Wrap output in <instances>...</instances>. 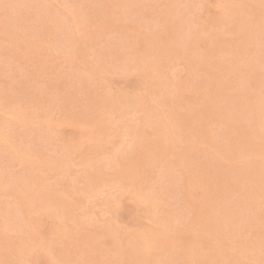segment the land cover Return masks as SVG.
<instances>
[{
    "label": "rangeland",
    "instance_id": "rangeland-1",
    "mask_svg": "<svg viewBox=\"0 0 264 264\" xmlns=\"http://www.w3.org/2000/svg\"><path fill=\"white\" fill-rule=\"evenodd\" d=\"M7 0H0V41H2V42H0V71H2L1 73H0V264H101V263H103V264H154V262H155V264H171V263H169V261L171 262V260H172V264L173 263H177V264H181V263H184V262H186L187 264H189V262L194 258V259H196V258H198V256H199V259L200 258H202V259H200V262L201 263H203V261H201V260H204L205 261V263H211L212 262V264L215 262V261H217V259H219V258H217L216 259V257L217 256H219L220 255V250L222 249V251H224L223 249H226V248H228L227 250H229V253L231 252V254H229V253H227V251L225 250L224 251V253H227L228 254V256L226 257V255L227 254H224L223 252V255H222V253H221V257H222V259H219L220 260V262L218 261V262H215L214 264H216V263H218V264H229V263H231V264H238V263H240V264H252V260H253V264H255V263H258V264H263L264 263V258L263 259H261V257H262V253H264V245H263V243H264V212H262V211H264V199H263V197H264V178H263V180H262V177H264V164H262L263 162H264V158L263 157H260L261 155H263L264 156V143L263 144H260V141H264L263 139V137H264V133H261V132H263L264 130H263V128L262 127H264V121H262V120H264V119H261V118H264V117H262V116H264V115H262V114H264L263 112L264 111H262V110H264V107H262L261 105L262 104H260L261 103V101H264V77L262 76V75H264L263 73H264V65H262L263 63L261 62L262 60H263V62H264V57H262L263 55H261L260 56V54H259V51L261 52V54H264L263 53V49H264V41H263V38H264V29L262 30V28H264V27H262L261 25H263L264 26V23H263V21H264V11L261 9V7L264 9V1H259V0H256V1H259L258 3L255 1V0H243V1H241V0H238L239 2H242V3H244V4H239V2H237L236 0H231V1H233L232 3H233V6H232V3H231V1L230 0H227V2H226V0H225V2L223 1V0H217L218 1V3L216 2V0H193L192 2H194V4H199L198 6L197 5H193V3H191V0H187L186 2H185V0H176V1H174V0H170L171 2H173V4L172 3H170L169 4V0H140V1H143L141 4H139V2H137L136 3V1H139V0H126L125 2H123V0H106V2H105V0H96V1H98V2H96V1H94V0H81V1H77L76 2V0H36L33 4H35L34 5V7H33V5L31 4L34 0H22V2H21V0H20V2H19V0L17 1V0H9V1H7V3H5ZM13 1H14V3H13ZM15 1H16V3H15ZM28 3H27V2ZM44 3H46V4H48V5H45V4H43L42 5V3L43 2ZM47 1V2H46ZM48 1H51V3L53 4V6H52V4L49 2L48 3ZM54 1H55V3H54ZM61 3H60V2ZM85 1V2H84ZM129 1V2H128ZM168 2V4H167V2ZM181 1V2H180ZM198 1H199V3H198ZM203 2L202 4H201V2ZM204 1H206V2H204ZM237 2V4L235 3V2ZM252 1H255V2H252ZM12 2V3H11ZM19 2V3H18ZM65 2V3H64ZM101 2H103V3H101ZM146 2V3H145ZM180 4H182V5H179V3ZM222 2V3H221ZM246 2H247V4H246ZM249 2V3H248ZM20 3H25L24 5L23 4H20ZM29 3H30V5H29ZM58 3V4H57ZM86 3V4H85ZM100 3V4H99ZM130 3V4H129ZM174 3L175 4H177V5H174ZM185 3H188V5L187 4H185ZM191 3V4H190ZM221 3V4H220ZM227 3L229 4V5H227ZM252 3H254V4H258L257 5V9L255 8V6H254V4H252ZM5 4H6V6H5ZM11 4V5H10ZM60 4V5H59ZM84 4V5H83ZM89 4V5H88ZM96 4V5H95ZM105 4H106V6H105ZM128 4H129V6H128ZM135 4H136V6H135ZM146 4V5H145ZM187 5L186 7H185V5ZM220 4V6H218ZM262 4V5H261ZM28 5V6H27ZM56 5H57V7H56ZM75 5V6H74ZM86 5L88 6V7H91L90 8V10H89V8H87L86 7ZM95 5V6H94ZM133 5V6H132ZM148 5V6H147ZM192 5V6H191ZM202 6V9H201V7H199V6ZM203 5L205 6V9H204V11H203ZM222 5V6H221ZM225 5V6H224ZM245 6V7H243V6ZM10 6V7H9ZM12 6H13V8H12ZM41 7V8H39V7ZM45 6H46V9H44L45 8ZM50 6H52V7H50ZM55 6V7H54ZM67 8H65V7ZM78 6V8H79V11H77L78 9L76 8ZM81 6H82V8H81ZM85 6V7H84ZM94 6V7H93ZM103 6V7H102ZM105 6V7H104ZM133 8H132V7ZM137 6H138V8H137ZM144 6V7H143ZM149 6H150V8H149ZM173 6L176 8V10H175V8H173ZM189 6V7H188ZM191 6V7H190ZM197 6L198 8H200V10L197 8V10H195L196 8L195 7ZM230 7V9H228L229 7ZM236 6H239V7H237L238 9H236L235 11H236V13L234 12V10L233 9H235L236 8ZM261 6V7H260ZM8 7V10L6 9ZM14 7H15V9H14ZM19 7V8H18ZM26 7V8H25ZM31 8L32 9V11H30L28 8ZM61 7V8H60ZM97 7H98V9H97ZM100 7V8H99ZM101 7H102V9H101ZM131 7V10L129 9ZM134 7H135V9H134ZM140 7V8H139ZM141 7H143V8H141ZM147 9H146V8ZM181 7V8H180ZM184 7H185V9L186 10H184L183 11V9H184ZM189 9H188V8ZM226 7H228V8H226ZM240 7H243L244 8V10H242ZM247 7H250V8H247ZM10 8V9H9ZM54 8V9H53ZM56 8V9H55ZM92 8L94 9V10H92ZM104 8V9H103ZM146 10H145V9ZM159 8V9H158ZM224 8V9H223ZM240 8V9H239ZM245 8H246V10H245ZM13 11H12V10ZM62 9V10H61ZM70 9V10H69ZM74 9V10H73ZM87 9V10H86ZM101 9V10H100ZM171 9H174L173 11H175V12H177L178 13V11L181 13H178V15H177V13H175V15H174V13H173V11L171 12ZM182 11H181V10ZM187 9H188V13H187ZM221 9V10H220ZM225 10V11H223V10ZM232 9V10H231ZM249 9H251V10H249ZM10 10H11V12H10ZM36 10V11H35ZM42 10V11H41ZM51 10H53L52 12L53 13H55L54 15L56 16V14H57V18L53 15V13L51 12ZM57 10H58V12H57ZM89 10V11H88ZM107 10H108V12H107ZM132 10H134V11H132ZM138 10V11H137ZM144 10V11H143ZM149 10V11H148ZM150 10H152V11H150ZM169 10V11H168ZM202 10V12H200ZM220 10V11H219ZM237 10H241L242 12H237ZM247 10H248V12H247ZM260 10V11H259ZM261 10H262V14H261ZM6 11H7V13H6ZM27 11V12H26ZM45 11V12H44ZM47 11H50L49 12V14H48V12ZM55 11V12H54ZM61 11V12H60ZM83 12V13H80L79 14V12ZM96 11H97V13H96ZM99 11L100 12H102L101 14H99ZM143 11V12H142ZM167 11V12H166ZM190 11V12H189ZM194 11H195V13H194ZM197 11V12H196ZM222 11V12H221ZM243 11H246L245 13H243ZM13 12V13H12ZM28 12H29V14H28ZM37 12V13H36ZM38 12H40V14H38ZM42 12H43V14H42ZM59 12H60V14H59ZM62 12H65V13H63L62 14ZM140 12V13H139ZM193 12V13H192ZM221 12V13H220ZM225 14H224V13ZM227 12L229 13V16H228V14H227ZM232 12V13H231ZM255 12V13H254ZM12 13V14H11ZM31 13V14H30ZM47 13V14H46ZM106 13V14H105ZM107 13H109V15L107 14ZM111 13V14H110ZM123 13H125V14H123ZM135 13V14H134ZM143 13V14H142ZM173 13V14H172ZM183 13V14H182ZM193 14V15H195V17L193 16V15H190V14ZM202 13V14H201ZM220 13V14H219ZM244 14V15H242V16H240L239 14ZM258 13V14H257ZM7 14V15H6ZM11 14V15H10ZM14 14V15H13ZM19 15V17H18V15ZM27 14H28V16H27ZM33 14H34V16H33ZM37 14V15H36ZM46 14V16H43V15H45ZM51 14V15H50ZM59 14V15H58ZM62 14V15H61ZM69 14V15H68ZM83 14H84V16H83ZM94 14V15H93ZM100 15L99 16V18L100 19H102L103 21H101L99 18H98V16H96V15ZM140 14V15H139ZM141 14H142V16H141ZM146 14H148L147 16H146ZM182 15V16H180V15ZM197 14H198V16H197ZM227 14V15H226ZM246 14H247V17H245L246 16ZM252 14H253V16H252ZM36 15V16H35ZM39 15V16H38ZM41 15V16H40ZM52 15H53V18H52ZM67 15H68V17H67ZM72 17H71V16ZM76 15V16H75ZM79 15V16H78ZM93 15V16H92ZM106 15V16H105ZM111 15V16H110ZM119 15H121V16H119ZM127 17H126V16ZM171 17H170V16ZM187 15H189L190 17H193L192 19L191 18H189ZM208 15H209V17H208ZM220 17H219V16ZM227 17H226V16ZM259 15H263V16H259ZM61 16V17H60ZM66 16V17H65ZM75 16V17H74ZM77 16L79 17V18H81V19H79V18H77ZM89 16V17H88ZM95 16H96V18H95ZM174 16V17H173ZM175 16H176V18H178V19H176L175 18ZM198 18H197V17ZM247 19H250V20H252V22H250V20L248 21V19H247V21H246V19L244 18V17ZM248 16H252V17H248ZM257 16V17H256ZM28 17V18H27ZM31 17V18H30ZM37 17V18H36ZM38 17H40L39 18V20H38ZM51 17V18H50ZM74 17V18H73ZM88 17V18H87ZM94 17V18H93ZM125 17H126V19H125ZM129 17L131 18V20L129 19ZM180 17H181V19H180ZM187 17V18H186ZM199 17H200V20H204V21H202V24L204 23V27L202 26V24H201V21L199 20L198 21V19H199ZM203 17H206V18H203ZM223 18V21H222V18ZM231 17V18H230ZM237 17V18H236ZM240 17V18H239ZM259 17V18H258ZM261 17H262V19H261ZM16 18V19H15ZM56 18V19H55ZM58 18H65L64 20L66 21H64V20H62L61 19V21L59 22V19ZM72 18V19H71ZM77 20H76V19ZM98 18V19H97ZM108 18V19H107ZM184 18H185V20H184ZM216 18H217V20H216ZM226 18V19H225ZM241 18H242V20H241ZM245 19V21H244V19ZM14 19V20H13ZM36 19V20H35ZM45 19H46V22H48L47 24H48V26H47V24H44V21H45ZM50 19V20H49ZM55 19V21H53V20ZM68 19V20H67ZM71 19V20H70ZM73 19H74V21H73ZM79 19V20H78ZM91 19H93V20H91ZM105 19H106V21H105ZM110 19V20H109ZM193 20V19H195V20H193L192 21V23H191V20ZM196 19H197V21H196ZM232 19V20H231ZM237 19V20H236ZM238 19H240L239 21H238ZM257 19H261V20H258V21H255V20H257ZM52 20V21H51ZM57 20V21H56ZM87 20V21H86ZM101 21V23H100V21ZM122 20V21H121ZM128 20V21H127ZM169 20H170V22H169ZM187 20V21H186ZM228 21V22H230V24L228 23V22H225V21ZM36 21H39V23L38 22H36ZM42 21V22H41ZM86 21V22H85ZM94 21V22H93ZM110 21V22H109ZM127 21V22H126ZM207 21H208V23H207ZM220 21H222V22H220ZM236 21L240 24V26H237V23H236ZM240 21H242L243 23H245V24H243L242 22V24L240 23ZM254 21H255V23H254ZM34 22V23H33ZM41 22V23H40ZM64 22H65V24H64ZM85 22V23H84ZM171 22H173V24H171ZM179 22L181 23V22H187V24H185V23H182V24H180L179 25ZM189 22V23H188ZM195 22H197V23H195ZM211 22H212V24H214V25H212L211 24ZM218 22V23H217ZM256 22L258 23H260L261 25L259 26V23L258 24H256ZM36 23V24H35ZM50 23H51V26H50ZM57 23L59 24L58 26H56L57 25ZM69 23V24H68ZM71 23H74V24H76L75 25V27H74V24L72 25ZM77 23H79V24H77ZM103 23V24H102ZM170 23V24H169ZM175 23H177V25L175 24ZM194 23V24H193ZM205 23H207L206 24V26H205ZM223 23H225V24H223ZM227 23V24H226ZM234 23V24H233ZM249 23H250V25H249ZM255 24V25H253V24ZM39 24H40V26H39ZM56 26H54V25ZM61 24H64V26L62 27L61 26ZM81 24H82V26H81ZM93 26H92V25ZM100 24H101V26H100ZM195 24H196V26H195ZM211 24V25H210ZM218 24H220L219 26H217ZM248 24V25H247ZM43 25H44V27H43ZM70 25V26H69ZM71 25L74 27V28H72L71 27ZM78 25H80V27L82 28H80ZM95 25H96V27H95ZM174 25H175V27L177 28L176 29V31H175V33H173L174 32V30H175V27H174ZM187 25H188V28H187ZM194 25V26H193ZM201 27H200V26ZM210 25V26H209ZM241 25H242V27H245L246 29H244V30H242V29H240V28H242L241 27ZM69 29H66V31H65V28L66 27ZM85 26V27H84ZM86 26H87V28H86ZM182 27V29H181V27ZM184 26L186 27V28H184ZM193 26V27H192ZM214 26V27H213ZM220 26H222V27H220ZM249 26H251L252 28H253V30L254 29H256V31L255 32H253L252 31V28L250 29V31H252V33H254V35L249 31ZM256 26V27H255ZM257 26L261 29V31H262V34H261V32H260V29L258 30V28H257ZM32 27V28H31ZM47 29H46V28ZM50 27V28H49ZM53 27V28H52ZM59 29H58V28ZM61 27H62V30H61ZM65 27V28H64ZM178 27H179V30H178ZM190 27H192V28H190ZM196 27V29H197V27H198V29H199V27H200V30H203V31H205V32H202V31H200V30H193L194 28ZM210 27H212V28H210ZM217 27V28H216ZM223 27L224 28H226V29H224V32H222L223 31ZM236 27L238 28L239 27V29H236ZM41 28V29H40ZM44 28V29H43ZM78 28H79V30H78ZM93 28V29H92ZM174 28V29H173ZM205 28V29H204ZM211 29V30H209V29ZM216 28V29H215ZM232 28V29H231ZM31 29V30H30ZM55 29H57L58 31L59 30H61V31H59V33L57 32V30L55 31ZM70 29L73 31H70ZM84 29V30H83ZM171 29V30H170ZM173 29V30H172ZM192 29V30H191ZM228 29V30H227ZM229 29H231V30H229ZM40 30H41V32H40ZM78 30V31H77ZM177 30L179 31V32H177ZM189 30H191V31H189ZM225 30H227V32H228V34H227V32L225 31ZM234 30H235V32H234ZM240 32H239V31ZM246 30V31H245ZM247 30H248V33H247ZM31 33H30V32ZM66 33H65V32ZM67 31H68V33H67ZM91 31L93 32V33H91ZM100 31H101V33H100ZM103 31V32H102ZM188 33H187V32ZM194 31H196L195 33H193ZM213 31H215V32H217L218 34H216L215 32H213ZM35 34H34V33ZM37 32V33H36ZM56 32V33H55ZM60 32H62V33H60ZM77 32V33H76ZM80 34H82V35H80ZM186 32V33H185ZM192 32V33H191ZM199 32H201V33H199ZM210 32H212L213 33V35H214V37H213V35L210 33ZM222 32V33H221ZM229 32H231L232 34H239V33H241V32H244V33H246V35H243V33H242V35L241 34H239L240 35V37L242 36L243 38H244V40L245 41H243V43H244V45H240V44H243L241 41L243 40H240L241 38L239 37V35L237 34V36L238 37H235L234 35H232L231 33H229ZM234 32V33H233ZM258 32H260V36L261 37H259V34H258ZM39 33H40V35H39ZM53 33H55V34H53ZM73 35H72V34ZM176 33H177V35H176ZM181 33H182V35H181ZM183 33H185L187 36H185V34H183ZM191 33V34H190ZM203 33H204V35L207 33V35H203ZM209 33V34H208ZM219 33H221L220 35H219ZM251 33V34H250ZM10 34V35H9ZM18 34V35H17ZM28 34V35H27ZM34 34V35H33ZM53 36H55V37H52V35ZM61 34V36H59V37H57L58 35H60ZM63 34H65L64 36H63ZM67 34L68 35H70V36H67ZM86 34V35H85ZM172 34V35H171ZM178 34H179V36H178ZM188 34H189V36H188ZM196 34L198 35V34H200L199 36H196ZM222 34L223 35H225L224 36V38L222 37ZM247 34H248V36H247ZM256 34H257V36H256ZM3 35H4V37H3ZM37 35V36H36ZM43 35H45V36H43ZM47 35H49V38H50V40H48L49 38H48V36ZM72 35V36H71ZM90 35H92L93 37L94 36H96V38L94 37H92V36H90ZM104 35H107V37L105 36V37H103ZM186 37V38H184V36ZM192 35H193V38H191L192 37ZM194 35H195V37H194ZM201 35H203V36H201ZM232 35V36H231ZM253 35V36H252ZM9 36H10V38H9ZM15 36H17V37H15ZM30 36V37H29ZM39 36V37H38ZM66 36V37H65ZM76 38H75V37ZM79 36L81 37V38H79ZM176 36H177V39H176ZM183 36V37H182ZM208 36V37H207ZM209 36H212L211 38H209ZM218 36H220V37H218ZM227 36V37H226ZM5 37L7 38L6 40H4V42H3V39H5ZM15 37V38H14ZM37 37V38H36ZM63 37V38H62ZM90 37H92L93 38V40H96L97 38H99V42H100V44H99V42L98 41H93L92 40V38H90ZM164 37V38H163ZM173 37H175V38H173ZM200 39V41H199V39ZM205 38V39H202V38ZM215 37H217L218 38V42H217V40L215 41V39H217V38H215ZM223 38V41H222V38ZM231 37H232V39H231ZM237 39V40H235V38ZM251 37V38H250ZM17 38H18V41L20 42V43H17L18 41H16L17 40ZM62 38V39H61ZM65 38V39H64ZM71 38H72V40H71ZM75 38V39H74ZM248 38V39H247ZM252 38H254V39H252ZM256 38V39H255ZM258 38V39H257ZM262 38V40H260ZM8 39H10V40H8ZM13 39H15V41H13ZM47 39V40H46ZM55 39V41H57L56 43H54L55 41H53ZM57 39V40H56ZM61 39V40H60ZM66 39L68 40V41H66ZM78 39H80L81 41V43L79 42L78 43ZM100 39H104V40H106V42H104V40L102 41V40H100ZM170 39H171V42H170ZM182 40V42L184 41V42H186V43H182L181 42V40ZM184 39V40H183ZM194 41V43H196V44H198V45H196V44H194V43H191L192 41ZM195 39H197L198 40V43L195 41ZM201 39H202V41H201ZM226 39H227V41H228V44L229 45H227L226 43H227V41H226ZM250 39V41H248ZM252 39V40H251ZM47 42H46V41ZM67 42H65V41ZM77 40V42H75L76 43V46H77V44H80V45H78L79 46V48H78V46L76 47L75 46V43H73L72 44V42H70V41H76ZM84 40V41H83ZM88 40H89V42H88ZM91 40H92V42H91ZM189 40H190V42H189ZM213 40V41H212ZM255 40V41H254ZM6 41H7V43H6ZM9 41H11V43H9ZM38 41V42H37ZM51 41H53V43H54V46H53V43H51ZM85 42V45L83 44V42ZM169 41V42H168ZM179 41V42H178ZM208 41H209V43H210V46H209V43H208ZM225 42L224 44L222 43V42ZM230 41V42H229ZM241 43H240V42ZM254 42V45H252L253 44V42ZM261 41V42H260ZM16 42V43H15ZM22 42V43H21ZM25 44H24V43ZM49 42V43H48ZM217 42V45L215 44ZM219 42H221V43H219ZM236 42L238 43V44H236ZM246 42V43H245ZM248 42V43H247ZM258 42V43H257ZM46 43H47V46H46ZM66 43V44H65ZM68 43H70V44H68ZM90 43H93L92 45H94V47L96 48V47H98V49H97V52H96V49L92 46V45H90ZM110 46H108L107 44ZM147 43H149L148 45H150V46H147ZM174 43V44H173ZM180 43H181V45H183L182 47H181V45H180ZM201 45H200V44ZM230 43L232 44V47L230 46ZM235 43V44H234ZM255 43H257V45L255 44ZM261 43V44H260ZM263 43V44H262ZM8 44V45H7ZM19 44V45H18ZM39 44V45H38ZM40 44H42V45H40ZM58 44H60V46L58 45ZM63 44H65V45H63ZM71 44H72V46H71ZM84 45V46H82V45ZM89 44V45H88ZM104 44L106 45V46H104ZM116 44V45H115ZM155 46H154V45ZM168 44H171V46L170 45H168ZM188 44V45H187ZM190 44H193V45H190ZM214 44H215V46H214ZM247 46H246V45ZM2 45V46H1ZM10 45H14L15 47H13V46H11V48H10ZM25 45H27V46H25ZM36 47H35V46ZM52 45V46H51ZM69 45V46H68ZM88 47H87V46ZM101 45H103V46H101ZM162 45V46H161ZM174 45H177V47H179V45H180V47H179V49H177V47L176 46H174ZM185 45V46H184ZM196 45V46H195ZM218 45L220 46V47H222V51H223V53H222V51H220V49H217L216 48V46L218 47ZM226 46V47H228V51H226L227 49H226V47H224V46ZM238 45H240V47L238 46ZM259 45V46H258ZM261 45H263V46H261ZM8 46V47H7ZM41 46V47H40ZM43 46V47H42ZM44 46L46 47V48H44ZM75 46V47H74ZM85 46H86V48H90L89 49V51H87V49L85 48ZM192 46H194L196 49H198V50H196L194 47H192ZM230 46V47H229ZM235 46L236 47H239L238 49L236 48L235 49ZM251 46H253L252 48H251ZM261 46V47H260ZM20 47H23V48H20ZM32 48V50H29V48ZM51 48V50L49 49V48ZM52 47H55V49L53 48L52 49ZM60 47H62V48H60ZM74 47V48H73ZM106 47V48H105ZM110 49H109V48ZM128 47H129V49H128ZM148 47H149V49L151 50V51H148L149 49H148ZM166 47V48H165ZM174 47V48H173ZM185 47H187V49L185 50ZM190 47V48H189ZM203 47V48H202ZM206 47V48H205ZM220 47H218V48H220ZM247 47V48H246ZM254 47H256V50H255V48ZM259 47V48H258ZM8 48H10V50L8 49ZM30 48V49H31ZM38 48V49H37ZM41 48V49H40ZM43 48V49H42ZM59 48V49H58ZM182 48V49H181ZM213 48V49H212ZM214 48H215V50H218L217 52L214 50ZM242 50H241V49ZM253 48H254V50H253ZM21 49V50H20ZM45 49V50H44ZM65 49H69V51L68 50H65ZM72 49H74L73 50V53H72ZM93 49V50H92ZM104 49H105V51H104ZM109 49V50H108ZM138 49V50H137ZM147 49V50H146ZM167 49H169V50H167ZM189 49H191L190 51H189ZM196 50V52H195V50ZM200 49V50H199ZM205 49V50H204ZM225 51H224V50ZM234 50V51H230V50ZM247 49V50H246ZM2 50H4V51H2ZM19 50V51H18ZM27 50V51H26ZM35 50V51H34ZM47 50H49L48 52H47ZM53 50V51H52ZM76 50H78V51H76ZM82 50V51H81ZM84 50H86V51H84ZM106 50H108V51H112V52H109L108 53V51L106 52ZM114 50V51H113ZM130 50V51H129ZM135 50V51H134ZM194 50V51H193ZM211 50V51H210ZM236 50H237V52H238V54L240 55V54H244V57H242L243 55H241V58H240V56L237 54V53H235L236 52ZM246 50V51H245ZM251 51V52H248V51ZM28 51L29 52H31L32 53V55H30V53H28ZM53 53H52V52ZM57 51V52H56ZM62 51V52H61ZM104 51V52H103ZM127 51V52H126ZM129 51V52H128ZM148 51V52H147ZM159 51V53H155V52H158ZM212 51H213V53H212ZM215 51V52H214ZM232 53H230V52ZM244 51V52H243ZM253 51V52H252ZM257 51V52H256ZM23 52H25V53H23ZM38 52V53H37ZM58 52H60V53H58ZM67 52V53H66ZM75 52V53H74ZM116 52L117 53H119L118 55H119V57H120V53L122 54L123 53V55L121 56V57H123V58H121V59H119V57H115L117 54H116ZM135 52V53H134ZM138 52H142V53H138ZM164 52H165V54H164ZM167 52H168V54H167ZM187 52V53H186ZM209 52V53H208ZM227 52V53H226ZM239 52H243V53H239ZM20 53V54H19ZM35 53V55H33ZM36 53H37V55H36ZM57 53V54H56ZM69 53V54H68ZM91 53V54H90ZM98 53V54H97ZM105 53H108V54H105ZM132 53V54H131ZM150 53V54H149ZM151 53H153V54H151ZM180 53V54H179ZM191 53H193V54H191ZM211 53H212V55H213V57H214V59H213V57H212V59H211ZM216 55H215V54ZM219 53V54H218ZM220 53H221V56H220ZM228 53H230L231 55H229ZM233 53H234V55H233ZM252 53H255V54H253L252 55ZM26 54V55H25ZM42 54V55H41ZM58 54H60L62 57H64L63 58V61H62V58H60V55H58ZM104 54H105V56L107 55H109L108 57H105L104 56ZM115 54V55H114ZM133 54H135V55H133ZM156 54V55H155ZM172 54V55H171ZM189 54V55H188ZM204 54H206L205 56H203ZM228 54L229 56L227 57L226 55ZM257 54L260 56H258L257 57ZM58 57H57V56ZM72 55V56H71ZM75 55V56H74ZM83 56V59H82V56ZM117 55V56H118ZM126 55H128V56H126ZM151 55V56H150ZM161 55V56H160ZM168 55V57L166 58V56ZM173 55H174V57H173ZM192 55V56H191ZM207 55H209V56H207ZM216 57H215V56ZM219 56V59H218V56ZM233 55V56H232ZM246 55V56H245ZM252 56V57H249V56ZM27 56V57H26ZM28 56H31V57H28ZM34 56V57H33ZM40 56H44V57H40ZM56 56V57H55ZM69 56V59L67 58ZM74 56V57H73ZM88 57V58H86V57ZM98 56V57H97ZM137 56H139V57H141V58H139V57H137ZM146 56V57H145ZM164 56V57H163ZM184 56V57H183ZM187 56H189V58H190V60L189 61H191V59L193 58L195 61H196V59H198V61H196V64H193V62H194V60L192 59V62L190 63H188V59L186 58ZM223 56V57H222ZM226 56V57H225ZM231 56V57H230ZM235 56V57H234ZM238 56V57H237ZM248 56V57H247ZM3 57V58H2ZM40 57V58H39ZM84 57H85V59H84ZM90 57V58H89ZM95 57V58H94ZM103 57V58H102ZM134 57H136L135 59H134ZM152 59H151V58ZM159 57H161V58H159ZM177 57V58H176ZM180 57V58H179ZM192 57V58H191ZM196 57H198V58H196ZM207 57L209 58V59H207ZM220 57H222L223 59H221L220 60ZM233 57H234V60L236 61H233V62H231L232 60H231V58L233 59ZM246 57V59H244ZM253 57H257L258 59H253ZM2 58V59H1ZM26 58H28V59H26ZM44 58V59H43ZM56 58H58V59H56ZM66 58V60H64ZM138 58V59H137ZM147 58V59H146ZM149 58V59H148ZM156 58V59H155ZM165 58V59H164ZM184 58H186V61L187 62H185V59ZM196 58V59H195ZM207 59V61H205V59ZM217 60H216V59ZM230 59V60H227V59ZM239 58V59H238ZM243 58V60H240V59H242ZM249 58H251V59H253V60H250ZM33 59V60H32ZM40 59V60H39ZM60 59V60H59ZM82 61H81V60ZM91 59V60H90ZM96 60V61H94V60ZM114 61H112V60ZM126 59V60H125ZM133 59V60H132ZM161 59H163V60H161ZM168 59H171V60H168ZM181 59H184V60H182V62H181ZM237 59V60H236ZM36 60V61H35ZM89 60H90V62H89ZM100 60V61H99ZM103 60H104V62H103ZM130 60H131V62H130ZM136 60V61H135ZM150 60V61H149ZM175 62H174V61ZM212 60V61H211ZM226 60V61H225ZM250 61V63H249V61ZM60 61V62H59ZM64 61H66L65 62V67H69V68H65L64 67ZM75 61V62H74ZM88 62V64H87V62ZM93 61V62H92ZM97 61H99V63L97 62ZM109 61V62H108ZM121 61V62H120ZM127 61V62H126ZM135 62V64L133 63V62ZM141 63H140V62ZM161 61V62H160ZM163 61V62H162ZM165 61V62H164ZM170 61H172V62H170ZM219 61L221 62L220 64V66H218V64H219ZM222 61H223V63H226L227 65H225V64H223L222 63ZM225 61V62H224ZM229 63H228V62ZM239 61H243V64L241 63V62H239ZM245 61V62H244ZM254 61V62H253ZM2 62H4L3 64H4V66H7V67H4L3 66V64H2ZM39 62V63H38ZM68 62V63H67ZM71 62V63H70ZM85 63L86 62V66H85V69H84V67H80V66H84V65H81V64H83V63ZM96 64H95V63ZM102 64H101V63ZM167 62H168V64H167ZM173 62L176 64H173ZM177 62V63H176ZM203 66H200V64ZM203 62V63H202ZM211 62L213 63L214 62V64L212 65L211 64ZM239 62V63H238ZM248 62V63H247ZM256 62V63H255ZM260 62V63H259ZM5 63H6V65H5ZM20 63L22 64V66L20 65ZM49 63V64H48ZM53 63V65L54 66H52V67H49V66H51V64ZM57 65H55V64ZM61 63V64H60ZM81 63V64H80ZM98 63V64H97ZM113 63H115V64H113ZM118 63V64H117ZM119 63H120V65H119ZM122 63V64H121ZM127 63V64H126ZM170 63V64H169ZM182 63H184V64H182ZM204 63L206 64V66H208L209 68H207L205 65H204ZM236 63H237V65H238V67L236 66ZM240 63L243 65H240ZM245 63H247V65L249 66V67H247L246 66V64ZM253 63H255V64H253ZM258 63V64H257ZM17 64H19L18 66H16ZM31 64H32V67H31ZM47 64V65H46ZM68 64V65H67ZM70 64H72V66L70 65ZM76 64H78V65H76ZM91 64V65H90ZM141 66H140V65ZM167 64V65H166ZM187 64H189V65H187ZM191 64H193V65H191ZM199 64V65H198ZM228 64H230V65H228ZM251 64V65H250ZM35 67H34V66ZM47 66V69L49 70H46V68H45V66ZM90 66L91 68L89 69V67H87V66ZM94 65H96V66H94ZM97 65H98V67H97ZM100 65V66H99ZM102 65V66H101ZM106 65H108L107 67H106ZM129 65V66H128ZM166 65V66H165ZM171 65V66H170ZM186 67H185V66ZM195 65V66H194ZM233 65V66H232ZM244 65H245V67H244ZM259 65V66H258ZM29 66V67H28ZM42 68H41V67ZM44 66V67H43ZM58 66H59V68H58ZM79 66V67H78ZM97 67V69L99 68V69H101V71L98 69V70H95L96 68H94V67ZM104 66V68H100V67H103ZM114 66H116L115 68H117V70H119V71H121V72H125V74H123V75H121V72H118V71H115L116 69L114 68ZM120 66H122V68H127L126 70L125 69H120L121 67ZM144 66V67H143ZM177 67V68H179L178 70H177V68H174V67ZM194 68H193V67ZM196 66H199V68L197 67L196 68ZM211 66V67H210ZM215 66H217V67H219V68H216ZM225 66L228 68V69H226L225 70ZM232 66V67H231ZM235 66V67H234ZM241 66H242V68H241ZM252 66H253V68H252ZM258 66V67H257ZM260 66H263L262 68L260 67ZM16 67V68H15ZM18 67H20V68H18ZM34 67V68H33ZM54 67V69L52 70V68ZM74 67H75V69H74ZM110 67H112V68H110ZM130 67H132V68H134L135 67V69H132V68H130ZM165 67H167V68H165ZM190 67V68H189ZM200 67H202V68H200ZM222 67V68H221ZM240 67V68H239ZM258 69H257V68ZM5 68H7V70L5 69ZM43 68H45V70H43ZM63 68V69H62ZM110 68V69H109ZM145 68V69H144ZM172 68H173V70H172ZM181 68V69H180ZM184 68V69H183ZM193 68V70H195V71H193V70H191ZM204 68V69H203ZM215 70H214V69ZM224 68V69H223ZM230 68H231V73H230ZM233 68H237V69H233ZM248 68V69H247ZM36 72V69H37V72H36V74H35V72L33 71V70ZM38 69H41V70H38ZM51 69V70H50ZM62 69V70H61ZM74 70V71H72V70ZM80 69H82L81 71H80ZM106 69V70H105ZM110 71H112V73L113 72H115L114 74H111V72H109V70ZM144 69V70H143ZM188 69H189V72H191V73H188ZM196 69H197V71H196ZM220 69V70H219ZM224 71H223V70ZM244 69V70H243ZM254 70V69H257V71H259L258 73H257V71H256V73L257 74H255L253 71H250V70ZM55 70V72L53 73V71ZM68 70H71L70 71V74H69V71ZM79 70V71H78ZM92 70V71H91ZM93 70H95L94 72H93ZM170 71V73L168 72V71ZM181 72H180V71ZM185 70V71H184ZM209 70V71H208ZM210 70H214V72H212L211 71V73H210ZM219 70V71H218ZM241 70H242V73H243V71H244V74H241L240 72H241ZM246 70H248V72H246ZM6 73H5V72ZM19 73H18V72ZM67 71H68V73H67ZM91 72V73H89V72ZM108 71V72H107ZM129 71V72H128ZM179 71V72H178ZM204 71L205 72H207L206 74L204 73ZM217 71H218V73H217ZM225 71H226V76H224V74L223 73H225ZM255 71V70H254ZM263 71V72H262ZM16 72V73H15ZM47 72H50V73H47ZM60 72V73H59ZM63 72V73H62ZM71 72H74V76H73V73L71 74ZM95 72H97V73H95ZM101 72V73H100ZM105 72V74L104 75H102L103 73ZM126 72H127V75H126ZM133 74V76H132V74ZM165 72V73H164ZM188 74H187V73ZM194 72L196 73L195 75H194ZM210 73V76L212 75H214L213 77H215V78H213L212 76L210 77L209 76V73ZM245 72H246V76H245ZM251 72H253V73H251ZM261 72V73H260ZM56 73V74H55ZM65 73V74H64ZM79 74L80 75V77H82L80 80L79 79H77V78H80V77H78V75L76 76V74ZM82 74V76H81V74ZM84 73V74H83ZM89 73V74H88ZM117 73H118V75H117ZM141 73H143V75L145 74V76H141ZM205 75H204V74ZM221 73V74H220ZM250 75H249V74ZM9 74V75H8ZM15 74V75H14ZM25 74H27V75H29V76H25ZM30 74H32L31 76H30ZM48 74V75H47ZM50 74H51V77H53V78H50ZM59 74V75H58ZM61 74H63V75H61ZM86 74V75H85ZM94 75V76H92V75ZM98 76H97V75ZM107 74H109L108 75V77H107ZM120 74V75H119ZM129 74V75H128ZM131 74V75H130ZM147 74V75H146ZM149 74H152V76L151 75H149ZM205 76L204 78H203V75ZM208 74V76L206 77V75ZM217 74V75H216ZM229 74H233V77H231V75L229 76ZM236 74H238V76H236ZM240 74V75H239ZM262 74V75H261ZM18 75V76H17ZM88 75H90V77L88 76ZM97 77H96V76ZM112 75V76H111ZM136 75V76H135ZM180 75H182V79H181V76ZM188 76L187 77V80H186V76ZM219 75V77H217ZM244 75V76H243ZM249 77H248V76ZM251 75H253L252 76V78H251ZM260 75V77H261V79L258 77ZM23 76L24 77H26V78H24V79H22L23 78ZM36 76H38V77H36ZM46 76H49V78H47ZM60 77L61 78V80H60V78H58V77ZM62 76H63V78H64V80H62L63 78H62ZM72 76V78H70ZM104 77V80H103V77ZM154 76H155V78H154ZM248 77V80H247V78H243L242 79V81H243V83H242V81H239L238 79H241V78H239V77ZM257 76V77H256ZM57 77V78H56ZM66 77V78H65ZM69 79H68V78ZM87 77V78H86ZM100 77V78H99ZM102 77V78H101ZM109 77H111V79L109 78ZM150 77H151V79H150ZM160 77V78H159ZM176 77V78H175ZM178 77V78H177ZM192 77V78H191ZM195 77V78H194ZM198 77V78H197ZM203 79H202V78ZM223 77V78H222ZM256 77V78H255ZM3 78V79H2ZM30 78H31V80H30ZM32 78H34V79H32ZM56 78V79H55ZM75 78V79H74ZM84 78H85V80H84ZM93 78V80H91ZM154 78V79H153ZM158 78V79H157ZM199 78H201V79H199ZM213 78V83H211L212 81H211V79ZM217 78V79H216ZM220 78V79H219ZM222 78V79H221ZM229 78H230V80H232L231 82L229 81ZM236 79V80H234V79ZM238 78V79H237ZM249 78H251L250 80V85H248L249 84ZM259 78V80H258V82H257V79ZM28 79H29V81H28ZM49 79V81H47ZM54 79H55V81L56 80H60V81H57V83H55V82H53L54 81ZM65 79H67V80H65ZM73 79L75 80V81H73ZM86 79H87V82H86ZM90 79V80H89ZM96 79H97V81H96ZM101 79V80H100ZM151 81H150V80ZM172 79V80H171ZM188 79H191V81L189 80L188 81ZM205 79V80H204ZM208 79H210V81H208ZM226 79V80H225ZM254 79H256V81L254 80ZM50 80H51V83H49L50 82ZM78 80V81H77ZM106 80V81H105ZM154 80V81H153ZM157 80V81H156ZM182 80V82L180 83V81ZM194 80H195V82H194ZM202 80H203V82H202ZM206 80H207V82H206ZM218 80V81H217ZM222 80V81H221ZM224 80H225V82H224ZM246 80V81H245ZM2 81V82H1ZM4 81V82H3ZM67 81H68V83H67ZM95 82L94 83V85H97V86H94L93 84H91V83H93V82ZM105 81V82H104ZM108 81H110V83L108 82ZM133 81V82H132ZM135 81V82H134ZM172 81V82H171ZM204 81H205V83H204ZM216 81V82H215ZM221 81V82H220ZM239 81V82H238ZM69 82H70V84H69ZM73 82V83H72ZM87 84H86V83ZM90 82V83H89ZM102 82H104V83H102ZM106 82H108V83H106ZM145 82H146V84L148 83V85H146L145 84ZM149 82H151V83H149ZM153 82H155V83H153ZM158 83V85H157V83ZM174 82V83H173ZM187 82V83H186ZM189 82V83H188ZM220 84H219V83ZM222 82H224V83H222ZM227 82V84L229 85V87H228V85L226 84L225 85V83ZM248 82V83H247ZM254 82V83H253ZM260 82H262V83H260ZM22 83V84H21ZM28 85H27V84ZM29 83H30V85H29ZM32 83V84H31ZM37 83V84H36ZM45 83V84H44ZM67 83V84H66ZM82 83V84H81ZM85 83V84H84ZM97 83V84H96ZM177 83V84H176ZM180 83V84H179ZM188 84L187 86L186 85H183L182 86V84ZM192 83V84H191ZM195 83H197V84H195ZM201 83H204V86H205V88H204V86H203V84H201ZM210 83V84H209ZM239 83V84H238ZM256 83H257V85H256ZM260 85H262V86H259V84ZM16 84V85H15ZM44 84V85H43ZM51 84V85H50ZM54 84V88H52L53 85ZM55 84H57V85H55ZM77 84V85H76ZM85 86H84V85ZM106 84H107V86H108V88H107V86H106ZM133 84V85H132ZM155 84V85H154ZM199 84V85H198ZM207 84V85H206ZM213 84H215V87L213 86ZM218 84V85H217ZM222 84V85H221ZM230 84H231V86H230ZM237 84V85H236ZM244 84V85H243ZM9 85V86H8ZM36 85L39 87H36ZM63 87H62V86ZM68 85V86H67ZM71 85H73V88H72V86ZM91 87H90V86ZM99 85V86H98ZM102 85H104V86H102ZM141 87H140V86ZM160 85V86H159ZM174 85H177V87L176 86H174ZM191 85V86H190ZM201 85V86H200ZM210 85V86H209ZM216 85H217V88L219 89H217L218 91H216L215 89H216ZM25 86V87H24ZM33 86H35V87H33ZM46 86V88H44ZM51 88H50V87ZM71 86V87H70ZM83 88H82V87ZM138 86V87H137ZM187 87L186 89H185V87ZM193 86L195 87V88H193ZM198 86H200V87H198ZM223 86H225V88L222 87ZM234 86V87H233ZM248 86V87H247ZM254 86H258L259 87V89H258V92H256V90L255 89H257L256 87H254ZM47 87L48 88H50V89H47ZM58 87V88H57ZM60 87V88H59ZM62 87V88H61ZM70 87V88H69ZM77 87H78V89H77ZM103 87H104V89H103ZM140 87V88H139ZM172 87L174 88V89H172ZM183 87V88H182ZM228 87V88H227ZM244 87V88H243ZM263 89H262V88ZM18 88V89H17ZM21 88V89H20ZM34 88H35V90H34ZM37 88L39 89V90H37ZM44 90H43V89ZM65 88V89H64ZM76 88V89H75ZM91 88H92V90L93 91H95V93L91 90ZM100 88V89H99ZM107 88V89H106ZM133 88V89H132ZM142 88V89H141ZM148 90H147V89ZM162 89V90H160V89ZM168 88H171V89H168ZM181 90H180V89ZM191 88V89H190ZM215 88V89H214ZM250 88H251V91L253 92V91H255L256 93H258V94H260L261 93V95H258V94H256L255 92V94L254 93H252V92H250V93H252V94H249V90H250ZM31 89H32V91H31ZM60 91L59 93H58V91ZM60 89V90H59ZM62 89H64V90H62ZM70 89H72V90H70V91H74L73 93H77V94H73L72 92H69V90ZM110 89H112V92H111V90ZM190 89V90H189ZM200 90V92L198 91V90ZM202 89V90H201ZM207 89V91L205 92V90ZM224 89V90H223ZM225 89H227V90H229V91H227V93H228V95H226L227 93H226V91H225ZM244 89H246L247 90V92L244 90ZM6 90V91H5ZM28 90H30V91H28ZM43 90V91H42ZM47 90H50V92L49 91H47ZM56 90V91H55ZM62 90V91H61ZM97 90H98V92L99 93H97ZM108 90V92H105V91H107ZM114 90V91H113ZM152 91V92H150V91ZM156 90L158 91V92H156ZM165 92H164V91ZM172 90H174V92L172 91ZM175 90L177 91V92H175ZM186 90H187V92H186ZM194 90V91H193ZM197 90V91H196ZM204 90V92H202ZM210 90H212V91H209ZM222 90H223V92H222ZM239 90V91H238ZM263 90V91H262ZM34 91H37V93H39V92H41V93H39V95L35 92L34 93ZM49 93L48 95L46 94L47 92ZM51 91H53V93H54V95H55V98H56V101L58 102H56L55 101V99L54 100H52L53 98H54V95L52 96V92ZM65 91V92H64ZM93 92V94L91 93V92ZM101 91H102V95H101ZM109 91H110V93H111V96L113 97H111L109 94ZM132 91H133V93H132ZM169 91V92H168ZM179 91H181V93L179 92ZM24 92V93H23ZM27 92H29V93H27ZM43 92V93H42ZM55 92H57V93H55ZM79 92V93H78ZM80 92H83L82 94H80ZM88 92H90V93H88ZM107 93L108 94V97H110V98H106L105 97V93ZM114 92V93H113ZM127 93V96H125V94ZM129 92V93H128ZM131 92V93H130ZM138 92V93H137ZM173 93V95H172V93ZM183 92H185L184 93V95H183ZM190 92V93H189ZM192 92H194V93H192ZM218 92H221V93H219L218 94ZM229 92H230V94H229ZM232 92V93H231ZM234 92V93H233ZM239 92H241V93H239ZM262 92H263V94H262ZM33 94V96H35V97H33L31 94ZM52 93V94H51ZM71 93V94H70ZM85 93V94H84ZM97 93V94H96ZM123 93V94H122ZM139 93L141 94V95H139ZM153 93V94H152ZM159 93V94H158ZM170 93V94H169ZM188 93V94H187ZM195 93H200V94H195ZM201 93H202V95H201ZM209 93H214V95H212V97L213 96H215V97H213L214 99H212L210 96L211 95H208L207 96V94H209ZM216 93H217V96H216ZM223 93H224V95H223ZM226 93V94H225ZM245 95H244V94ZM246 93H248L250 96H248ZM22 94L24 95V97L22 96ZM28 94V95H27ZM44 94V95H43ZM47 96H46V95ZM58 94V95H57ZM67 95V94H69V96H73L72 98L71 97H68L67 96V98H66V96H64V95ZM73 94V95H72ZM80 94V95H79ZM118 94H119V96H118ZM122 94V96L123 97H121L120 95ZM131 94V95H130ZM134 96H133V95ZM146 94V95H145ZM149 94V95H148ZM152 96H151V95ZM158 94V95H157ZM177 94V95H176ZM178 94H179V96H178ZM190 94H192V95H190ZM254 94V95H253ZM38 95V96H37ZM41 95H42V97H43V101H42V97H41ZM49 95H51V97H52V99H51V97H48ZM59 95H63V96H60V97H58ZM82 95V96H81ZM96 95H99V97L98 96H96ZM159 95H160V98H159ZM168 95H169V97H168ZM174 95H176L175 97H174ZM204 95V96H203ZM220 95H221V97H220ZM238 95H240V96H238ZM20 96H22V101H19L20 100ZM26 96L28 97V98H26ZM41 97V98H39V103H40V101H41V103L40 104H36V100L38 99V97ZM57 96V97H56ZM78 96V97H77ZM81 96V97H80ZM85 96V97H84ZM93 96H95V97H93ZM102 96V97H101ZM103 96L105 97L104 99H103ZM107 96V95H106ZM130 96V97H129ZM138 96V97H137ZM166 96V97H165ZM174 97V98H171V97ZM226 97V99L229 101H227L224 97ZM227 96H228V98H227ZM245 96V97H244ZM254 96H255V98H256V101L255 100H253V99H255L254 98ZM258 96V97H257ZM263 96V97H262ZM34 99H33V98ZM62 97H64L63 99H62ZM77 97V98H76ZM93 97V98H92ZM97 97V98H96ZM135 97V98H134ZM142 99H141V98ZM143 97H144V100L145 101H143ZM178 97V98H177ZM180 97V98H179ZM183 97H184V99H183ZM207 97V98H206ZM235 98L236 99V102H235V99H231V98ZM238 97H239V99H238ZM240 97H242L241 98V100H240ZM243 97H244V99L245 100H242L243 99ZM250 98V99H248V98ZM260 97H262V99L260 98ZM14 98V99H13ZM32 98V99H31ZM45 98V99H44ZM50 98V99H49ZM96 98V99H95ZM114 98H116V100L118 99V102L114 99ZM123 98H125V99H123ZM127 98V99H126ZM147 98V99H146ZM160 99V100H158V99ZM164 98H166V102L165 101H163V99ZM181 98H182V100H181ZM187 98V99H186ZM200 98H201V102H200ZM221 98V99H220ZM223 98H224V100H223ZM253 98V99H252ZM26 99H27V101H26ZM61 99V100H60ZM65 99V100H64ZM69 101H68V100ZM80 99V100H79ZM94 101H92V100ZM100 99V100H99ZM104 100V102L103 101H101V100ZM105 99H106V101H105ZM109 101H108V100ZM130 99H132V100H130ZM142 100L141 101V103H140V101H138V100ZM179 101V103H178V101ZM206 99V100H205ZM218 99H220V100H217ZM238 99V100H237ZM23 100H24V102L26 101V102H28V103H24L23 102ZM30 100V101H29ZM32 100V101H31ZM45 100H46V103H45ZM51 100V103L49 102ZM59 100H60V102H59ZM63 100L65 101V104H66V106L64 105V102H63ZM76 101V103H75V101ZM80 101V103H79V101ZM112 100V101H111ZM113 100H114V102H113ZM149 100V101H148ZM153 100V101H152ZM165 100V99H164ZM168 100V101H167ZM177 102H176V101ZM183 100H184V102L186 103H184L183 102ZM211 100V101H213L212 102V106L210 105L211 103V101L209 102V101ZM224 102H223V101ZM248 100L250 101V103H249V105H251V103H253V101H254V103L253 104H255V103H257V104H255L254 105V107H255V109L258 111H255V109H254V107H253V104L251 105V106H246L248 103ZM12 101V102H11ZM16 101V102H15ZM55 103H54V102ZM66 101L68 102V104L66 103ZM77 101H78V104H77ZM98 101H101V104H99V102ZM120 101H121V103H120ZM122 101L123 102H125V101H130V104L131 105H129V104H125V103H122ZM153 102L152 103V105H151V102ZM161 101L163 102V103H161ZM182 101V102H181ZM187 101V102H186ZM215 101H216V103H215ZM225 101H226V103H225ZM241 101H243L242 103H241ZM245 101H247V102H245ZM258 101H260V102H258ZM35 102V103H34ZM87 102H88V104H87ZM103 102V103H102ZM117 102V103H116ZM132 102V103H131ZM134 102H135V104L137 105H135L134 104ZM137 102V103H136ZM142 102H144V104H145V106H144V104L142 103ZM147 104H146V103ZM181 102V103H180ZM190 102H192V103H190ZM200 102V103H199ZM203 102V103H202ZM217 102H220V104H219V107H218V103ZM221 102H223V104L221 103ZM231 102H235V103H232L231 104ZM44 103V104H43ZM60 103H62V105L60 104ZM74 103V104H73ZM91 103V104H90ZM107 103H109V104H107ZM112 103V105H110ZM159 103H161V106L159 105ZM168 105V106H166V104ZM173 103V104H172ZM177 103V104H176ZM197 103H199V104H197ZM209 103V104H208ZM228 103H230V104H228ZM245 103V104H244ZM263 103V102H262ZM22 104V108H21V106H19V105H21ZM30 106H29V105ZM38 105V106H36V105ZM56 104V105H55ZM58 104H60V105H58ZM81 104V105H80ZM99 104V105H98ZM116 106H115V105ZM117 104H119V105H117ZM123 104H125L126 106L125 107H123ZM140 104H143V105H141L140 106ZM157 104V105H156ZM175 104L177 105V106H175ZM179 104V105H178ZM197 104V105H196ZM227 104L229 105V106H227ZM238 104V105H237ZM258 104H260V106L258 107L257 105ZM16 105V106H15ZM29 106V107H31V108H33V110L30 108V112L32 113V111H36L35 113H29V108L27 109V107H25V106ZM39 105L40 106H42V107H40V108H42V109H40V108H38L39 107ZM45 105V106H44ZM47 105V106H46ZM51 105H53V106H51ZM75 105V106H74ZM84 106V108L85 109H83V106ZM88 107H86V106ZM92 105L94 106V108L92 107ZM99 107H101L100 109H101V112H102V114L99 112V111H97V110H99L98 108V106ZM102 105H105V106H102ZM107 105V106H106ZM150 106L151 105V107H149L148 108V106ZM155 105V106H154ZM162 105H164V106H162ZM187 105V106H186ZM192 105V106H191ZM194 105H195V107H194ZM198 105H199V110H200V112L198 111V109H196V108H198ZM209 105V106H208ZM215 105H217L216 107H215ZM231 105V106H230ZM237 105V106H236ZM240 105V106H239ZM6 106V107H5ZM10 106V107H9ZM24 106V107H23ZM59 106V107H58ZM64 106L65 107H67V108H64ZM70 106V107H69ZM113 106V107H112ZM122 106V107H121ZM140 106V107H139ZM156 109H154L153 107ZM178 106H180V108L178 107ZM186 106V107H185ZM200 106H201V108H200ZM202 106H203V108H202ZM213 107V111H212V109H211V107ZM226 108H225V107ZM234 106V107H233ZM239 106V108H236V109H233V108H235V107H238ZM243 106V107H242ZM263 106H264V103H263ZM49 109H48V108ZM52 107V108H51ZM75 107V108H74ZM117 107H119V108H117ZM128 107V108H127ZM131 107V108H130ZM133 107V108H132ZM136 107V108H135ZM144 107V109H143V111H141L142 110V108ZM158 107H159V109H158ZM183 107H185L184 109H183ZM190 109L189 111H188V108ZM207 107V109L205 110V108ZM231 107V108H230ZM240 107H241V109H240ZM244 107H246V108H248V109H246V108H244ZM249 107H253L252 108V113H253V115L251 114V113H248V112H251V108H250V110H249ZM259 109H258V108ZM260 107H262V108H260ZM61 108V109H60ZM65 109V110H63V109ZM87 108V109H86ZM89 108H91V109H89ZM96 108V109H95ZM108 108V109H107ZM113 110H112V109ZM120 108H121V112H119L120 111ZM140 108H141V110H140ZM149 109V112H148V110L147 109ZM150 108H152V109H150ZM176 108V109H175ZM192 108V109H191ZM214 108H216L215 110L216 111H214ZM217 108H218V110H217ZM222 108L224 109L225 108V110H223L224 112H226V111H228V109H231V110H229V112H226V113H224L223 111H222ZM18 109V111H16ZM22 109H23V112L25 111L24 109H27L26 111H25V113H23L22 114ZM35 109V110H34ZM37 109L39 110L38 112L39 113H41V114H39V116L37 115ZM44 109V110H43ZM53 109V110H52ZM83 109V110H82ZM116 109V110H115ZM117 109H119L118 110V113L117 114H115L116 113V111H117ZM140 111H139V110ZM154 109V110H153ZM162 109V110H161ZM165 110V112H164V110ZM186 109V110H185ZM232 109L234 110L233 112H231L232 111ZM239 109L241 110V112L240 113H237V112H239ZM242 109H244L243 111H245V112H243L242 111ZM13 110H15V111H13ZM21 110V111H20ZM32 110V111H31ZM47 112H46V111ZM49 110V111H48ZM52 110V112H50ZM59 110V111H58ZM61 110V111H60ZM67 110V111H66ZM71 110V111H70ZM86 110V111H85ZM94 110V111H93ZM125 110L127 111V112H125ZM130 110V111H129ZM134 110V111H133ZM147 110V111H146ZM152 110V111H151ZM160 110V111H159ZM183 110V111H182ZM191 110H192V112H191ZM210 110V111H209ZM238 110V111H237ZM28 111V112H27ZM45 111V112H44ZM55 113H54V112ZM57 111V112H56ZM65 112V114H64V112ZM107 111V112H106ZM111 111V112H110ZM122 111H123V113H122ZM134 113H133V112ZM145 111V112H144ZM151 111V112H150ZM173 111V112H172ZM185 111H187V115L188 116H186V112ZM193 111H195V112H193ZM247 111V112H246ZM261 111H262V114H261ZM15 112V113H14ZM21 112V113H20ZM27 112V113H26ZM46 114V116H48L49 115V119H48V117H46L45 116V114ZM59 112H62L63 113V115H62V113H59ZM83 112V113H82ZM115 112V113H114ZM129 112H131V113H129ZM139 112V113H138ZM154 112V113H153ZM159 112V113H158ZM161 112H162V114H161ZM168 112H170V114H171V116H170V114L168 113ZM173 113V115H172V113ZM178 112H179V114H178ZM182 112V113H181ZM216 112V113H215ZM218 112V113H217ZM235 112V113H234ZM243 112V113H242ZM17 113V114H16ZM20 113V114H19ZM49 113V114H48ZM56 113H59V114H56ZM68 113V114H67ZM70 113V114H69ZM93 113V114H92ZM98 113V114H97ZM108 113V114H107ZM110 113V114H109ZM127 113V114H126ZM141 113V114H140ZM146 113V114H145ZM148 113H149V115H148ZM166 113H168L169 115H167ZM204 114V116L206 117H204L203 116V114ZM207 113H208V115H207ZM229 113H231V114H229ZM232 113H234V115L236 114V116H237V114H238V116H240V118L241 119H243V115L242 114H244V119L246 118L245 117V114H247L246 116H249V118L251 117L252 118V120L253 119H255V121L256 120H259V118H260V121H256V122H254V120L252 121V120H249V118H247V120L245 119L244 120V122H242V120L240 121V119H239V117L237 116V120H234V118H236V116H234ZM260 114V115H258V114ZM28 115V117L26 116V115ZM31 116H30V115ZM34 114V115H33ZM35 114H36V117H35ZM51 114H53V116L51 115ZM72 114V115H71ZM79 114H80V116L81 117H79ZM84 114H86L84 117L85 118H83L82 116ZM97 114V115H96ZM112 114V115H111ZM131 114V115H130ZM136 114H137V116H136ZM144 114V117L142 116ZM152 115V117L154 116V115H156L157 117L155 118V116L152 118L151 117V115ZM157 114H159V115H157ZM194 114H195V116L197 115V116H200V117H194ZM206 114V115H205ZM218 114H220V117H219V115ZM225 114H227V115H229V116H227L226 115V119H227V117H229V119L230 120H224L225 118V115L223 116V115ZM248 114H251V115H248ZM256 116H255V115ZM13 115H15V116H13ZM17 115V116H16ZM22 115H23V119H22ZM24 115H25V117H24ZM32 115H33V118H32ZM50 115H51V119H50ZM55 115V116H54ZM62 115V116H61ZM65 115V116H64ZM77 115V116H76ZM88 115H90V116H88ZM111 115V116H110ZM118 115V116H117ZM123 115V116H122ZM128 115H130V116H128ZM141 115V116H140ZM166 115V116H165ZM175 115V116H174ZM180 115V116H179ZM210 115V116H209ZM213 115H215L216 117H214ZM231 115V116H230ZM241 115H242V117H241ZM19 116H21V118L19 117ZM71 116V117H70ZM75 117V119H74V117ZM86 116H87V118H86ZM105 116V117H104ZM127 116V117H126ZM147 116V117H146ZM148 116H150V117H148ZM163 116H165V117H163ZM221 116H223V117H221ZM257 116H259V118L257 117ZM14 117V118H13ZM64 117V118H63ZM69 118V119H67V121H66V118ZM99 117H100V119H99ZM115 117V118H114ZM122 118L121 120L119 119V118ZM142 119V117H143V119L144 120H146L147 121V119H148V123H145L146 121H142L140 118ZM176 117V118H175ZM203 117V118H202ZM211 119H210V118ZM21 120H20V119ZM31 118V119H30ZM34 118L36 119V120H38V121H42L43 119V122H42V124H43V128H42V124H41V122H38V121H36V120H34ZM53 118V119H52ZM55 118H56V120H55ZM60 119L61 120V118L63 119V120H65V123L67 122V124H65L64 123V121L63 120H61V123H60V121H58V122H56L57 121V119ZM71 118L73 119L72 121H71ZM81 118L82 119H84V121L83 120H81ZM109 118H110V120H109ZM127 118V119H126ZM151 118V119H150ZM169 118V119H168ZM184 119V120H181V119ZM187 118V119H186ZM194 118H196L195 119V121H194ZM201 120H200V119ZM209 118V119H208ZM212 118L214 119V121L212 120ZM220 118V119H219ZM222 118H224L223 120H222ZM58 119V120H59ZM78 119V120H77ZM91 120V122H90V120ZM98 120L97 122L98 123H96V120ZM108 119V120H107ZM115 119V120H114ZM117 119V120H116ZM126 119V120H125ZM129 119V120H128ZM132 119V120H131ZM137 120V122H138V120H140L141 122H138L139 124H141V126L136 122V120ZM157 119H159L158 120V123H157ZM171 119V120H170ZM179 119V120H178ZM188 119H189V121H188ZM203 119H205V120H203ZM208 121H210V122H208ZM218 119V120H217ZM33 120V121H32ZM52 120H54V121H52ZM81 120V121H80ZM87 120H88V122H87ZM95 120V121H94ZM112 120H113V122H112ZM123 120H125V121H127V122H123ZM131 120V121H130ZM149 120H150V122H149ZM161 120H163V121H161ZM167 120V121H169V122H166V124L165 125H167L170 129V131L168 130V128H167V126H164L163 124H161V122L162 123H165V121ZM175 120H176V122H175ZM202 121V123L200 124L199 122H196V121ZM233 120V121H232ZM241 122H239V121ZM5 121V122H4ZM21 121H23L22 122V124H21ZM32 121V122H31ZM36 121V122H35ZM49 121H52V122H49ZM69 121V122H68ZM77 121V122H76ZM94 121V122H93ZM110 123H109V122ZM133 121H135L136 123L134 124V122ZM152 121H153V123H152ZM160 121V122H159ZM181 122V123H179V122ZM206 123H205V122ZM216 121V122H215ZM217 121L218 122H220V123H217ZM222 121H223V123H224V125L222 124ZM224 121H228V122H224ZM236 121H238V123H235ZM250 121V122H249ZM252 121V122H251ZM33 123L35 126H33V125H31L30 124V126H29V124H27V123ZM72 124H71V123ZM79 122H81V124L79 123ZM93 122V123H92ZM105 122H108V123H105ZM117 122V123H116ZM175 122V123H174ZM231 122V123H230ZM250 124H249V123ZM258 122H260V123H258ZM261 122H263V124L261 123ZM15 123V124H14ZM26 123V124H25ZM38 123V124H37ZM57 123V124H56ZM64 123V124H63ZM75 123H76V125H77V123H78V125L76 126L75 125ZM149 124V127H147V125H145V124ZM155 123V125L153 126V124ZM198 123V124H197ZM205 123V124H204ZM209 123V124H208ZM216 123L218 124V126L216 127ZM12 124V125H11ZM53 125V127H51L52 125ZM61 125V126H59V128H58V125ZM82 124H86V125H82ZM91 124H92V126H91ZM97 124V125H96ZM99 124L100 125H103V126H101V127H103V129L101 128V127H99ZM106 124H107V126H106ZM114 124H117V125H114ZM122 126H120V125ZM126 124H129V125H126ZM137 124V125H136ZM151 124V125H150ZM156 124H157V126H156ZM188 124H189V126H190V128H188L189 126H188ZM193 124V125H192ZM196 124V125H195ZM204 124V125H203ZM207 124V126H205ZM212 124V125H211ZM219 124H221L222 126H220L219 127ZM229 124V125H228ZM233 124V125H232ZM240 124V125H239ZM253 124V126H251ZM258 124H262L261 126H258ZM27 127H26V126ZM48 125V126H47ZM54 125L56 126L55 128H54ZM81 127H80V126ZM118 125L122 128V130H121V128L119 127L118 128ZM138 125H139V127H138ZM145 125V126H144ZM160 125L162 126V127H160ZM171 125H173V126H171ZM181 125L185 128V127H187V128H182L181 127ZM198 125H199V128H198ZM202 125V126H201ZM215 125V126H214ZM16 126V127H15ZM38 126V127H37ZM91 126V127H90ZM117 126V127H116ZM172 127V131H176V132H173V134H172V131H171V127ZM176 126V127H175ZM180 126V127H179ZM204 126H205V128H204ZM224 126V127H223ZM238 126V127H237ZM250 126V127H249ZM31 127H33V130H35V131H33L32 129H31ZM39 127L41 128V129H39ZM51 127V128H50ZM86 127H88V128H86ZM98 127V128H97ZM107 127H110V128H107ZM111 127L113 128V131H112V129H111ZM138 127V128H137ZM153 127H154V129H153ZM157 128V130H156V128ZM158 127H159V129H162V130H159L158 129ZM164 127H166V129L164 128ZM175 127V128H174ZM179 127V128H178ZM192 127L195 129H192ZM212 127V128H211ZM213 127H214V129H215V127H216V131L213 129ZM241 129H240V128ZM252 127H253V129H252ZM260 127L262 128V129H260ZM16 128V129H15ZM38 130H37V129ZM54 130H53V129ZM102 130V132L103 133H101L102 134V136L103 137H101V134H100V132H101V130ZM104 128H107V129H105L104 130ZM116 130H115V129ZM131 128V129H130ZM134 128V131H132V132H130L132 129ZM141 128V129H140ZM144 128V129H143ZM163 128L165 129V130H163ZM182 128V129H181ZM198 128V129H197ZM201 128H203L202 130H201ZM218 128V129H217ZM223 128V129H222ZM224 128L226 129V131L224 130ZM235 128V129H234ZM237 128V129H236ZM257 128V130H255ZM28 129V130H27ZM31 129V130H30ZM92 132V133H90L89 132V130ZM94 129V132L97 134V133H99L98 135H100V138L98 137V135H96L95 133L93 134V130ZM95 129H97V130H95ZM135 129H136V131H135ZM137 129H138V131H137ZM139 129L141 130V132L139 131ZM184 129V130H183ZM208 129V130H207ZM210 129H211V131H210ZM219 129H220V131H221V134H220V132H219ZM244 131H243V130ZM10 130H12V131H10ZM53 130V131H52ZM85 130H88V131H85ZM127 130V131H126ZM143 130V131H142ZM202 131V132H200V131ZM203 130H204V133H203ZM206 130V131H205ZM213 130V131H212ZM238 130V131H237ZM259 130H261V131H259ZM263 130V131H262ZM27 131H28V133H27ZM44 131V132H43ZM56 131V132H55ZM100 131V132H99ZM106 131H107V133H106ZM111 131V133H109ZM114 131H116V132H114ZM121 131V132H120ZM123 131V132H122ZM126 131V132H125ZM164 131V132H163ZM200 133V134H202L203 136H205V137H203L202 135H200V134H198V132ZM211 133H210V132ZM214 131H215V133L217 134V137H215V135H214ZM225 133H224V132ZM228 131H231V134H235V135H232L231 137H230V134H229V132ZM34 132V133H33ZM35 132H37V133H35ZM41 132H43V134L41 133ZM88 132V133H87ZM119 132V133H118ZM131 134H130V133ZM136 132H138V133H136ZM155 132L157 133V134H155ZM160 132V133H159ZM166 132H167V134H166ZM171 132V133H170ZM195 132V133H194ZM197 132V133H196ZM219 134H218V133ZM226 132H227V134H228V137L226 136L227 134H226ZM234 132V133H233ZM239 132V133H238ZM249 132L250 133H252L251 135L249 134ZM10 135H9V134ZM30 133H32L33 134V136H32V134H30ZM40 133V134H39ZM48 133H50V134H47ZM53 133V134H52ZM106 133V134H105ZM115 133V134H114ZM123 133V134H122ZM125 133H127L128 135H130V136H132V138H133V140L131 139V137L130 136H128L127 134H125ZM134 133V134H133ZM168 133H170V134H168ZM179 133V134H178ZM187 133V134H186ZM257 133V134H256ZM261 133V134H260ZM52 134V135H51ZM56 134V135H55ZM93 134V136L91 137V135ZM118 134H121V135H119L118 136ZM135 134H137V136L139 135V134H141V135H139L138 136V138H137V136L135 135ZM165 134V135H164ZM172 134V135H171ZM176 134V135H175ZM196 134V135H195ZM213 134V135H212ZM243 134V135H242ZM246 134H247V137L248 138H245L246 137ZM34 135H36L39 139H40V137L43 139V145L44 146H42V139L40 140L41 141V143H40V141H38L37 139L38 138H36ZM43 135H46V136H43ZM49 135H50V137H49ZM53 135L55 136V138L53 137ZM84 135H86V137L84 136ZM90 135V136H89ZM105 135H107V136H105ZM123 135H125V136H123ZM126 135L128 136V137H126ZM149 135V136H148ZM155 135H156V137H155ZM169 135H171V136H169ZM174 135V136H173ZM194 135V136H193ZM197 135H199L198 137L199 138H196L197 137ZM206 135H208V137H214L215 138V140H214V142H213V138L211 137V138H208V137H206ZM224 135V136H223ZM256 135V136H255ZM261 136L262 138H260V137H257V136ZM263 135V136H262ZM12 136V137H11ZM20 136H22V137H20ZM117 136V137H116ZM135 136V137H134ZM141 136H144V138L143 137H141ZM146 136V137H145ZM148 136V137H147ZM165 136V137H164ZM226 136V137H225ZM234 136H236V137H234ZM241 138H240V137ZM250 136V137H249ZM254 137V139L253 140H249V139H252L253 137ZM15 139H14V138ZM46 137V138H45ZM94 137H95V139H94ZM110 137V138H109ZM114 137V138H113ZM125 138V139H123V138ZM141 137V138H140ZM154 137H155V139H154ZM172 137V138H171ZM178 139H176V138ZM185 137V138H184ZM222 137H225V138H223L224 140H225V142H224V140H222ZM230 137V138H229ZM255 137H257L258 138V140H260L259 142H257V141H255L257 138H255ZM11 138V139H10ZM17 138H18V141H16L17 140ZM31 138H33L32 140H31ZM56 138H58V140L56 139ZM89 139V141H88V139ZM103 138V139H102ZM104 138H107L106 140H104ZM109 138V139H108ZM139 138H140V140L142 141H140V144H139V142H138V140H139ZM156 138H157V140H158V143H159V140L160 139H162V141H160V144H157V140H156ZM159 138V139H158ZM166 139V141H165V139ZM185 140H184V139ZM205 140H204V139ZM216 138H218V139H216ZM219 138L221 139V143L223 142V144L225 143H227V144H229V145H225L224 144V146L222 145V144H220V140H219ZM246 140H245V139ZM34 139H36V141L37 142H34L35 140ZM48 139V140H47ZM49 139H51V140H49ZM95 140V142L94 141H92V140ZM115 139V140H114ZM118 139H120V140H118ZM122 139V140H121ZM131 141H130V140ZM135 139H136V141L138 142V144L137 143H135L136 141H135ZM138 139V140H137ZM175 139H176V141H175ZM185 141H183V140ZM187 139V140H186ZM192 141H191V140ZM199 139H201V141L199 140ZM229 139H232V140H230V141H227V140H229ZM234 139V140H233ZM47 140V141H46ZM54 140V141H53ZM56 140V141H55ZM76 140V141H75ZM78 140H79V142H78ZM81 140V141H80ZM103 142H102V141ZM108 140V141H107ZM118 140V141H117ZM163 140H164V142H163ZM170 140V141H169ZM181 140V141H180ZM189 140V141H188ZM217 140H219V141H217ZM243 140V141H242ZM7 141V142H6ZM20 141V142H19ZM46 141V142H45ZM62 141V142H61ZM69 141H72L71 143L69 142ZM73 141H75V143L73 142ZM101 141V142H100ZM115 141H117V142H115ZM121 143H120V142ZM128 141H130V142H128ZM135 141V142H134ZM145 141H147L149 144H147V142H145ZM167 141H168V143H167ZM178 141H180L179 143H178ZM187 141V142H186ZM197 143H196V142ZM210 141V142H209ZM227 141V142H226ZM235 141V142H234ZM245 141H247V142H245ZM5 142V143H4ZM39 142V143H38ZM53 142H56V144L55 143H52ZM62 144H61V143ZM65 144H64V143ZM77 142H78V144H77ZM80 142H81V144H80ZM88 142V143H87ZM105 142H106V144H105ZM107 142H108V144H110V145H108L107 146ZM114 142V143H113ZM131 142L133 143V144H135V145H133V144H131ZM154 142V143H153ZM163 142V143H162ZM166 142V144H164ZM188 142H190L191 144H189V145H187L186 143H188ZM199 142H203V143H199ZM208 142V143H207ZM211 142H212V144L213 143H216V144H213V147L212 146H210V144H211ZM219 142V143H218ZM230 142V143H229ZM232 142V143H231ZM241 142H244V143H241ZM34 143V144H33ZM46 143H48L49 144V146H48V144L46 145ZM73 143V145H76V146H73V145H71ZM83 143V144H82ZM123 143V144H122ZM127 143V144H126ZM152 143V144H151ZM161 143L162 144H164V145H161ZM204 143H205V145H204ZM236 143L238 144L237 146H236ZM248 143V144H247ZM249 143H252L253 145H251V144H249ZM258 144V146H260L259 148H257L258 146H257V144ZM7 144V147L5 146ZM26 144V145H25ZM30 144V145H29ZM33 144V145H32ZM35 144H37V145H35ZM58 144V145H57ZM92 144H94V146L92 145ZM104 145V147H103V145ZM117 146H116V145ZM120 144V145H119ZM122 144V145H121ZM168 144V145H167ZM172 144H173V146H172ZM202 144V145H201ZM211 144V145H212ZM240 144H241V146H242V148L240 149L239 147H241L240 146ZM244 146H246V148L244 147V150L245 149H247V147H249V145L250 146H252V147H249V149H251L250 151H252L251 152V154H249L248 153V151H249V149H247V150H243V145ZM255 144H256V146L257 147H255ZM29 145V146H28ZM39 145H41V146H39ZM72 147H71V146ZM82 145V146H81ZM93 147H92V146ZM101 145V146H100ZM112 145V146H111ZM113 145H114V148H115V150H114V148H113ZM138 145V146H137ZM148 145V146H147ZM176 145V146H175ZM177 145H179V146H177ZM182 145H184V146H182ZM192 145V146H191ZM214 145H217V147H218V149H216L217 147L215 146L214 147ZM231 145V146H230ZM32 147V148H29V147ZM47 146H48V148H50V149H48L47 148ZM51 146V147H50ZM52 146H58V147H56V148H52ZM61 146H63V147H61ZM66 146V147H65ZM87 146V147H86ZM97 146V147H96ZM105 146H107V147H109V148H107V147H105ZM112 148H111V147ZM120 147V148H117V147ZM132 147V149L133 150H131L130 151V149L131 148H129V147ZM139 146H141V147H139ZM161 146H164V147H161ZM185 146H188V147H186L185 148ZM196 146V147H195ZM201 146V147H200ZM225 147V148H223V147ZM232 146H234V147H232ZM39 147H40V149H39ZM70 148L69 149V154H67V152H68V149L67 148ZM73 147H74V149H73ZM79 147V148H78ZM91 149H90V148ZM100 147V148H99ZM122 147V148H121ZM123 147H126V151H125V148H123ZM137 147V148H136ZM143 147H145V148H143ZM174 147V148H173ZM183 147H184V149H183ZM205 147V148H204ZM208 147H212L210 150H211V152H210V150L208 151ZM219 147H222V148H220L219 149ZM14 148V149H13ZM60 148H61V151H60ZM71 148H72V150H71ZM78 148V149H77ZM82 148V150H80ZM88 148V149H87ZM97 148V149H96ZM129 148V149H128ZM147 148V149H146ZM150 148H152V149H150ZM162 148H164V149H162ZM234 148V149H233ZM10 149V150H9ZM38 149V150H37ZM41 149H43L44 151H46L45 153H47V154H45V153H43V150H41ZM46 149V150H45ZM55 149V150H54ZM62 149H64V150H62ZM93 149H94V151H93ZM96 149V150H95ZM104 149H106V150H104ZM107 149H108V151H107ZM128 149V150H127ZM144 149V150H143ZM150 149V150H149ZM172 149H173V151H172ZM176 149V150H175ZM186 149V150H185ZM193 149V150H192ZM213 149H215V150H213ZM224 149H227V150H224ZM234 151H233V150ZM243 150V152H246V153H243V152H241V151H239L240 152V154H239V152L238 151H236V150ZM256 149V150H255ZM257 149H258V151H257ZM262 149V150H261ZM50 150H53V151H50ZM73 150H75V151H73ZM101 150H102V152H101ZM104 150V151H103ZM112 150H114L115 151V153H114V151H112ZM121 150V151H120ZM166 150V151H165ZM179 150V151H178ZM187 151V153L185 152V151ZM196 150V151H195ZM218 151V153H217V151ZM228 150H230V151H228ZM260 150V151H259ZM12 151V152H11ZM57 151V152H56ZM59 151V152H58ZM64 151V152H63ZM75 152V153H73V152ZM90 151V152H89ZM91 151H93V152H91ZM117 151H118V153H117ZM129 153H128V152ZM165 151V152H164ZM170 151H171V153H170ZM193 151H194V153H193ZM206 151H207V153H206ZM249 151V152H250ZM255 151V152H254ZM257 151V152H256ZM10 152V153H9ZM32 152H34V153H32ZM49 152V153H48ZM55 152V153H54ZM61 152V153H60ZM71 152V153H70ZM81 152H82V154H81ZM86 154H85V153ZM121 152V153H120ZM123 152V153H122ZM174 152H176V154L178 153L179 155H180V157H179V155H178V157H177V155H175V153ZM195 152H197V153H195ZM224 152V153H223ZM233 152H234V154H233ZM262 152V153H261ZM37 153V154H36ZM51 153V154H50ZM54 153V154H53ZM62 153H65L66 155H67V157H66V155L65 154H62ZM77 153V154H76ZM94 153V154H93ZM98 153V154H97ZM102 153V154H101ZM108 153V154H107ZM167 153H169V154H167ZM173 153V154H172ZM184 153V154H183ZM207 157H205L203 154ZM212 154V155H210V154ZM213 153H215V154H213ZM223 155H222V154ZM227 155H226V154ZM232 156V158H230L231 156L229 155V154ZM243 154V156H240V155H242ZM248 153V154H247ZM257 153V154H256ZM260 153V154H259ZM32 154V155H31ZM41 154V155H40ZM46 155V156H42V155ZM56 154V155H55ZM59 156H58V155ZM70 154H72L71 156H70ZM77 155V157H76V155ZM81 154V155H80ZM85 154V155H84ZM91 154V155H90ZM97 154V155H96ZM101 154V155H100ZM103 154H104V156H103ZM110 154H112L111 155V159H110ZM120 154V155H119ZM123 154H125V155H123ZM183 154V155H182ZM187 154V155H186ZM188 154H189V156H188ZM201 154V155H200ZM209 154V155H208ZM238 154V155H237ZM12 155V156H11ZM48 155V156H47ZM49 155H50V158H49ZM62 155V156H61ZM79 155V156H78ZM87 155H89V156H87ZM109 155V156H108ZM128 155V156H127ZM163 155H164V157H163ZM172 155V156H171ZM181 155H182V157L183 158H186V159H183L182 157H181ZM192 155V156H191ZM200 155V156H199ZM210 156V157H208V156ZM226 157H225V156ZM236 155H237V157H236ZM250 155H253V156H251L250 157ZM6 156V157H5ZM39 156H41V158L39 157ZM55 158L54 160H56L54 163H53V157ZM64 156V157H63ZM74 158H73V157ZM93 156H96L95 158L93 157ZM119 156V157H118ZM123 156V157H122ZM159 156H161V157H159ZM215 156V157H214ZM227 156L229 157V158H227ZM238 156L240 157V158H242L243 160L245 159V158H247V159H245L244 161L242 160V159H240V158H238ZM247 156V157H246ZM257 156H259L260 157V159H259V157H257ZM46 157H48V158H46ZM58 157V158H57ZM62 157V158H61ZM79 157V158H78ZM82 159H81V158ZM100 157H102L100 160H97V158L99 159ZM103 157H104V160H103ZM105 157H106V159H105ZM109 157V158H108ZM129 157H131V158H129ZM157 157L162 161H160L159 159V161L161 162H158V160H157ZM167 157V158H166ZM192 157V158H191ZM248 157H250V159L251 160H249V158ZM257 157V158H256ZM64 158H66V159H64ZM71 160H70V159ZM76 158H78V160L76 159ZM89 158V159H88ZM113 158H114V160H113ZM116 158V159H115ZM162 158H163V160H162ZM183 160H181V159ZM213 158H215V159H213ZM216 158H217V160H216ZM252 158H255V161L254 162H256V161H258V163H253L252 161L254 160V159H252ZM39 159V160H38ZM48 159H51V160H48ZM64 159V160H63ZM73 159H75L76 161H74ZM79 159H80V161L81 162H79ZM130 159V160H129ZM172 159V160H171ZM177 159V160H176ZM179 159V160H178ZM212 159V160H211ZM231 159V160H230ZM61 160H63V161H65L66 163H64L63 161H61ZM69 160H70V162H69ZM83 160H84V162H83ZM87 162H86V161ZM93 160H95V161H93ZM110 160V161H109ZM125 160H126V162L127 163H123V164H119L118 162L120 161V163L121 162H125ZM147 160V161H146ZM155 160V161H154ZM177 161V162H175V161ZM194 160V161H193ZM198 160H199V162H198ZM212 162H211V161ZM220 162H219V161ZM242 161V162H240V161ZM261 160V161H260ZM57 161L60 163L59 165H58V163H57ZM73 161V162H72ZM78 161V163H76ZM91 161V162H90ZM102 161H105L104 163L102 162ZM131 161V162H130ZM157 161V162H156ZM166 161V162H165ZM180 161H182V162H184V164H182V162H180ZM193 161V162H192ZM233 161V162H232ZM234 161H235V164H233L234 163ZM250 161H251V164H250ZM263 161V162H262ZM17 162V163H16ZM52 162V163H51ZM62 162V163H61ZM96 163V164H94V163ZM99 162V163H98ZM107 162V163H106ZM113 162H115V163H113ZM117 162V163H116ZM168 162V163H167ZM172 162V163H171ZM180 162V163H179ZM222 162L224 163V164H226L225 166L227 167V166H230L229 168H226L225 166H224V164L223 165H221L222 164ZM245 162H247V163H245ZM21 163V164H20ZM64 163V164H63ZM70 163V164H69ZM72 163V164H71ZM75 163H76V165H75ZM86 163L87 164V166H85L84 164ZM92 165H91V164ZM97 163H98V165H97ZM109 163H110V165H109ZM153 163H154V165H153ZM163 163V164H162ZM166 163V164H165ZM195 163V164H194ZM197 163H199L198 164V168H196L197 167ZM205 163V164H204ZM218 163H220V165H218ZM238 163L240 164L241 163V165H242V163H243V165L244 166H242V171H241V167H240V165H238ZM253 163V164H252ZM12 164L14 165V166H12ZM17 164H18V166H17ZM26 164V165H25ZM57 164V165H56ZM66 164V165H65ZM68 164V165H67ZM99 164H103V167H102V165H99ZM113 164V165H112ZM120 165L119 167H118V165ZM127 164V165H126ZM157 164V165H156ZM168 164V165H167ZM172 164V165H171ZM174 164V165H173ZM231 164V165H230ZM237 164V165H236ZM262 164V165H261ZM11 165V166H10ZM25 167H24V166ZM62 165V167H60ZM88 165H89V167H88ZM94 165H96L95 167H100L99 169L101 170V168L103 169L102 171H100L99 169H97V168H95L94 167ZM105 165V166H104ZM115 165H117V166H115ZM158 165H159V167H158ZM163 165H164V167H163ZM194 166V167H192V166ZM216 165V166H215ZM238 166V167H236V166ZM254 165V166H253ZM256 165H261V167L263 168H261L260 166H259V169L257 168V167H255ZM55 166V168L57 169L58 167L60 168L58 171L54 168V170H56V171H54L53 170V167ZM57 166V167H56ZM67 168H66V167ZM70 166V167H69ZM80 166H82V167H80ZM84 166V167H83ZM91 166V167H90ZM128 166V168H125V167H127ZM153 166V167H152ZM161 166V167H160ZM173 166V167H172ZM204 166H207V167H204ZM223 166V167H222ZM232 166V167H231ZM245 166H246V168H245ZM26 167H27V169H26ZM69 167V168H68ZM73 167H75V168H73ZM78 169H77V168ZM115 167H116V169H115ZM149 169H148V168ZM171 167V168H170ZM180 167V168H179ZM182 167V168H181ZM192 168V171H191V168ZM200 167H203V170H202V168H201V170H200ZM213 167H215V168H213ZM218 167H220L221 168V170H220V168H218ZM224 167L228 170V172H227V170L226 169H224ZM234 167V168H233ZM245 169H244V168ZM21 168V169H20ZM31 168V169H30ZM49 168H51L52 169V171L49 169ZM62 168V169H61ZM72 170H71V169ZM84 170H83V169ZM87 168H89V169H91V171L89 170V169H87ZM105 168V169H104ZM123 168H125V169H123V170H125V172H123V170L122 169ZM134 168V169H133ZM143 168V169H142ZM207 168V169H206ZM237 168H238V170H237ZM247 168L249 169V171L247 170ZM252 168H254L255 169V171L257 170L258 172H259V170L261 169V170H263V171H261V173H263L261 176H259L258 174H256L257 172H255V174H254V169H251ZM25 169V170H24ZM29 169H30V171H29ZM40 169V170H39ZM70 170V172L68 171V170ZM77 169V170H76ZM81 169V170H80ZM165 169H167V170H165ZM183 171H182V170ZM189 169V170H188ZM197 169V170H196ZM217 169H219V170H217ZM244 169V170H243ZM18 170V171H17ZM32 170V171H31ZM37 171L36 173H34L35 171ZM65 170H67V171H65ZM74 170H76L75 172H73ZM96 170V171H95ZM98 170V171H97ZM108 170H109V172H108ZM112 172H111V171ZM126 170H129V171H127L126 172ZM133 170V171H132ZM199 170V171H198ZM213 172H212V171ZM230 170H231V172H230ZM233 170V171H232ZM234 170H235V172H237V173H235V174H233L234 173ZM237 170V171H236ZM245 170L246 171H248V173H244L245 172ZM15 171H17V175L15 174ZM38 171H40V173L38 172ZM50 171V172H49ZM62 171V172H61ZM83 173H82V172ZM84 171H85V174H88L87 175V177H89L88 179H89V181L87 180V179H85V181H87V182H85L84 181V178H87L86 177V175L84 174ZM93 171V172H92ZM120 171H122V173L123 174H126V175H122V173L120 172ZM182 173H181V172ZM216 171V172H215ZM218 171L220 172V171H222V172H220L219 174H217L218 173ZM253 172V174L254 175H256V176H258L257 178H259V181H258V179L256 178V176H254L253 174H251V172ZM32 172H33V174H35L36 176H34L33 174H32ZM42 172H44V173H42ZM58 172L60 173V174H58ZM73 173V175H72V173ZM78 172V173H77ZM83 174V175H81V173ZM91 172V173H90ZM97 172V173H96ZM99 172V173H98ZM101 172V173H100ZM134 172H137V173H134ZM200 172V173H199ZM227 172V173H226ZM230 172V173H229ZM239 172H241V173H239ZM244 173V175L246 176V177H244V175H243V173ZM48 173V174H47ZM65 173V174H64ZM69 174V175H71V177L72 178H70V176L68 175L67 176V174ZM80 173V174H79ZM105 173V174H104ZM106 173H108V174H106ZM111 173H112V176L110 177H108V175H111ZM175 173V174H174ZM197 173V174H196ZM205 173V174H204ZM213 173V174H212ZM251 175H250V174ZM21 176H19V175ZM37 174H38V176H37ZM47 174V175H46ZM78 176H77V175ZM98 174V175H97ZM137 174V175H136ZM214 174H215V176H214ZM233 175V177H232V175ZM240 174V175H239ZM248 174V175H247ZM22 175H24L25 177H22ZM30 175H32V176H29ZM40 175L42 176V177H40ZM45 175V176H44ZM50 175V176H49ZM63 177H62V176ZM75 175H76V177H75ZM105 175V176H104ZM128 175L130 176V177H128ZM131 175H132V177H133V180H132V177H131ZM137 177H135V176ZM196 175H197V177H196ZM206 178H204L203 176ZM216 175H220V176H216ZM228 175V176H227ZM235 175V176H234ZM239 176V178H240V176H243V177H241V179H239L237 176ZM3 176V177H2ZM15 176H16V178H15ZM34 176V177H33ZM44 176V177H43ZM51 177L52 176V178H48V177ZM73 176L77 179H75V178H73ZM104 176V177H103ZM120 176V177H119ZM123 176V177H122ZM185 176V177H184ZM213 176H214V178H213ZM222 176L223 177H225L224 179H222ZM247 176H249V178L247 177ZM27 177L28 178H30V179H27ZM36 177V178H35ZM61 177V178H60ZM69 177V178H68ZM83 177V178H82ZM107 177L108 178H110V179H112V177H114L113 178V180H110V179H107ZM127 177V178H126ZM177 177V178H176ZM183 177H184V179H183ZM207 177H209V179H210V181H209V179H207ZM217 177H220V178H217ZM235 177H236V180H234L235 179ZM251 177V178H250ZM252 177H254L255 179H257V180H255V179H253ZM260 177H261V179H260ZM5 178H7V179H5ZM20 178H22V179H27L26 181L24 180V182H23V180H21ZM35 178V179H34ZM43 178V179H42ZM47 180H46V179ZM57 178V179H56ZM63 178V179H62ZM101 178H103V179H105V180H102ZM120 178V179H119ZM193 178L195 179V180H193ZM233 178V179H232ZM243 178V179H242ZM245 178H248V179H245ZM20 179V180H19ZM39 179V180H38ZM42 179V180H41ZM44 179H45V182H47L48 180L50 181L51 180V182H47V186H48V184H49V186L47 187L46 185H43V184H45V182H44ZM54 181H53V180ZM62 179V180H61ZM66 179V180H65ZM72 179H75L78 183H77V185H75L74 184V182H76L75 180L73 181ZM115 179V180H114ZM207 180V181H205V180ZM216 179H218V180H216L217 181V183L218 184H216V182H214ZM220 179V180H219ZM229 180V182H228V180ZM237 179H238V181H237ZM249 179H252L253 181L252 182H250V180ZM13 182H12V181ZM30 180V181H29ZM38 180V181H37ZM57 180H60V181H57ZM65 180V181H64ZM70 180V182H71V184H70V182L68 183V181ZM83 180V181H82ZM100 180H102V181H100ZM107 180V181H106ZM130 182H129V181ZM133 182H132V181ZM146 180V181H145ZM189 180V181H188ZM197 180V181H196ZM226 180H227V182H226ZM241 180H242V182H241ZM245 180V181H244ZM247 180V181H246ZM248 180H249V182H248ZM36 181V182H35ZM91 181V182H90ZM93 181V182H92ZM123 181H127V182H123ZM188 181V182H187ZM194 181V182H193ZM196 181V182H195ZM199 181V182H198ZM205 181V182H204ZM208 181H209V183H210V185H209V183H208ZM222 181H225V183L224 182H222ZM232 181V182H231ZM256 181V183L258 182L259 183V185H258V183L256 184V183H253V182H255ZM260 181L261 182H263V183H260ZM25 182H26V184H25ZM29 182H30V185H29ZM37 183L38 182V184H35V183ZM39 182H41V183H39ZM66 182V183H65ZM87 183V185H88V187H86V186H84V185H86L85 183ZM98 182H99V184H98ZM142 182V183H141ZM144 182L146 183V184H144ZM187 183V185H186V183ZM190 182V183H189ZM193 182V183H192ZM206 182H207V184H206ZM231 182V183H230ZM239 182V183H238ZM24 183V184H23ZM67 183L69 184V185H71V186H68L67 187ZM82 183V184H81ZM89 183V184H88ZM90 183H91V185H93V186H90ZM100 183H101V185H100ZM119 183V184H118ZM134 183V184H133ZM199 183V184H198ZM213 183H214V185H213ZM220 183H221V187H220ZM228 183V184H227ZM231 185H230V184ZM237 183V184H236ZM250 184V186H249V184ZM21 184H23V187H24V190H23V187L21 188L20 186H21ZM35 184V185H37V186H40V188H37V186H35V188H37V189H34V187H33V185ZM52 184V185H51ZM58 184V185H57ZM59 184H60V186H59ZM64 185L65 187V189L63 188V186L62 185ZM190 184H191V186H190ZM193 184V185H192ZM242 184V187L243 188H247L248 186L250 187H248V189L246 190V188H245V190L246 191H248L249 193H245V190H241L242 188H239V187H241V186H239L238 187V185H241ZM252 184H254L253 186L254 187H252ZM53 187V188H55L56 186L58 187H60V190H63L62 192L61 191H59V187L57 188V189H54V190H52L53 188H51V186ZM112 185H114V186H112ZM120 185V186H119ZM123 185H125V186H123ZM132 185H133V187L134 188H132ZM141 187H140V186ZM183 185V186H182ZM189 185V186H188ZM199 187H198V186ZM203 185V186H202ZM217 185H219V186H217ZM234 185H237V187L236 186H234ZM243 185H245V186H243ZM247 185V186H246ZM256 185H258L257 187H256ZM263 185V187H261ZM4 186V187H3ZM14 186V187H13ZM16 186V187H15ZM28 186V187H27ZM32 186V189L30 188ZM46 186V188H44ZM75 186H77V188L75 187ZM82 186H83V188H82ZM90 186V187H89ZM95 186V187H94ZM99 186V187H98ZM111 186V187H110ZM116 186V188H114ZM123 186V187H122ZM127 186V187H126ZM154 186V187H153ZM185 186V187H184ZM204 186H206V187H204ZM208 186H209V191H207L208 190ZM214 186V187H213ZM217 186V187H216ZM226 186V188H227V190H226V188H224ZM13 187V188H12ZM42 187H43V189L44 190H42ZM79 187V188H78ZM84 187H86V188H84ZM92 187H93V189H92ZM139 187H140V190H139ZM147 187V188H146ZM192 187H194V189H193V191L191 190L192 189ZM197 187V189H195ZM200 187H201V189H200ZM231 187H233V188H231ZM257 189H256V188ZM259 187V188H258ZM14 188H16V189H14ZM50 189V190H48V189ZM70 188L71 190H72V192H73V194H75V195H77L76 197H75V195H73V194H71L70 193V191L71 190H68V189ZM74 188H76L75 190H74ZM89 188V191H86L85 189H88ZM99 189V193H98V191H95L96 189ZM100 188H102V190L100 189ZM119 188H121V189H119ZM128 188V189H127ZM149 188V189H148ZM224 188V189H223ZM231 188V189H230ZM235 188V189H234ZM239 188V189H238ZM256 189V190H254V189ZM19 191H18V190ZM25 189H27V190H25ZM39 189H40V192H39ZM79 189H81V190H79ZM91 189V190H90ZM97 189V190H98ZM109 189V190H108ZM132 191H131V190ZM148 189V190H147ZM155 189V190H154ZM203 189H205V192H204V190ZM219 189V190H218ZM251 189V190H250ZM262 189V190H261ZM14 192H16V193H14ZM16 190V191H15ZM21 190V191H20ZM23 190V191H22ZM47 192H46V191ZM53 192H52V191ZM67 190V191H66ZM109 192H108V191ZM113 190H114V192H113ZM116 190V191H115ZM121 190H123V191H121ZM138 190V191H137ZM188 190V191H187ZM190 190L192 191L191 193H190ZM201 190V191H200ZM203 190V191H202ZM214 190V191H213ZM218 192H217V191ZM234 190V191H233ZM239 190H241L240 192H238L239 194V196L238 195H234V194H237V191H239ZM254 191V193H253V191ZM259 190H261V192L259 191ZM12 191V192H11ZM26 191H27V193H28V191L30 192L28 195H29V197H27L28 195H27V193H26ZM33 191L35 192V193H33ZM41 191H43L42 193H41ZM51 191V192H50ZM55 191H57V193H58V195L56 194V192ZM59 191V192H58ZM76 191H78V192H76ZM103 191L105 192L103 195H102V193H103ZM145 191H146V194H145ZM166 191V192H165ZM170 191V192H169ZM194 191H195V193H194ZM213 191V192H212ZM228 191V192H227ZM230 191H233V192H231L230 193ZM256 191H258V192H256ZM9 192H11V193H9ZM18 192H21V193H18ZM31 192H32V194L34 195H32L31 197H30V194H31ZM50 192V193H49ZM55 192V193H54ZM67 192H69L68 194H70V195H72V197L70 196V195H68L67 194ZM84 192H86V193H84ZM91 192V193H90ZM101 192V193H100ZM122 192H123V194H122ZM142 192V193H141ZM153 192V193H152ZM167 192H168V194H167ZM184 192V193H183ZM188 192V193H187ZM210 194H209V193ZM235 192V193H234ZM250 192H252L251 194H250ZM26 193V194H25ZM45 195H44V194ZM49 193V194H48ZM59 193L61 194V197H60V195H59ZM81 193V195H79ZM98 193V194H97ZM117 193H120V194H117ZM144 193V194H143ZM164 193V194H163ZM200 193V194H199ZM209 194V195H207V194ZM212 193V194H211ZM215 193V194H214ZM220 193H221V195H220ZM224 193V194H223ZM229 193V194H228ZM234 193V194H233ZM258 194V195H256V194ZM261 193V194H260ZM22 196H21V195ZM41 196H40V195ZM43 194V195H42ZM55 194V195H54ZM63 194V195H62ZM64 194H66V196L64 195ZM92 194H94V195H96L95 197L96 198H93L94 196L92 195ZM100 194V195H99ZM105 194H107V195H105ZM122 194V195H121ZM130 194H132V195H130ZM151 194V195H150ZM188 194H190L191 196H189ZM198 194H199V197H198ZM218 194V195H217ZM226 194L228 195V197L226 196ZM241 194H243V195H241ZM256 195L255 197H254V195ZM26 195V196H25ZM48 195V197H46ZM53 195V196H52ZM70 196L69 198H68V196ZM85 196V198H83L84 196ZM109 195V196H108ZM117 195V196H116ZM123 195H125V198H123ZM127 195V196H126ZM142 195V196H141ZM149 195H150V197H149ZM154 195V196H153ZM160 195V196H159ZM162 195H164V196H162ZM169 195V196H168ZM195 195V196H194ZM219 195L222 197H220V199H222V200H219ZM232 197H231V196ZM241 195V196H240ZM248 195V196H247ZM262 195H263V197H262ZM35 196H37V198L35 197ZM38 196H39V198H38ZM44 196V197H43ZM58 196V197H57ZM63 196V197H62ZM65 196V197H64ZM113 196H114V198H113ZM121 196V197H120ZM131 196V197H130ZM136 196H138V197H136ZM145 196V197H144ZM146 196H148L149 198H151V200L150 199H148V197H147V199H145L144 200V198H146ZM174 197V199H173V197ZM197 196V197H196ZM202 197V199H201V197ZM205 196V197H204ZM209 196V197H208ZM218 197V198H216V197ZM223 196H225V197H223ZM234 196V197H233ZM237 196H238V199H236L237 198ZM50 197V198H49ZM75 197V198H74ZM78 197V198H77ZM87 197V198H86ZM100 197V198H99ZM106 197V198H105ZM108 197V198H107ZM109 197L111 198V199H109ZM116 197V198H115ZM159 197V198H158ZM167 197H168V199H167ZM176 197V198H175ZM194 197V198H193ZM236 197V198H235ZM241 197H243V198H241ZM259 197V198H258ZM58 198V199H57ZM63 198H65V199H62ZM68 200H67V199ZM88 198H90V199H88ZM140 198V199H139ZM143 198V199H142ZM165 198V199H164ZM186 198V199H185ZM195 198H196V200H195ZM199 198V199H198ZM204 198H205V200H204ZM224 198L226 199L225 201H223L224 200ZM230 198H232L231 199V201H230V203H229V201H227V200H229ZM248 199L249 201L248 202H250V200H251V198L252 199H254L253 201L251 200V204L250 203H247V201L245 200V204L246 205H244L243 203H244V201H242V200H244V199ZM46 199V200H45ZM70 199H72V200H70ZM101 199V200H100ZM103 199H107L106 201L104 200L103 201ZM114 199V200H113ZM132 199V200H131ZM162 199V200H161ZM169 201H167V200ZM194 201H193V200ZM210 199H212V201L210 200ZM234 199H235V201H234ZM258 199V200H257ZM260 199L262 200L263 199V201H260ZM40 200V201H39ZM45 200V201H44ZM58 200V201H57ZM64 201V203L62 202V201ZM66 200V201H65ZM91 202H90V201ZM94 200V201H93ZM148 200V201H147ZM150 200V201H149ZM158 202H157V201ZM165 200V201H164ZM189 202H188V201ZM193 202L192 204H190L191 203V201ZM208 200H210V202H208ZM216 200H217V202L219 203H221L222 201V203L219 205V204H217V202H216ZM219 200V201H218ZM238 200H240V201H238ZM46 201H47V203H46ZM85 201V202H84ZM101 201V202H100ZM115 201V202H114ZM136 201H138V203L136 202ZM140 201H142V202H140ZM145 201V202H144ZM162 201H163V203H162ZM183 201V202H182ZM196 201H197V203H196ZM200 201H202V202H200ZM203 201H206V203H204ZM241 201L243 202V203H241ZM260 202V204H261V206L259 207V206H257V205H259V204H255V202ZM39 202H41V203H39ZM42 202H44V204L42 203ZM52 202V203H51ZM72 202H74V203H72ZM88 202V203H87ZM95 204H94V203ZM107 202L109 203V204H107ZM113 202V203H112ZM132 202V203H131ZM136 202V203H135ZM147 202H149V203H147ZM152 202V203H151ZM160 205H158L157 203ZM179 202V203H178ZM208 202V203H207ZM214 202H215V205H213V206H211L212 204H214ZM254 202V203H253ZM258 202V203H259ZM261 202H263V203H261ZM60 203H61V205H60ZM68 203V204H67ZM70 203V204H69ZM80 203H82V204H80ZM85 203V204H84ZM93 203V204H92ZM102 205H101V204ZM112 203V204H111ZM144 203H145V205H144ZM147 203V204H146ZM165 203V204H164ZM178 203V204H177ZM200 203V205L198 206L197 204H199ZM226 203H228L229 204V207H225V204ZM234 204V205H232V204ZM238 203V204H237ZM40 206H39V205ZM49 204V205H48ZM72 204H77V205H75L76 207H79V208H76L74 205H72ZM79 204V205H78ZM89 204V205H88ZM96 204H97V206H96ZM99 204V205H98ZM137 204H138V206H137ZM150 204V205H149ZM168 204V205H167ZM177 204V205H176ZM188 204H190V205H188ZM201 204H202V206H201ZM209 204V207H206V205H208ZM222 204H224L223 206L226 208V210H228L229 212H227L226 211V213L224 212V211H222V210H225V208L224 207H222ZM228 204H226V206H228ZM236 204H237V208L236 207H234V206H236ZM241 204V205H240ZM248 204L250 205V206H248ZM256 205V207H255V205ZM263 204V205H262ZM31 205H33V207L31 206ZM66 205V206H65ZM71 205H72V208L74 209H72L71 208ZM85 205V206H84ZM88 205V206H87ZM114 205V206H113ZM149 205V206H148ZM170 205V206H169ZM172 205V206H171ZM196 205H197V208H196ZM203 205H205V207L203 206ZM240 205V206H239ZM41 206H42V208H41ZM44 206V207H43ZM58 206H60V208L58 207ZM70 206V207H69ZM80 206L82 207V208H84V209H81L80 208ZM94 206V207H93ZM99 206V207H98ZM100 206H104V207H101L100 208ZM111 208H110V207ZM118 208H117V207ZM152 206H153V208H152ZM166 206V207H165ZM193 206V207H192ZM218 206H219V209H217L218 208ZM231 206V207H230ZM242 206H244V207H246V208H244V207H242ZM249 208H248V207ZM252 206V207H251ZM47 207V208H46ZM59 209H58V208ZM68 207H69V210H68ZM87 207V208H86ZM89 207V208H88ZM140 207V208H139ZM190 207V208H189ZM199 207V208H198ZM202 207H204V208H201ZM244 208L243 210H242V208ZM39 208V209H38ZM52 208V209H51ZM57 208V209H56ZM91 208V209H90ZM94 208H95V210H94ZM103 209V210H101L100 211V209ZM164 208V209H163ZM182 208V209H181ZM186 208H189V209H186ZM191 208H193V209H191ZM209 208H210V210H209ZM213 208H215V209H213ZM222 208V209H221ZM232 208V209H231ZM241 209V211H240V209ZM251 208H252V210H251ZM260 208H261V211H260ZM36 209V210H35ZM66 209V210H65ZM81 209V210H80ZM105 209V210H104ZM107 209V210H106ZM120 209V210H119ZM135 209H137V211L135 210ZM143 209H145V210H143ZM158 209V210H157ZM167 211H166V210ZM191 209V210H190ZM195 209H197V210H195ZM199 209H200V211H199ZM203 209L205 210L204 212H203ZM215 210V211H213V210ZM217 209V210H216ZM230 209V210H229ZM233 209H234V211H233ZM247 209V210H246ZM248 209H250V210H248ZM254 209V210H253ZM256 209H258L261 213H259L260 215H262V216H260V215H258L257 214V210ZM42 210V211H41ZM61 210V211H60ZM78 212H77V211ZM93 210V211H92ZM146 210H148V211H146ZM156 212H155V211ZM164 210V211H163ZM171 210V211H170ZM208 210V211H207ZM219 210V211H218ZM232 210V211H231ZM245 210V211H244ZM41 211V212H40ZM53 211H55L56 212V214H55V217H56V219H55V217H54V213H53ZM68 211L70 212V213H68ZM71 211H73V212H71ZM109 211V212H108ZM142 211V212H141ZM160 211H161V213H160ZM183 211V212H182ZM191 211V212H190ZM193 211H194V213H193ZM197 211V212H196ZM207 211V212H206ZM215 212V214L213 213V212ZM223 213H222V212ZM236 211H238L237 213H236ZM249 211V212H248ZM258 211V212H259ZM76 212V213H75ZM85 212V214H83ZM101 212H103V213H101ZM136 212H140L139 214H136ZM156 214H155V213ZM165 212H167V213H165ZM187 212V213H186ZM190 214H189V213ZM210 212V213H209ZM235 214H234V213ZM239 212H241V213H239ZM254 212V213H253ZM72 213H74V215H71ZM78 213V214H77ZM80 213V214H79ZM98 213H100V214H98ZM106 213V214H105ZM110 213V214H109ZM119 213V214H118ZM144 213V214H143ZM146 213V214H145ZM162 213H164V214H162ZM181 215H179V214ZM204 213V214H203ZM208 213V214H207ZM211 213H213L212 215H209V214H211ZM217 213V214H216ZM228 213H231V214H229V216H227L226 214H228ZM251 215V213H253L254 215H255V217L253 216V214L250 216L249 214ZM53 214V215H52ZM60 215V217H59V215ZM159 214H161V215H159ZM169 214V215H168ZM194 214V215H193ZM201 214H203V215H206L205 217L204 216H202ZM219 214H220V216H219ZM242 214H245L244 215V217H242L243 215ZM67 215V216H66ZM75 215H77V216H80V218L82 217L83 219H81V220H79L78 218H77V216H75ZM106 215V216H105ZM118 215H120V216H118ZM149 215H151V216H149ZM176 215H177V217H176ZM185 215V216H184ZM198 217H197V216ZM209 215V216H208ZM216 215H218V218H217V216ZM222 215V216H221ZM224 215H226L227 217H229L228 219H227V217L225 216V218H224ZM69 216H72V217H74L73 219H71L72 217H69ZM103 216V217H102ZM109 216V217H108ZM186 216H187V219H185L186 218ZM210 216H211V219H209L208 220V218H210ZM213 216H215V220L213 219L214 217ZM233 216V218H231L230 219V217H232ZM234 216H235V218L236 219H234ZM246 216V217H245ZM247 216H249V217H247ZM253 216V217H252ZM262 218V220L260 219V217ZM65 217H67V218H65ZM106 217H108V218H106ZM181 217V218H180ZM197 217V218H196ZM200 217V218H199ZM242 217V218H241ZM257 217V218H256ZM259 217V218H258ZM78 220H77V219ZM112 218H114V219H112ZM172 218H174V219H176V224H175V221L172 219ZM179 218V219H178ZM244 218V219H243ZM248 218H250L251 220H253L252 222H251V220L250 219H248ZM256 218V219H255ZM60 219V220H59ZM86 219V220H85ZM112 219V220H111ZM117 221H116V220ZM168 219V220H167ZM185 219V220H184ZM191 219H192V221H191ZM233 219V220H232ZM238 219H240V220H238ZM241 219H242V221H241ZM245 219H247L249 222H246L245 221ZM108 220V221H107ZM114 220V221H113ZM179 220V221H178ZM196 222H195V221ZM202 220V221H201ZM214 220V221H213ZM219 220H220V222H221V224H220V222H219ZM222 220H224L225 222H223ZM226 220L228 221L229 220V222H226ZM230 220L231 221H233V222H230ZM237 222H236V221ZM67 221V222H66ZM70 221V222H69ZM74 221V222H73ZM82 221H86V222H82ZM133 221V222H132ZM190 221V222H189ZM204 221H207V222H209L210 223V225H208L209 223H207L206 224V222L204 223ZM211 221H213L212 222V224H211ZM245 221V222H244ZM255 221V223H253ZM263 222V225H262V222ZM56 222L58 223H61L62 224V227H61V225L58 223V224H56ZM77 222H79V225H78V223ZM81 222V223H80ZM91 223V224H89V223ZM100 222V223H99ZM108 222H109V224H110V226H109V224H108ZM119 222V223H118ZM141 222V223H140ZM178 222H182V224H180V223H178ZM187 222H188V224H187ZM191 222H193V223H191ZM199 224H198V223ZM215 222H216V224L217 225H215ZM239 222V223H238ZM243 222V224H246V227H245V225H243L242 226V223ZM258 222V223H257ZM260 222V223H259ZM66 223H67V225H66ZM71 223H73V224H71ZM85 223H87V224H85ZM95 223H96V225H95ZM102 223H104V224H102ZM113 223H115V224H113ZM134 223V225H132ZM156 225H155V224ZM225 223H227L228 224V227H225V226H227V224H225ZM231 223V224H230ZM236 223V225H239L240 227H238V226H236V225H233V224H235ZM238 223V224H237ZM249 223V224H248ZM251 223V224H250ZM253 223V224H252ZM70 224V225H69ZM94 224V225H93ZM158 224V225H157ZM178 224H180V226H182V228H180V226L178 225ZM218 224H219V226L220 225H222V226H220V227H218ZM225 224V225H224ZM241 224V225H240ZM258 226H257V225ZM60 225V226H59ZM82 225H83V227H84V225L86 226V227H82ZM90 227H89V226ZM111 225H113V227L111 226ZM142 226L141 228H140V226ZM145 225H147V226H145ZM206 227H205V226ZM235 226V227H233V226ZM247 225H249V226H247ZM57 226H59V227H57ZM67 226H71V227H67ZM77 226V228H75ZM89 228H88V227ZM95 226H96V229H95ZM100 227V229L101 230H98V227ZM203 226V227H202ZM210 226V227H209ZM213 226V227H212ZM241 226H242V228H241ZM255 226H257V227H255ZM73 227V228H72ZM80 227V228H79ZM92 227V228H91ZM102 227H104V229L102 228ZM108 227H109V230L111 229V230H113V229H115V230H113V233H112V231L110 230H108ZM112 227V228H111ZM119 227V228H118ZM162 227H164V228H162ZM168 227V228H167ZM183 227H184V229H183ZM205 227V228H204ZM211 227H212V229H211ZM221 228V229H219L218 231L216 230V229H218V228ZM250 228V229H248V228ZM254 227V229L252 230V228ZM260 227V228H259ZM263 227V228H262ZM59 228V229H58ZM62 228V229H61ZM65 228V229H64ZM69 228V229H68ZM85 228H88V229H85ZM105 228H107V229H105ZM139 229V231H140V233H138L139 231L137 230V229ZM177 228V229H176ZM209 228V229H208ZM241 228V230H239ZM256 228V229H255ZM59 231H58V230ZM61 229V230H60ZM67 229L69 230V232L67 231ZM77 229V231L79 230H81L80 232L78 231H75ZM122 229V230H121ZM130 229V230H129ZM134 229V230H133ZM144 229H145V231H144ZM146 229H147V231H146ZM151 229V230H150ZM168 229V230H167ZM174 229H176V230H174ZM180 229H181V231H180ZM186 232H184L183 230ZM213 230L214 229V232L213 231H209V230ZM224 229H227V230H225L224 231ZM234 229H236V234H238L237 236H239V237H237L236 236V234H235V231H234ZM73 230V231H72ZM85 230H86V232L88 231H90L91 233H92V231H93V234L94 235H92V236H95V237H90L91 235H89L90 234V232L88 233V235L89 236H87V235H85ZM98 232H96V231ZM121 230V231H120ZM126 230H128V231H126ZM132 230H133V232H132ZM200 232H198V231ZM229 230V232H227ZM239 230V231H238ZM60 232V233H58V232ZM67 231V232H66ZM100 231H102V233H99ZM104 231H105V233L106 234H108V236L104 233ZM106 231H109V232H106ZM131 231V232H130ZM172 231V232H171ZM175 231V232H174ZM203 231H204V233H203ZM217 231V232H216ZM241 231V232H240ZM249 231V232H248ZM254 233H252V232ZM62 232H64V234L62 235ZM121 232V233H120ZM171 233V234H169V233ZM223 234H222V233ZM224 232H226V233H224ZM244 232V233H243ZM258 232V234L256 235L255 233H257ZM259 232H260V234H259ZM70 233V234H69ZM75 233V234H74ZM77 233V234H76ZM96 233V234H95ZM133 233V234H132ZM135 233H138V235H136L135 237L133 236V235H135ZM174 233H175V235H174ZM179 233V234H178ZM184 233V234H183ZM189 233V234H188ZM195 233V234H194ZM211 233V234H210ZM231 234V237H229L230 235L229 234ZM232 233L233 234H235V235H232ZM242 235H241V234ZM246 233H249V234H246ZM61 234V235H60ZM67 234H69L70 235V237L73 239V240H70L69 241V239L70 238H67V236H69V235H66ZM72 234V235H71ZM82 234H84L83 236H87L86 238L85 237H83L82 236ZM100 234H102V235H100ZM110 234H112V236L114 235V237H116V238H114V237H112ZM115 234H117V235H115ZM157 234V235H156ZM160 234V235H159ZM190 234H192V235H190ZM195 236H194V235ZM199 234H201V236L199 235ZM206 234H208V236L210 237H207V235ZM213 234V235H212ZM221 235V236H218V235ZM73 235H75V236H73ZM121 235V236H120ZM164 235H165V237L167 236V239L164 237ZM169 235H171V236H169ZM185 235V236H184ZM197 235H199V236H197ZM216 235V236H215ZM243 237V238H241V236ZM246 237H245V236ZM252 235H254V236H252L253 237V239H251L252 240V242H254V243H252L251 242V240H249L250 238H252L251 236ZM261 235V236H260ZM263 235V236H262ZM62 237L61 239H60V237ZM63 236H65V238L63 237ZM111 236V237H110ZM130 236H132V237H130ZM139 238H138V237ZM160 236H161V238H160ZM181 236H183V237H181ZM187 236H188V238H187ZM190 236H191V241H190ZM193 236V237H192ZM200 238V240L197 238ZM213 236H215V238L217 237V239H214V237ZM256 236V237H255ZM258 236V237H257ZM259 236L262 238H259ZM79 237H81V240H79L78 241V238ZM89 237V238H88ZM99 237H101V238H99ZM140 237L142 238H144V239H146V241L142 238V240L144 241H142L141 239H140ZM154 237V238H153ZM157 237H158V239H157ZM175 237V238H174ZM205 237V238H204ZM206 237H207V239H206ZM213 237V238H212ZM219 237V238H218ZM222 237H225V239L224 238H222ZM235 237V240L237 241V242H239L238 244H237V242L236 241H233L234 238ZM237 237V238H236ZM245 237V238H244ZM250 237V238H249ZM17 238H18V242L16 241L17 240ZM93 238L95 239V238H98V239H95V240H93ZM127 238V239H126ZM131 238V239H130ZM133 238V239H132ZM134 238H137V241L135 242L134 241ZM154 239V241H152L153 239ZM160 238V239H159ZM168 238H170V239H168ZM184 238H186V239H188V241H186ZM209 238V239H208ZM220 238H221V240H223L224 239V241H222L221 242V240H220ZM230 238V239H229ZM254 238H255V240H257V241H255L254 240ZM80 239V238H79ZM90 239H92L91 241H90ZM101 239V240H100ZM115 239H116V241H115ZM164 239V240H163ZM181 239V240H180ZM194 239L195 240H197V241H195V242H193L194 241ZM214 240L213 242L215 243L216 242V240H220L219 241V243H223L224 242V244H217V243H213L212 241H210V240ZM231 239H233V240H231ZM242 239V240H241ZM263 240V241H258V240ZM69 241V242H67V241ZM86 240H88V241H86ZM156 240V241H155ZM160 240H162V241H160ZM167 240V241H166ZM168 240H170V243L172 244H170L169 243V241ZM175 240H176V242H175ZM185 240V242H182V241H184ZM203 240V241H202ZM229 240L231 241V242H229ZM244 240H245V242H244ZM254 240V241H253ZM81 241V242H80ZM95 242V243H93V242ZM99 243H98V242ZM123 241H125V243L126 244H123ZM134 241V242H133ZM142 242V243H140V242ZM160 242V245L158 244L159 242ZM172 241V242H171ZM199 241V242H198ZM201 241V242H200ZM226 241V242H225ZM248 241H249V246L247 247V245H248ZM137 242H139L142 246H143V248H141L142 246H140V244L139 243H137ZM146 242V243H145ZM156 242H158V243H156ZM164 242V243H163ZM167 244H166V243ZM180 242V243H179ZM191 242H193V243H191ZM198 242V243H197ZM207 242H209V243H213L214 245H216L215 247H216V249H215V247H214V245L212 246V244H209V243H207ZM232 242L235 244L236 243V246L235 245H232ZM258 242V243H257ZM82 243V244H81ZM98 243V245H96ZM111 243H114V244H111ZM130 243V244H129ZM135 243V244H134ZM144 243V244H143ZM155 244V247H154V244ZM173 243H174V245H173ZM182 243H184V244H182ZM186 243V244H185ZM191 243L192 245H189V244ZM194 243H196V244H194ZM200 243V245H198ZM226 243V244H225ZM229 243V244H228ZM230 243H231V245H232V247H228L229 245H230ZM243 243V244H242ZM252 244V246H254L253 248H251L252 246H251V244ZM258 245H257V244ZM261 243V244H260ZM98 246V248L99 249H102L101 250V252H100V254H99V252H98V256L99 257H103L106 261H104V260H102V262H101V259H103V258H99L98 256H97V251H100V250H97L96 251V246ZM146 244V245H145ZM161 244H163V245H161ZM178 244V245H177ZM202 244V245H201ZM206 244V245H205ZM242 244V245H241ZM256 244V245H255ZM260 244V245H259ZM139 245V246H138ZM145 245V246H144ZM157 245V246H156ZM177 245V246H176ZM180 245V247L179 248H181V249H179V248H177L178 246ZM183 245V246H182ZM185 245H186V247H185ZM187 245L188 246H190V247H187ZM196 245V246H195ZM210 245V246H209ZM219 245H221V246H223V245H225V248H224V246H223V248L221 247V249H219L218 251H215V250H217L218 249V246ZM228 245V246H227ZM230 245V246H231ZM113 246V247H112ZM117 246V247H116ZM166 246V247H165ZM171 246L173 247V248H171ZM204 246H206L205 248H204ZM237 246H241V247H238L237 248ZM259 246V247H258ZM109 247V248H108ZM147 247H148V249H147ZM152 247H154V249H152ZM185 247V248H184ZM195 247V249H193ZM199 247H203V248H201L202 249V251H201V249H199ZM242 247H244V248H242ZM261 247V248H260ZM97 248V249H98ZM136 248V249H135ZM141 248V249H140ZM146 248V249H145ZM166 248V249H165ZM186 248H189L190 250H188V249H186ZM210 248H211V250L213 251V253H212V251H210ZM219 248H220V246H219ZM237 248V249H236ZM239 248H240V251H238L239 252V254H238V252H236V250H239ZM256 248H258V249H256ZM111 249H113V250H111ZM137 249H139V250H137ZM145 249V250H144ZM178 249H179V251H181V252H179L178 251ZM197 249L198 250H200L201 252H203V254H206L207 253V256L205 255H202V253H200V251H198V253H200V254H197L196 253V251H197ZM206 249V250H205ZM241 249H242V251L244 252V253H246L245 254V256L243 255L244 253L241 251ZM254 249H256L257 251V253L259 252V254L257 255V253H255V252H253V254H249V252H252V251H254ZM259 249H260V251H259ZM106 252H105V251ZM107 250L109 251L108 253H109V255L107 254ZM141 250V251H140ZM146 251V252H144L143 253V251ZM158 252H157V251ZM165 252H163V251ZM177 251V252H175V251ZM187 250V251H186ZM205 250V251H204ZM230 250H232V251H235L236 252V254L234 253V252H232V251H230ZM247 250H248V252H247ZM80 251V252H79ZM102 251H103V254H104V252H105V254L103 255H101V253H102ZM111 251V252H110ZM114 251V252H113ZM117 251V252H116ZM119 251V252H118ZM164 253H162V252ZM170 251V252H169ZM186 252V254H185V252ZM195 252V255L193 254L194 252ZM207 251V252H206ZM134 252V253H133ZM153 252H155V253H153ZM157 252V253H156ZM161 252V253H160ZM173 252H174V254H173ZM206 252V253H205ZM209 252H211L210 254L212 255V256H214L213 254H214V252H215V255L217 254V256H214V257H212L210 254H209ZM216 252H218V253H216ZM47 253V254H46ZM65 253V254H64ZM68 253V255L66 256V254ZM114 253V254H113ZM116 253V254H115ZM118 253H120L119 255H118ZM147 253V254H146ZM149 253V254H148ZM152 253V254H151ZM176 253V254H175ZM180 253V254H179ZM182 253H183V257H182ZM232 253H233V255H232ZM240 253H243V254H240ZM250 255H248V254ZM256 255H255V254ZM132 254V255H131ZM153 254H154V256H156V257H154L153 256ZM162 254V255H161ZM169 254V256H167ZM175 257L174 259L173 258H171V256L172 255ZM192 254V255H191ZM261 254V255H260ZM48 255V256H47ZM65 255V256H64ZM69 255H71V256H69ZM101 255V256H100ZM110 255H112L113 256V258H111L110 257ZM151 255V256H150ZM177 255V256H176ZM179 255L181 256L179 259H178V257H179ZM200 255L202 256V257H200ZM230 255V256H229ZM237 255L239 256V255H242V258L239 256L238 258H237ZM248 255V256H247ZM254 256V258H251V256ZM105 256V257H104ZM106 256H107V259H106ZM118 256H120V258L118 257ZM134 256V257H133ZM159 256V257H158ZM192 256H193V258H192ZM197 256V257H196ZM209 256V258L211 259V261H210V259L209 258H207ZM212 258H211V257ZM219 256V257H220ZM232 256H236V258H233ZM259 256V257H258ZM261 256V257H260ZM109 257V258H108ZM118 258V261H117V259H115V258ZM159 258V260H158V258ZM160 257H161V259H160ZM168 257V258H167ZM189 257V258H188ZM204 257V258H203ZM223 257H224V259H225V261H227V262H225V261H223V262H221V260H224L223 259ZM229 257H232V259L231 258H229ZM248 257H250V258H248ZM263 257H264V254H263ZM98 258V259H97ZM134 258V259H133ZM151 258H152V260H151ZM183 258L185 259V261L183 260ZM186 258H187V260H188V262H187V260H186ZM227 258V259H226ZM239 258H240V262L238 261L239 260ZM256 258V259H255ZM259 258H260V260H263V262L262 261H260L259 260ZM78 259H80V261L78 260ZM99 259H100V261H99ZM113 259V260H112ZM157 259V260H156ZM177 261H176V260ZM194 259H193V261L192 262H194ZM198 259V260H199ZM209 259V260H208ZM212 259H214L213 261H212ZM233 259H235V260H233ZM243 259V260H242ZM244 259H245V262H244ZM246 259H248L247 261H246ZM258 259V260H257ZM109 260H111V261H109ZM116 260V261H115ZM155 260V261H154ZM161 260V261H160ZM166 260H168V261H166ZM175 260V261H174ZM181 262H180V261ZM184 262H183V261ZM190 260V261H189ZM197 259L195 260V262L194 263H197V264H200L199 263V261H198ZM229 260V261H228ZM251 260V261H250ZM104 261V262H103ZM108 261H109V263H108ZM115 261V262H114ZM144 261V262H143ZM157 261H159V262H157ZM162 261H164L165 263H163ZM174 261V262H173ZM210 261V262H209ZM250 261V262H249ZM260 261V262H259ZM79 262V263H78ZM99 262V263H98ZM114 262V263H113ZM225 262V263H224ZM232 262H234V263H232ZM248 262V263H247ZM255 262V263H254ZM262 262V263H261ZM186 263H184V264H186ZM194 263H190V264H194ZM205 263H203V264H205Z\"/></svg>",
    "mask_w": 264,
    "mask_h": 264
},
{
    "label": "bare ground",
    "instance_id": "bare-ground-1",
    "mask_svg": "<svg viewBox=\"0 0 264 264\" xmlns=\"http://www.w3.org/2000/svg\"><path fill=\"white\" fill-rule=\"evenodd\" d=\"M4 1H5V0H4ZM7 1H9V0H7ZM7 1H6L5 3H7ZM17 1H18V0H17ZM30 1H31V0H30ZM35 1H36V0H34V1L31 3V4L33 5V7H34V5H35V4H33ZM37 1H38V0H37ZM77 1L79 2V1H81V0H76V2H77ZM87 1H88V0H87ZM90 1H91V0H90ZM94 1H96V0H94ZM98 1H99V0H98ZM98 1H96V2H98ZM101 1H102V0H101ZM125 1H126V0H123V2H125ZM169 1H170V0H169ZM169 1H168V2H169ZM174 1H176V0H174ZM181 1H182V0H181ZM181 1H180V2H181ZM186 1H187V0H185V2H186ZM192 1H193V0H191V3H193V5H197V6L199 5V4H194L195 1H194V2H192ZM218 1H219V0H218ZM218 1L216 0L217 3H218ZM223 1L225 2V0H223ZM230 1H231V0H230ZM236 1L239 2L238 0H236ZM241 1H243V0H241ZM245 1H246V0H245ZM247 1H248V0H247ZM255 1H256V0H255ZM255 1H252V2H255ZM259 1H260V0H259ZM259 1H256V2L258 3ZM261 1H264V0H261ZM19 2H20V0H19ZM19 2H18V3H19ZM21 2H22V0H21ZM26 2H27V1H26ZM42 2H43V1H42ZM46 2H47V1H46ZM49 2L51 3V1H48V3H49ZM59 2H60V1H59ZM84 2H85V1H84ZM105 2H106V0H105ZM126 2H127V1H126ZM128 2H129V1H128ZM137 2H139V4H141L143 1H140V0H139V1H136V3H137ZM140 2H141V3H140ZM166 2H167V1H166ZM168 2H167V4H168ZM182 2H183V1H182ZM187 2H188V1H187ZM200 2H201V1H200ZM204 2H206V1H204ZM226 2H227V0H226ZM226 2H225V3H226ZM232 2H233V1H231V3H232ZM234 2H235V1H234ZM237 2H235V3L237 4ZM11 3H12V2H11ZM13 3H14V1H13ZM15 3H16V1H15ZM27 3H28V2H27ZM54 3H55V1H54ZM60 3H61V2H60ZM64 3H65V2H64ZM79 3H80V2H79ZM101 3H103V2H101ZM145 3H146V2H145ZM170 3L173 4V2H171V1L169 2V4H170ZM178 3H179V2H178ZM191 3H190V4H191ZM195 3H196V2H195ZM198 3H199V1H198ZM202 3H203V2H201V4H202ZM221 3H222V2H221ZM221 3H220V4H221ZM240 3H241V4H244V3H242V2H239V4H240ZM248 3H249V2H248ZM257 3H256V4L252 3V4H254V6L256 5L255 8H256L257 5L259 4V3H258V4H257ZM20 4H23V5H24L25 3H20ZM43 4L48 5V4L44 3V2L42 3V5H43ZM51 4H52V3H51ZM57 4H58V3H57ZM80 4H81V3H80ZM85 4H86V3H85ZM99 4H100V3H99ZM129 4H130V3H129ZM129 4H128V6H129ZM185 4L188 5V3H185ZM185 4H184V5H185ZM220 4H219L218 6H220ZM229 4H230V3H229ZM229 4L227 3V5H229ZM246 4H247V2H246ZM10 5H11V4H10ZM29 5H30V3H29ZM59 5H60V4H59ZM83 5H84V4H83ZM88 5H89V4H88ZM95 5H96V4H95ZM95 5H94V6H95ZM145 5H146V4H145ZM170 5H171V4H170ZM174 5H177V4L174 3ZM179 5H182V4L179 3ZM187 5H185V7H186ZM247 5H248V4H247ZM261 5H262V4H261ZM5 6H6V4H5ZM27 6H28V5H27ZM30 6H31V5H30ZM52 6H53V4H52ZM52 6H50V7H52ZM74 6H75V5H74ZM94 6H93V7H94ZM105 6H106V4H105ZM105 6H104V7H105ZM132 6H133V5H132ZM132 6H131V7H132ZM135 6H136V4H135ZM147 6H148V5H147ZM177 6H178V5H177ZM182 6H183V5H182ZM191 6H192V5H191ZM191 6H190V7H191ZM197 6H196V7H197ZM221 6H222V5H221ZM224 6H225V5H224ZM232 6H233V3H232ZM242 6H243V5H242ZM258 6H259V5H258ZM263 6H264V5H263ZM9 7H10V6H9ZM38 7H39V6H38ZM54 7H55V6H54ZM56 7H57V5H56ZM64 7H65V6H64ZM84 7H85V6H84ZM86 7L89 8V10H90V8H91V7H88L87 5H86ZM102 7H103V6H102ZM102 7H101V9H102ZM106 7H107V6H106ZM131 7L129 8L130 10H131ZM143 7H144V6H143ZM143 7H141V8H143ZM185 7H184L183 11L186 10ZM188 7H189V6H188ZM188 7H187V8H188ZM194 7H195V6H194ZM196 7H195V8H196ZM199 7H201V9H202V6H201V5H200ZM203 7H204V8H203V11H204L205 6L203 5ZM228 7H229V6H228ZM228 7H226V8H228ZM233 7H234V6H233ZM237 7H239V6H236V8L233 9L235 13H236L235 10L238 9ZM243 7H245V6H243ZM243 7H240V8L242 9ZM260 7H261V6H260ZM12 8H13V6H12ZM18 8H19V7H18ZM25 8H26V7H25ZM39 8H41V7H39ZM60 8H61V7H60ZM65 8H66V7H65ZM76 8L78 9L77 11H79L78 6H77ZM81 8H82V6H81ZM99 8H100V7H99ZM132 8H133V7H132ZM137 8H138V6H137ZM139 8H140V7H139ZM145 8H146V7H145ZM145 8H144V9H145ZM149 8H150V6H149ZM173 8H175V7L173 6ZM180 8H181V7H180ZM197 8H198V7H197ZM197 8H196L195 10H197ZM240 8H239V9H240ZM247 8H250V7H247ZM6 9L8 10V7H7ZM9 9H10V8H9ZM14 9H15V7H14ZM14 9H13V10H14ZM28 9L30 10L31 8L29 7ZM44 9H46V6H45ZM53 9H54V8H53ZM55 9H56V8H55ZM66 9H67V8H66ZM82 9H83V8H82ZM97 9H98V7H97ZM101 9H100V10H101ZM103 9H104V8H103ZM134 9H135V7H134ZM146 9H147V8H146ZM146 9H145V10H146ZM158 9H159V8H158ZM188 9H189V8H188ZM188 9H187V13H188ZM198 9L200 10V8H198ZM223 9H224V8H223ZM223 9H222V10H223ZM228 9H230V7H229ZM256 9H257V8H256ZM261 9L264 11V9H263L262 7H261ZM11 10H12V9H11ZM11 10H10V12H11ZM13 10H12V11H13ZM61 10H62V9H61ZM69 10H70V9H69ZM73 10H74V9H73ZM86 10H87V9H86ZM89 10H88V11H89ZM92 10H94V9L92 8ZM98 10H99V9H98ZM173 10H174V9H171V12H172ZM175 10H176V8H175ZM180 10H181V9H180ZM220 10H221V9H220ZM220 10H219V11H220ZM231 10H232V9H231ZM242 10H244V8H243ZM245 10H246V8H245ZM249 10H251V9H249ZM262 10H261V14H262ZM30 11H32V9H31ZM35 11H36V10H35ZM41 11H42V10H41ZM52 11H53V10H51V12H52ZM132 11H134V10H132ZM137 11H138V10H137ZM143 11H144V10H143ZM143 11H142V12H143ZM148 11H149V10H148ZM150 11H152V10H150ZM168 11H169V10H168ZM176 11H177V10H176ZM181 11H182V10H181ZM197 11H198V10H197ZM197 11H196V12H197ZM223 11H225V10H223ZM238 11H239V10H237V12H238ZM251 11H252V10H251ZM259 11H260V10H259ZM26 12H27V11H26ZM44 12H45V11H44ZM47 12H48V14H49L50 11H47ZM54 12H55V11H54ZM57 12H58V10H57ZM60 12H61V11H60ZM60 12H59V14H60ZM107 12H108V10H107ZM134 12H135V11H134ZM166 12H167V11H166ZM189 12H190V11H189ZM200 12H202V10H201ZM221 12H222V11H221ZM221 12H220V13H221ZM239 12H242V11L240 10ZM245 12H246V11H243V13H245ZM247 12H248V10H247ZM247 12H246V13H247ZM6 13H7V11H6ZM12 13H13V12H12ZM12 13H11V14H12ZM36 13H37V12H36ZM52 13H53V12H52ZM63 13H65V12H62V14H63ZM80 13H83V12L80 11L79 14H80ZM96 13H97V11H96ZM101 13H102V12L99 11V14H101ZM139 13H140V12H139ZM173 13H174V15H175V13H177V12L173 11ZM173 13H172V14H173ZM178 13H180V12L178 11ZM178 13H177V15H178ZM192 13H193V12H192ZM192 13H191L190 15H193ZM194 13H195V11H194ZM202 13H203V12H202ZM202 13H201V14H202ZM220 13H219V14H220ZM223 13H224V12H223ZM231 13H232V12H231ZM254 13H255V12H254ZM263 13H264V12H263ZM11 14H10V15H11ZM28 14H29V12H28ZM28 14H27V16H28ZM30 14H31V13H30ZM38 14H40V12H38ZM42 14H43V12H42ZM46 14H47V13H46ZM46 14L43 15V16H46ZM54 14H55V13H53V15H54ZM59 14H58V15H59ZM62 14H61V15H62ZM105 14H106V13H105ZM107 14L109 15V13H107ZM110 14H111V13H110ZM123 14H125V13H123ZM134 14H135V13H134ZM142 14H143V13H142ZM142 14H141V16H142ZM180 14H181V13H180ZM180 14H179V15H180ZM182 14H183V13H182ZM188 14H189V13H188ZM224 14H225V13H224ZM227 14H228V16H229V13H228V12H227ZM227 14H226V15H227ZM238 14H239V13H238ZM257 14H258V13H257ZM6 15H7V14H6ZM13 15H14V14H13ZM17 15H18V14H17ZM36 15H37V14H36ZM36 15H35V16H36ZM50 15H51V14H50ZM53 15H52V18H53ZM68 15H69V14H68ZM68 15H67V17H68ZM93 15H94V14H93ZM93 15H92V16H93ZM101 15H102V14H101ZM139 15H140V14H139ZM147 15H148V14H146V16H147ZM226 15H225V16H226ZM239 15L242 16V15H244V14H239ZM33 16H34V14H33ZM38 16H39V15H38ZM40 16H41V15H40ZM54 16H55V15H54ZM56 16H57V14H56ZM56 16H55V17H56ZM70 16H71V15H70ZM75 16H76V15H75ZM75 16H74V17H75ZM78 16H79V15H78ZM78 16H77V18H79ZM83 16H84V14H83ZM96 16H98V18H99L100 15L97 14ZM96 16H95V18H96ZM105 16H106V15H105ZM110 16H111V15H110ZM119 16H121V15H119ZM125 16H126V15H125ZM169 16H170V15H169ZM180 16H182V15H180ZM187 16H188L189 18H191V19L193 18V17H190L189 15H187ZM193 16L195 17V15H193ZM197 16H198V14H197ZM197 16H196V17H197ZM218 16H219V15H218ZM252 16H253V14H252ZM252 16H248V17L250 18V17H252ZM259 16H263V15H259ZM18 17H19V15H18ZM28 17H29V16H28ZM28 17H27V18H28ZM57 17H58V16H57ZM57 17H56V18H57ZM60 17H61V16H60ZM65 17H66V16H65ZM71 17H72V16H71ZM74 17H73V18H74ZM88 17H89V16H88ZM88 17H87V18H88ZM126 17H127V16H126ZM126 17H125V19H126ZM170 17H171V16H170ZM173 17H174V16H173ZM208 17H209V15H208ZM219 17H220V16H219ZM226 17H227V16H226ZM243 17H244V16H243ZM245 17H247V14H246ZM245 17H244V18H245ZM256 17H257V16H256ZM30 18H31V17H30ZM36 18H37V17H36ZM39 18H40V17H38V20H39ZM50 18H51V17H50ZM56 18H55V19H56ZM93 18H94V17H93ZM98 18H97V19H98ZM175 18H176V16H175ZM186 18H187V17H186ZM197 18H198V17H197ZM203 18H206V17H203ZM221 18H222V17H221ZM230 18H231V17H230ZM236 18H237V17H236ZM239 18H240V17H239ZM244 18H243V19H244ZM252 18H253V17H252ZM258 18H259V17H258ZM15 19H16V18H15ZM40 19H41V18H40ZM55 19H54V20L52 19V20L55 21ZM58 19H59V22H60L61 19L64 20L65 18H61V19L58 18ZM71 19H72V18H71ZM71 19H70V20H71ZM75 19H76V18H75ZM79 19H81V18H79ZM79 19H78V20H79ZM99 19H100V18H99ZM107 19H108V18H107ZM129 19L131 20L130 17H129ZM176 19H178V18H176ZM180 19H181V17H180ZM191 19H190V20H191ZM225 19H226V18H225ZM245 19H246V18H245ZM245 19H244V21H245ZM247 19H248V18H247ZM247 19H246V21H247ZM250 19H251V18H250ZM250 19H248V21H249ZM261 19H262V17H261ZM261 19H257V20H255V21H258V20H261ZM13 20H14V19H13ZM35 20H36V19H35ZM49 20H50V19H49ZM52 20H51V21H52ZM67 20H68V19H67ZM76 20H77V19H76ZM91 20H93V19H91ZM100 20L103 21L102 19H100ZM100 20H99V21H100ZM109 20H110V19H109ZM181 20H182V19H181ZM184 20H185V18H184ZM193 20H195V19H193ZM193 20H191V23H192ZM199 20H200V17H199L198 21H199ZM216 20H217V18H216ZM231 20H232V19H231ZM236 20H237V19H236ZM239 20H240V19H238V21H239ZM241 20H242V18H241ZM39 21H40V20H39ZM39 21H36V22L39 23ZM56 21H57V20H56ZM64 21H65V20H64ZM73 21H74V19H73ZM86 21H87V20H86ZM86 21H85V22H86ZM101 21H100V23H101ZM105 21H106V19H105ZM107 21H108V20H107ZM107 21H106V22H107ZM121 21H122V20H121ZM127 21H128V20H127ZM127 21H126V22H127ZM186 21H187V20H186ZM196 21H197V19H196ZM200 21H201V24H202V21H204V20H200ZM222 21H223V18H222ZM222 21H220V22H222ZM224 21H225V20H224ZM255 21H254V23H255ZM261 21H262V20H261ZM41 22H42V21H41ZM41 22H40V23H41ZM65 22H66V21H65ZM65 22H64V24H65ZM85 22H84V23H85ZM93 22H94V21H93ZM103 22H104V21H103ZM109 22H110V21H109ZM169 22H170V20H169ZM225 22H228V21H225ZM241 22H242V21H240V23H241ZM250 22H252V20H250ZM33 23H34V22H33ZM47 23H48V22H46V19H45L44 24H47ZM182 23L187 24V22H181V23L179 22V25L182 24ZM188 23H189V22H188ZM195 23H197V22H195ZM207 23H208V21H207ZM207 23H205V26H206ZM217 23H218V22H217ZM228 23L230 24V22H228ZM236 23H237V26H240V24H239L237 21H236ZM242 23H243V22H242ZM242 23H241V24H242ZM245 23H246V22H245ZM245 23H243V24H245ZM258 23H259V22H258ZM258 23L256 22V24H258ZM260 23H261V22H260ZM260 23H259V26L261 25ZM263 23H264V21H263ZM35 24H36V23H35ZM64 24H61V26L63 27ZM68 24H69V23H68ZM71 24L73 25L74 23H71ZM77 24H79V23H77ZM102 24H103V23H102ZM169 24H170V23H169ZM171 24H173V22H171ZM175 24L177 25V23H175ZM193 24H194V23H193ZM211 24H212V22H211ZM211 24H210V25H211ZM214 24H215V23H214ZM214 24H212V25H214ZM223 24H225V23H223ZM226 24H227V23H226ZM233 24H234V23H233ZM252 24H253V23H252ZM53 25H54V24H53ZM58 25H59V24L57 23L56 26H58ZM72 25H71V27L74 28L76 24H74V27H73ZM91 25H92V24H91ZM203 25H204V23L202 24V26H203ZM210 25H209V26H210ZM219 25H220V24H218L217 26H219ZM247 25H248V24H247ZM249 25H250V23H249ZM253 25H255V24H253ZM39 26H40V24H39ZM47 26H48V24H47ZM50 26H51V23H50ZM54 26H55V25H54ZM56 26H55V27H56ZM69 26H70V25H69ZM78 26L80 27V25H78ZM81 26H82V24H81ZM92 26H93V25H92ZM100 26H101V24H100ZM177 26H178V25H177ZM193 26H194V25H193ZM193 26H192V27H193ZM195 26H196V24H195ZM199 26H200V25H199ZM261 26L264 27L263 25H261ZM43 27H44V25H43ZM62 27H61V30H62ZM65 27H66V26H65ZM65 27H64V28H65ZM84 27H85V26H84ZM95 27H96V25H95ZM174 27H175V25H174ZM180 27H181V26H180ZM192 27H190V28H192ZM200 27H201V26H200ZM200 27H199V29H198V27H197V29H196V27H195L193 30H195V29H196V30H200ZM203 27H204V26H203ZM213 27H214V26H213ZM220 27H222V26H220ZM241 27H242V25H241ZM245 27H246V26H245ZM245 27H242V28H240V29L244 30V29L247 28V27H246V28H245ZM255 27H256V26H255ZM31 28H32V27H31ZM45 28H46V27H45ZM49 28H50V27H49ZM52 28H53V27H52ZM57 28H58V27H57ZM80 28H81V27H80ZM86 28H87V26H86ZM184 28H186V27L184 26ZM187 28H188V25H187ZM210 28H212V27H210ZM216 28H217V27H216ZM216 28H215V29H216ZM243 28H244V29H243ZM251 28H252V27L249 26V31H250ZM257 28H258V30H259L261 27L259 28V27L257 26ZM40 29H41V28H40ZM43 29H44V28H43ZM46 29H47V28H46ZM58 29H59V28H58ZM66 29H68V28L66 27V28H65V31H66ZM81 29H82V28H81ZM87 29H88V28H87ZM92 29H93V28H92ZM173 29H174V28H173ZM173 29H172V30H173ZM176 29H177V28L175 27V30H174L173 33H175ZM181 29H182V27H181ZM204 29H205V28H204ZM208 29H209V28H208ZM224 29H226V28L223 27V31H222V32H224ZM231 29H232V28H231ZM231 29H229V30H231ZM236 29H239V27H238V28L236 27ZM263 29H264V28H262V30H263ZM30 30H31V29H30ZM56 30H57V29H55V31H56ZM61 30H59V31H61ZM68 30H69V29H68ZM78 30H79V28H78ZM78 30H77V31H78ZM83 30H84V29H83ZM170 30H171V29H170ZM178 30H179V27H178ZM178 30H177V32H179ZM182 30H183V29H182ZM191 30H192V29H191ZM191 30H189V31H191ZM209 30H211V29H209ZM227 30H228V29H227ZM227 30H225V31L227 32ZM59 31L57 30L58 33H59ZM65 31H64V32H65ZM70 31H72V30L70 29ZM73 31H74V30H73ZM73 31H72V32H73ZM200 31L205 32V31H203V30H200ZM211 31H212V30H211ZM231 31H232V30H231ZM238 31H239V30H238ZM245 31H246V30H245ZM252 31L255 32L256 29L253 30V28H252ZM252 31H250V32L252 33ZM29 32H30V31H29ZM40 32H41V30H40ZM102 32H103V31H102ZM186 32H187V31H186ZM186 32H185V33H186ZM195 32H196V31H194L193 33H195ZM213 32H215V31H213ZM222 32H221V33H222ZM234 32H235V30H234ZM234 32H233V33H234ZM239 32H240V31H239ZM260 32H261V34H262L261 29H260ZM260 32H258L259 37H261V36H260ZM30 33H31V32H30ZM33 33H34V32H33ZM36 33H37V32H36ZM55 33H56V32H55ZM55 33H53V34H55ZM60 33H62V32H60ZM65 33H66V32H65ZM67 33H68V31H67ZM76 33H77V32H76ZM78 33H79V32H78ZM91 33H93V32L91 31ZM100 33H101V31H100ZM185 33H183V34H185ZM187 33H188V32H187ZM191 33H192V32H191ZM191 33H190V34H191ZM196 33H197V32H196ZM199 33H201V32H199ZM210 33L213 35L212 32H210ZM215 33L218 34L217 32H215ZM221 33H219V35H220ZM229 33H231V32H229ZM242 33H243V35H246V33H244V32H241V33H239V34L242 35ZM247 33H248V30H247ZM251 33H250V34H251ZM263 33H264V32H263ZM34 34H35V33H34ZM34 34H33V35H34ZM71 34H72V33H71ZM79 34H80V33H79ZM208 34H209V33H208ZM227 34H228V32H227ZM231 34H232V33H231ZM237 34H238V33H237ZM237 34H236V35H235V34H232V35H234L235 37H238ZM239 34H238V35H239ZM252 34L254 35V33H252ZM1 35H2V34H1ZM1 35H0V36H1ZM9 35H10V34H9ZM17 35H18V34H17ZM27 35H28V34H27ZM39 35H40V33H39ZM51 35H52V34H51ZM64 35H65V34H63V36H64ZM72 35H73V34H72ZM72 35H71V36H72ZM80 35H82V34H80ZM85 35H86V34H85ZM171 35H172V34H171ZM176 35H177V33H176ZM181 35H182V33H181ZM199 35H200V34H198V35L196 34V36H199ZM203 35H204V33H203ZM203 35H201V36H203ZM205 35H207V33H206ZM205 35H204V36H205ZM228 35H229V34H228ZM232 35H231V36H232ZM253 35H252V36H253ZM36 36H37V35H36ZM43 36H45V35H43ZM47 36H48V38H49V35H47ZM59 36H61V34L58 35L57 37H59ZM67 36H70V35L67 34ZM90 36H92V35H90ZM105 36L107 37V35H104L103 37H105ZM178 36H179V34H178ZM183 36H184V35H183ZM183 36H182V37H183ZM185 36H187V35L185 34ZM185 36H184V38H186ZM188 36H189V34H188ZM224 36H225V35L222 34V37H223V38H224ZM247 36H248V34H247ZM256 36H257V34H256ZM3 37H4V35H3ZM15 37H17V36H15ZM15 37H14V38H15ZM29 37H30V36H29ZM38 37H39V36H38ZM52 37H55V36L52 35ZM65 37H66V36H65ZM74 37H75V36H74ZM92 37H93V36H92ZM92 37H90V38H92ZM94 37L96 38V36H94ZM94 37H93V38H94ZM179 37H180V36H179ZM189 37H190V36H189ZM194 37H195V35H194ZM207 37H208V36H207ZM211 37H212V36H209V38H211ZM213 37H214V35H213ZM218 37H220V36H218ZM222 37H221V38H222ZM226 37H227V36H226ZM235 37H234V38H235ZM239 37H240V35H239ZM241 37H242V36H241ZM241 37H240V38H241ZM9 38H10V36H9ZM36 38H37V37H36ZM55 38H56V37H55ZM62 38H63V37H62ZM62 38H61V39H62ZM75 38H76V37H75ZM75 38H74V39H75ZM79 38H81V37L79 36ZM93 38H92V40H93ZM163 38H164V37H163ZM173 38H175V37H173ZM191 38H193V35H192ZM197 38H198V37H197ZM201 38H202V37H201ZM215 38H217V37H215ZM223 38H222V41H223ZM250 38H251V37H250ZM6 39H7V38L5 37V39H3V42H4V40H6ZM61 39H60V40H61ZM64 39H65V38H64ZM97 39L99 40V38H97ZM97 39H96V40H93V41H98ZM176 39H177V36H176ZM198 39H199V38H198ZM202 39H205V38H202ZM202 39H201V41H202ZM224 39H225V38H224ZM231 39H232V37H231ZM237 39H238V38H237ZM237 39L235 38V40H237ZM242 39H243V40H242ZM247 39H248V38H247ZM252 39H254V38H252ZM252 39H251V40H252ZM255 39H256V38H255ZM257 39H258V38H257ZM8 40H10V39H8ZM46 40H47V39H46ZM46 40H45V41H46ZM48 40H50V38H49ZM56 40H57V39H56ZM71 40H72V38H71ZM78 40H79V41H78V43H79L81 40H80V39H78ZM92 40H91V42H92ZM100 40H102V39H100ZM103 40H104V39H103ZM103 40H102V41H103ZM180 40H181V39H180ZM183 40H184V39H183ZM190 40H191V39H190ZM190 40H189V42H190ZM196 40H197V39H195V41H196ZM216 40H217V42H218V38L215 39V41H216ZM240 40H242V41H241L242 43H243V41H245L243 37H242ZM260 40H262V38H261ZM13 41H15V39H13ZM16 41H18V38H17ZM19 41H20V40H19ZM19 41H18L17 43H20ZM53 41H55V39H54ZM53 41H51V43H53ZM64 41H65V40H64ZM66 41H68V40L66 39ZM66 41H65V42H66ZM83 41H84V40H83ZM83 41H82V42H83ZM184 41H185V40H184ZM184 41L182 42V40H181L182 43H186V42H184ZM191 41H192V40H191ZM199 41H200V39H199ZM212 41H213V40H212ZM222 41H221V42H222ZM226 41H227V39H226ZM248 41H250V39H249ZM254 41H255V40H254ZM263 41H264V38H263ZM0 42H2V41H0ZM37 42H38V41H37ZM46 42H47V41H46ZM56 42H57V41H55L54 43H56ZM70 42H72V44H73V43L77 42V40L74 41V42H73V41H70ZM88 42H89V40H88ZM98 42H99V41H98ZM104 42H106V40H104ZM168 42H169V41H168ZM170 42H171V39H170ZM178 42H179V41H178ZM196 42L198 43V40H197ZM217 42L215 43L216 45H217ZM221 42H219V43H221ZM229 42H230V41H229ZM239 42H240V41H239ZM241 42H240V43H241ZM252 42H253V41H252ZM260 42H261V41H260ZM6 43H7V41H6ZM9 43H11V41H9ZM15 43H16V42H15ZM21 43H22V42H21ZM23 43H24V42H23ZM25 43H26V42H25ZM25 43H24V44H25ZM48 43H49V42H48ZM54 43H53V46H54ZM66 43H67V42H66ZM66 43H65V44H66ZM80 43H81V42H80ZM191 43H194V41H192ZM208 43H209V41H208ZM222 43L224 44L225 42H222ZM245 43H246V42H245ZM247 43H248V42H247ZM257 43H258V42H257ZM257 43H255V44L257 45ZM65 44H63V45H65ZM68 44H70V43H68ZM72 44H71V46H72ZM83 44L85 45V42H83ZM92 44H93V43H90V45H92ZM99 44H100V42H99ZM106 44H107V43H106ZM148 44H149V43H147V46H150V45H148ZM173 44H174V43H173ZM194 44H196V43H194ZM199 44H200V43H199ZM215 44H214V46H215ZM226 44L229 45V44H228V41H227ZM234 44H235V43H234ZM236 44H238V43L236 42ZM260 44H261V43H260ZM262 44H263V43H262ZM7 45H8V44H7ZM18 45H19V44H18ZM38 45H39V44H38ZM40 45H42V44H40ZM58 45L60 46V44H58ZM73 45H74V44H73ZM78 45H80V44H77V46H78ZM81 45H82V44H81ZM84 45H82V46H84ZM88 45H89V44H88ZM107 45H108V44H107ZM115 45H116V44H115ZM153 45H154V44H153ZM168 45L171 46V44H168ZM180 45H181V43H180ZM180 45H179V47H180ZM187 45H188V44H187ZM190 45H193V44H190ZM196 45H198V44H196ZM196 45H195V46H196ZM200 45H201V44H200ZM227 45H226V46H227ZM240 45L242 46V45H244V43H243V44H240ZM240 45H238V46L240 47ZM245 45H246V44H245ZM247 45H248V44H247ZM247 45H246V46H247ZM252 45H254V42H253ZM1 46H2V45H1ZM11 46L15 47L14 45H10V48H11ZM25 46H27V45H25ZM34 46H35V45H34ZM46 46H47V43H46ZM51 46H52V45H51ZM68 46H69V45H68ZM75 46H76V43H75ZM75 46H74V47H75ZM77 46H76V47H77ZM86 46H87V45H86ZM86 46H85V48H86ZM92 46L94 47V45H92ZM101 46H103V45H101ZM104 46H106V45L104 44ZM108 46H109V45H108ZM110 46H111V45H110ZM110 46H109V47H110ZM154 46H155V45H154ZM161 46H162V45H161ZM174 46L177 47V45H174ZM182 46H183V45H181V47H182ZM184 46H185V45H184ZM209 46H210V43H209ZM220 46H221V45H220ZM220 46L218 45V47H220ZM223 46H224V45H223ZM226 46H224V47H226ZM230 46L232 47V44H231V43H230ZM230 46H229V47H230ZM258 46H259V45H258ZM261 46H263V45H261ZM261 46H260V47H261ZM7 47H8V46H7ZM35 47H36V46H35ZM40 47H41V46H40ZM42 47H43V46H42ZM74 47H73V48H74ZM87 47H88V46H87ZM109 47H108V48H109ZM111 47H112V46H111ZM171 47H172V46H171ZM179 47H177V49H179ZM192 47H194V46H192ZM210 47H211V46H210ZM218 47L216 46L217 49H220V51H222V47H220V48H218ZM239 47H236V46H235V49H236V48L238 49ZM252 47H253V46H251V48H252ZM10 48H8V49L10 50ZM20 48H23V47H20ZM30 48H31V47H30ZM30 48H29V50H32V48H31V49H30ZM44 48H46V47L44 46ZM48 48H49V47H48ZM53 48L55 49V47H52V49H53ZM60 48H62V47H60ZM78 48H79V46H78ZM94 48H95V47H94ZM96 48L98 49V47H96ZM96 48H95V49H96ZM105 48H106V47H105ZM165 48H166V47H165ZM173 48H174V47H173ZM182 48H183V47H182ZM182 48H181V49H182ZM189 48H190V47H189ZM194 48H195V47H194ZM202 48H203V47H202ZM205 48H206V47H205ZM246 48H247V47H246ZM254 48H255V50H256V47H254ZM254 48H253V50H254ZM258 48H259V47H258ZM23 49H24V48H23ZM37 49H38V48H37ZM40 49H41V48H40ZM42 49H43V48H42ZM49 49L51 50V48H49ZM58 49H59V48H58ZM86 49H87V51H89L90 48H89V49L86 48ZM97 49H96V52H97ZM109 49H110V48H109ZM109 49H108V50H109ZM128 49H129V47H128ZM148 49H149V47H148ZM186 49H187V47H185V50H186ZM195 49H196V48H195ZM195 49H194V50H195ZM212 49H213V48H212ZM226 49H227V50H226ZM226 49H225V50L228 51V47H226ZM240 49H241V48H240ZM20 50H21V49H20ZM44 50H45V49H44ZM65 50H68V51H69V49H65ZM73 50H74V49H72V53H73ZM92 50H93V49H92ZM108 50H106V52H107ZM137 50H138V49H137ZM146 50H147V49H146ZM167 50H169V49H167ZM190 50H191V49H189V51H190ZM194 50H193V51H194ZM196 50H198V49H196ZM196 50H195V52H196ZM199 50H200V49H199ZM204 50H205V49H204ZM214 50H215V48H214ZM223 50H224V49H223ZM225 50H224V51H225ZM241 50H242V49H241ZM246 50H247V49H246ZM246 50H245V51H246ZM263 50H264V49H263ZM2 51H4V50H2ZM18 51H19V50H18ZM26 51H27V50H26ZM34 51H35V50H34ZM48 51H49V50H47V52H48ZM52 51H53V50H52ZM52 51H51V52H52ZM74 51H75V50H74ZM76 51H78V50H76ZM81 51H82V50H81ZM84 51H86V50H84ZM104 51H105V49H104ZM104 51H103V52H104ZM113 51H114V50H113ZM129 51H130V50H129ZM129 51H128V52H129ZM134 51H135V50H134ZM148 51H151V50L149 49ZM148 51H147V52H148ZM210 51H211V50H210ZM215 51L217 52L218 50H215ZM215 51H214V52H215ZM230 51H234V50L231 49ZM230 51H229V52H230ZM0 52H1V51H0ZM56 52H57V51H56ZM61 52H62V51H61ZM109 52H112V51H108V53H109ZM126 52H127V51H126ZM243 52H244V51H243ZM243 52H239V53H243ZM248 52H251V51L249 50ZM252 52H253V51H252ZM256 52H257V51H256ZM23 53H25V52H23ZM28 53H30V55H32L31 52L28 51ZM37 53H38V52H37ZM37 53H36V55H37ZM52 53H53V52H52ZM58 53H60V52H58ZM66 53H67V52H66ZM74 53H75V52H74ZM108 53H105V54H108ZM112 53H113V52H112ZM134 53H135V52H134ZM138 53H142V52H138ZM155 53H159V51H158V52H155ZM186 53H187V52H186ZM208 53H209V52H208ZM212 53H213V51H212ZM212 53H211V56H210L211 59H212V57H213ZM222 53H223V51H222ZM226 53H227V52H226ZM230 53H231V52H230ZM230 53H228V54L231 55L232 53H231V54H230ZM235 53L238 54L237 50H236ZM263 53H264V51H263ZM19 54H20V53H19ZM56 54H57V53H56ZM68 54H69V53H68ZM90 54H91V53H90ZM97 54H98V53H97ZM105 54H104V56H105ZM116 54L118 55L119 53L116 52ZM131 54H132V53H131ZM149 54H150V53H149ZM151 54H153V53H151ZM164 54H165V52H164ZM167 54H168V52H167ZM179 54H180V53H179ZM191 54H193V53H191ZM214 54H215V53H214ZM218 54H219V53H218ZM228 54H227V55L225 54V55L228 57V56H229ZM253 54H255V53H252V55H253ZM259 54H260V56L263 55L262 57H264V54H261L260 51H259ZM25 55H26V54H25ZM33 55H35V53H34ZM41 55H42V54H41ZM58 55H60V54H58ZM114 55H115V54H114ZM117 55H116L115 57H119V55H118V56H117ZM122 55H123V53H122V54L120 53V57H119V59L123 58V57H121ZM133 55H135V54H133ZM155 55H156V54H155ZM171 55H172V54H171ZM188 55H189V54H188ZM205 55H206V54H204L203 56H205ZM215 55H216V54H215ZM215 55H214V56H215ZM233 55H234V53H233ZM233 55H232V56H233ZM238 55H239V54H238ZM241 55H243L242 57H244V54H240V55H239L240 58H241ZM56 56H57V55H56ZM56 56H55V57H56ZM71 56H72V55H71ZM74 56H75V55H74ZM74 56H73V57H74ZM81 56H82V55H81ZM108 56H109V55H108ZM108 56L106 55L105 57H108ZM126 56H128V55H126ZM150 56H151V55H150ZM160 56H161V55H160ZM191 56H192V55H191ZM207 56H209V55H207ZM217 56H218V55H217ZM220 56H221V53H220ZM226 56H225V57H226ZM245 56H246V55H245ZM258 56H259V55L257 54V57H258ZM260 56H259V57H260ZM26 57H27V56H26ZM28 57H31V56H28ZM33 57H34V56H33ZM40 57H44V56H40ZM40 57H39V58H40ZM57 57H58V56H57ZM85 57H86V56H85ZM85 57H84V59H85ZM97 57H98V56H97ZM137 57H139V56H137ZM141 57H142V56H141ZM141 57H139V58H141ZM145 57H146V56H145ZM163 57H164V56H163ZM167 57H168V55L166 56V58H167ZM173 57H174V55H173ZM183 57H184V56H183ZM185 57H186V56H185ZM187 57L189 58V56H187ZM187 57H186V58H187ZM215 57H216V56H215ZM222 57H223V56H222ZM222 57H220V60L223 59ZM230 57H231V56H230ZM234 57H235V56H234ZM234 57H233V59L231 58L232 61H231L230 59H227V58H226V59H227V60H230L231 62H233V61H235V60H234ZM237 57H238V56H237ZM247 57H248V56H247ZM249 57H252V56L250 55ZM257 57H256V58L253 57V59H254V58H255V59H258L259 57H258V58H257ZM2 58H3V57H2ZM2 58H1V59H2ZM60 58H62V61H63V58H64V57H62V56L60 55ZM67 58L69 59V56H68ZM86 58H88V57H86ZM89 58H90V57H89ZM94 58H95V57H94ZM102 58H103V57H102ZM135 58H136V57H134V59H135ZM150 58H151V57H150ZM159 58H161V57H159ZM176 58H177V57H176ZM179 58H180V57H179ZM186 58H184V59H185V62H187V61H188V63H189V62H190V63L192 62V59H193L192 57H191V58H192L191 61H189L190 58H189V59L187 58L188 60L186 61ZM196 58H198V57H196ZM196 58H195V59H196ZM26 59H28V58H26ZM43 59H44V58H43ZM56 59H58V58H56ZM82 59H83V56H82ZM137 59H138V58H137ZM146 59H147V58H146ZM148 59H149V58H148ZM151 59H152V58H151ZM155 59H156V58H155ZM164 59H165V58H164ZM184 59H181V62H182V60H184ZM204 59H205V58H204ZM207 59H209V58L207 57ZM207 59H205V61H207ZM213 59H214V57H213ZM215 59H216V58H215ZM218 59H219V56H218ZM238 59H239V58H238ZM244 59H246V57H245ZM249 59H250V60H253V59H251V58H249ZM255 59H254V60H255ZM259 59H260V58H259ZM32 60H33V59H32ZM39 60H40V59H39ZM59 60H60V59H59ZM64 60H66V58H65ZM80 60H81V59H80ZM90 60H91V59H90ZM90 60H89V62H90ZM93 60H94V59H93ZM111 60H112V59H111ZM125 60H126V59H125ZM132 60H133V59H132ZM161 60H163V59H161ZM168 60H171V59H168ZM193 60H194V59H193ZM216 60H217V59H216ZM236 60H237V59H236ZM240 60H243V58L240 59ZM35 61H36V60H35ZM81 61H82V60H81ZM94 61H96V60H94ZM99 61H100V60H99ZM99 61H97V62L99 63ZM112 61H113V60H112ZM135 61H136V60H135ZM149 61H150V60H149ZM173 61H174V60H173ZM196 61H198V59H196ZM196 61L194 60L193 64H196ZM211 61H212V60H211ZM225 61H226V60H225ZM225 61H224V62H225ZM230 61H229V62H230ZM248 61H249V60H248ZM59 62H60V61H59ZM65 62H66V61H64V67H65ZM74 62H75V61H74ZM86 62H87V61H86ZM86 62H85V63L82 62L83 64L80 63L81 65H84V66H80V67H84V69H85V66H86L85 64H86ZM92 62H93V61H92ZM103 62H104V60H103ZM108 62H109V61H108ZM113 62H114V61H113ZM120 62H121V61H120ZM126 62H127V61H126ZM130 62H131V60H130ZM132 62H133V61H132ZM139 62H140V61H139ZM160 62H161V61H160ZM162 62H163V61H162ZM164 62H165V61H164ZM170 62H172V61H170ZM174 62H175V61H174ZM174 62H173V64H175ZM207 62H208V61H207ZM227 62H228V61H227ZM229 62H228V63H229ZM235 62H236V61H235ZM239 62H241V61H239ZM239 62H238V63H239ZM244 62H245V61H244ZM253 62H254V61H253ZM261 62L263 63L262 65H264L263 60H262ZM3 63H4V62H2V64H3ZM38 63H39V62H38ZM67 63H68V62H67ZM70 63H71V62H70ZM90 63H91V62H90ZM94 63H95V62H94ZM98 63H97V64H98ZM100 63H101V62H100ZM133 63L135 64V62H133ZM140 63H141V62H140ZM176 63H177V62H176ZM198 63H199V62H198ZM202 63H203V62H202ZM220 63H221V62L219 61L218 66L221 65ZM222 63H223V61H222ZM241 63L243 64V61H242ZM241 63H240V65H242ZM247 63H248V62H247ZM247 63H245V64H246L247 67H249V66L247 65ZM249 63H250V61H249ZM255 63H256V62H255ZM255 63H253V64H255ZM259 63H260V62H259ZM48 64H49V63H48ZM54 64H55V63H54ZM60 64H61V63H60ZM87 64H88V62H87ZM95 64H96V63H95ZM101 64H102V63H101ZM113 64H115V63H113ZM117 64H118V63H117ZM121 64H122V63H121ZM126 64H127V63H126ZM167 64H168V62H167ZM167 64H166V65H167ZM169 64H170V63H169ZM182 64H184V63H182ZM193 64H191V65H193ZM199 64H200V63H199ZM199 64H198V65H199ZM206 64H207V63H206ZM206 64L204 63L205 66H206ZM211 64L213 65L214 62H213V63L211 62ZM223 64L227 65L226 63H223ZM257 64H258V63H257ZM5 65H6V63H5ZM18 65H19V64H17L16 66H18ZM20 65L22 66L21 63H20ZM46 65H47V64H46ZM55 65H56V64H55ZM57 65H58V64H57ZM57 65H56V66H57ZM67 65H68V64H67ZM70 65L72 66V64H70ZM76 65H78V64H76ZM90 65H91V64H90ZM119 65H120V63H119ZM139 65H140V64H139ZM166 65H165V66H166ZM175 65H176V64H175ZM187 65H189V64H187ZM214 65H215V64H214ZM228 65H230V64H228ZM250 65H251V64H250ZM255 65H256V64H255ZM3 66H4V64H3ZM7 66H8V65H7ZM7 66H4V67H7ZM33 66H34V65H33ZM44 66H45V65H44ZM44 66H43V67H44ZM52 66H54L53 63H52L51 66H49V67H52ZM94 66H96V65H94ZM94 66H93V67H94ZM99 66H100V65H99ZM101 66H102V65H101ZM107 66H108V65H106V67H107ZM128 66H129V65H128ZM140 66H141V65H140ZM170 66H171V65H170ZM184 66H185V65H184ZM194 66H195V65H194ZM200 66H202V65L200 64ZM232 66H233V65H232ZM232 66H231V67H232ZM236 66L238 67L237 63H236ZM242 66H243V65H242ZM242 66H241V68H242ZM258 66H259V65H258ZM258 66H257V67H258ZM28 67H29V66H28ZM31 67H32V64H31ZM34 67H35V66H34ZM34 67H33V68H34ZM40 67H41V66H40ZM78 67H79V66H78ZM87 67H89V69L91 68L89 65H88ZM97 67H98V65H97ZM97 67H94V68H96L95 70H98V69H99V68L97 69ZM115 67H116V66H114V68H115ZM120 67H121L120 69H125V68H122V66H120ZM143 67H144V66H143ZM185 67H186V66H185ZM192 67H193V66H192ZM197 67L199 68V66H196V68H197ZM202 67H203V66H202ZM202 67H200V68H202ZM206 67L209 68L208 66H206ZM210 67H211V66H210ZM215 67H216V68H219V67H217V66H215ZM234 67H235V66H234ZM244 67H245V65H244ZM257 67H256V68H257ZM260 67L262 68L263 66H260ZM7 68H8V67H7ZM7 68H5V69L7 70ZM15 68H16V67H15ZM18 68H20V67H18ZM41 68H42V67H41ZM45 68H46V70H48V69H47V66H45ZM45 68H43V70H45ZM58 68H59V66H58ZM65 68H69V67H65ZM100 68H104V66H103V67H100ZM107 68H108V67H107ZM110 68H112V67H110ZM110 68H109V69H110ZM130 68H132V67H130ZM165 68H167V67H165ZM174 68H177V67L175 66ZM189 68H190V67H189ZM193 68H194V67H193ZM193 68H192L191 70H193ZM221 68H222V67H221ZM239 68H240V67H239ZM245 68H246V67H245ZM252 68H253V66H252ZM53 69H54V67L52 68V70H53ZM62 69H63V68H62ZM62 69H61V70H62ZM74 69H75V67H74ZM86 69H87V68H86ZM86 69H85V70H86ZM91 69H92V68H91ZM109 69H108V70H109ZM115 69H116L115 71L121 72V71L117 70V68H115ZM126 69H127V68H126ZM126 69H125V70H126ZM132 69H135V67L132 68ZM144 69H145V68H144ZM144 69H143V70H144ZM178 69H179V68H177V70H178ZM180 69H181V68H180ZM183 69H184V68H183ZM203 69H204V68H203ZM213 69H214V68H213ZM223 69H224V68H223ZM223 69H222V70H223ZM226 69H228V68L225 66V70H226ZM233 69H237V68H233ZM247 69H248V68H247ZM257 69H258V68H257ZM257 69H254L255 71L251 69L250 71H253L255 74H257V73L259 72V71H257ZM262 69H263V68H262ZM8 70H9V69H8ZM8 70H7V71H8ZM32 70H33V69H32ZM38 70H41V69H38ZM50 70H51V69H50ZM71 70H72V69H71ZM71 70H68V71H69V74H70V71H71ZM75 70H76V69H75ZM81 70H82V69H80V71H81ZM87 70H88V69H87ZM95 70H93V72H94ZM99 70L101 71V69H99ZM105 70H106V69H105ZM172 70H173V68H172ZM214 70H215V69H214ZM214 70H210V73H211V71L214 72ZM219 70H220V69H219ZM219 70H218V71H219ZM243 70H244V69H243ZM7 71H6V72H7ZM33 71H34V70H33ZM48 71H49V70H48ZM68 71H67V73H68ZM72 71H74V70H72ZM78 71H79V70H78ZM91 71H92V70H91ZM112 71H113V70H112ZM112 71L109 70V72H111V74H114L115 72L112 73ZM167 71H168V70H167ZM179 71H180V70H179ZM179 71H178V72H179ZM184 71H185V70H184ZM193 71H195V70H193ZM196 71H197V69H196ZM208 71H209V70H208ZM218 71H217V73H218ZM223 71H224V70H223ZM256 71H257V73H256ZM1 72H2V71H0V73H1ZM4 72H5V71H4ZM6 72H5V73H6ZM17 72H18V71H17ZM34 72H35V71H34ZM36 72H37V69H36ZM36 72H35V74H36ZM54 72H55V70L53 71V73H54ZM81 72H82V71H81ZM88 72H89V71H88ZM107 72H108V71H107ZM128 72H129V71H128ZM168 72L170 73V71H168ZM180 72H181V71H180ZM191 72H192V71H191ZM191 72H189V69H188V73H191ZM197 72H198V71H197ZM246 72H248V70H246ZM246 72H245V76H246ZM253 72H251V73H253ZM262 72H263V71H262ZM15 73H16V72H15ZM18 73H19V72H18ZM47 73H50V72H47ZM59 73H60V72H59ZM62 73H63V72H62ZM72 73H73V76H74V72H71V74H72ZM89 73H91V72H89ZM89 73H88V74H89ZM95 73H97V72H95ZM100 73H101V72H100ZM102 73H103V72H102ZM122 73L125 74V72H121V75H123ZM130 73H131V72H130ZM164 73H165V72H164ZM186 73H187V72H186ZM188 73H187V74H188ZM204 73L206 74L207 72L204 71ZM204 73H203V74H204ZM208 73H209V72H208ZM210 73H209V76H210ZM230 73H231V68H230ZM240 73H241V74H244V71H243V73H242V70H241ZM251 73H250V74H251ZM254 73H253V74H254ZM260 73H261V72H260ZM55 74H56V73H55ZM64 74H65V73H64ZM80 74H81V73H80ZM83 74H84V73H83ZM104 74H105V72H104L102 75H104ZM131 74H132V73H131ZM131 74H130V75H131ZM170 74H171V73H170ZM195 74H196V73L194 72V75H195ZM203 74H202V75H203ZM205 74H204V75H205ZM220 74H221V73H220ZM223 74H224V76H226V75H225V74H226V71H225V73H223ZM248 74H249V73H248ZM250 74H249V75H250ZM263 74H264V73H263ZM1 75H2V74H1ZM1 75H0V76H1ZM8 75H9V74H8ZM14 75H15V74H14ZM26 75H27V74H25V76H26ZM31 75H32V74H30V76H31ZM36 75H37V74H36ZM47 75H48V74H47ZM58 75H59V74H58ZM61 75H63V74H61ZM77 75H78V77H80V75H79L78 73L76 74V76H77ZM85 75H86V74H85ZM91 75H92V74H91ZM96 75H97V74H96ZM96 75H95V76H96ZM108 75H109V74H107V77H108ZM117 75H118V73H117ZM119 75H120V74H119ZM126 75H127V72H126ZM128 75H129V74H128ZM142 75H143V73H141V76H142ZM146 75H147V74H146ZM149 75L152 76V74H149ZM204 75H203V78L205 77ZM216 75H217V74H216ZM230 75H231V77H233V74H229V76H230ZM239 75H240V74H239ZM261 75H262V74H261ZM17 76H18V75H17ZM27 76H29V75H27ZM27 76H26V77H27ZM81 76H82V74H81ZM88 76L90 77V75H88ZM92 76H94V75H92ZM97 76H98V75H97ZM97 76H96V77H97ZM109 76H110V75H109ZM111 76H112V75H111ZM132 76H133V74H132ZM135 76H136V75H135ZM143 76H145V74H144ZM180 76H181V79H182V75H180ZM185 76H186V75H185ZM207 76H208V74L206 75V77H207ZM211 76H212V75H211ZM211 76H210V77H211ZM213 76H214V75H213ZM213 76H212V77H213ZM236 76H238V74H236ZM243 76H244V75H243ZM247 76H248V75H247ZM252 76H253V75H251V78H252ZM262 76L264 77V75H262ZM26 77L23 76L22 79H24V78H26ZM36 77H38V76H36ZM46 77L49 78V76H46ZM57 77H58V76H57ZM57 77H56V78H57ZM82 77H83V76H82ZM82 77L77 78V79L80 80ZM102 77H103V76H102ZM102 77H101V78H102ZM187 77H188V76L185 77L186 80H187ZM217 77H219V75H218ZM248 77H249V76H248ZM248 77H243V78H244V79L247 78V80H248ZM256 77H257V76H256ZM256 77H255V78H256ZM258 77L261 79L260 75H259ZM50 78H53V77H51V74H50ZM56 78H55V79H56ZM58 78H60V77H58ZM62 78H63V76H62ZM65 78H66V77H65ZM67 78H68V77H67ZM70 78H72V76H71ZM86 78H87V77H86ZM99 78H100V77H99ZM109 78L111 79V77H109ZM154 78H155V76H154ZM154 78H153V79H154ZM159 78H160V77H159ZM175 78H176V77H175ZM177 78H178V77H177ZM191 78H192V77H191ZM194 78H195V77H194ZM197 78H198V77H197ZM201 78H202V77H201ZM201 78H199V79H201ZM203 78H202V79H203ZM213 78H215V77H213ZM213 78L211 79V81H212L211 83L214 82V81H213ZM222 78H223V77H222ZM222 78H221V79H222ZM239 78H241V79H238V78H237V79H238L239 81H242L243 78H242L241 76H240ZM251 78H249V84H248V85H250V81H251L250 79H251ZM259 78L257 79V82H258ZM2 79H3V78H2ZM32 79H34V78H32ZM55 79H54V81H53V82H55V83H57V81H60V80H61V78H60V80H56V81H55ZM68 79H69V78H68ZM74 79H75V78H74ZM74 79H73V81H75ZM150 79H151V77H150ZM150 79H149V80H150ZM157 79H158V78H157ZM216 79H217V78H216ZM219 79H220V78H219ZM233 79H234V78H233ZM244 79H243V80H244ZM30 80H31V78H30ZM62 80H64V78H63ZM65 80H67V79H65ZM84 80H85V78H84ZM89 80H90V79H89ZM91 80H93V78H92ZM100 80H101V79H100ZM103 80H104V77H103ZM171 80H172V79H171ZM189 80L191 81V79H188V81H189ZM204 80H205V79H204ZM225 80H226V79H225ZM225 80H224V82H225ZM234 80H236V79H234ZM254 80L256 81V79H254ZM28 81H29V79H28ZM47 81H49V79H48ZM77 81H78V80H77ZM93 81H94V80H93ZM93 81H92V82H93ZM96 81H97V79H96ZM105 81H106V80H105ZM105 81H104V82H105ZM150 81H151V80H150ZM153 81H154V80H153ZM156 81H157V80H156ZM208 81H210V79H208ZM217 81H218V80H217ZM221 81H222V80H221ZM221 81H220V82H221ZM229 81L231 82L232 80H230V78H229ZM236 81H237V80H236ZM239 81H238V82H239ZM245 81H246V80H245ZM263 81H264V80H263ZM1 82H2V81H1ZM3 82H4V81H3ZM86 82H87V79H86ZM86 82H85V83H86ZM104 82H102V83H104ZM108 82L110 83V81H108ZM108 82H106V83H108ZM132 82H133V81H132ZM134 82H135V81H134ZM171 82H172V81H171ZM181 82H182V80L180 81V83H181ZM194 82H195V80H194ZM202 82H203V80H202ZM206 82H207V80H206ZM215 82H216V81H215ZM224 82H222V83H224ZM49 83H51V80H50ZM67 83H68V81H67ZM67 83H66V84H67ZM72 83H73V82H72ZM85 83H84V84H85ZM89 83H90V82H89ZM94 83H95V82H93V83H91V84L94 85ZM149 83H151V82H149ZM153 83H155V82H153ZM156 83H157V82H156ZM158 83H159V82H158ZM158 83H157V85H158ZM173 83H174V82H173ZM180 83H179V84H180ZM186 83H187V82H186ZM186 83H185V84H182V86H183V85H186V86H187L188 84H186ZM188 83H189V82H188ZM204 83H205V81H204ZM204 83H201V84H203V86H204ZM207 83H208V82H207ZM218 83H219V82H218ZM242 83H243V81H242ZM247 83H248V82H247ZM253 83H254V82H253ZM260 83H262V82H260ZM263 83H264V82H263ZM21 84H22V83H21ZM26 84H27V83H26ZM31 84H32V83H31ZM36 84H37V83H36ZM44 84H45V83H44ZM44 84H43V85H44ZM51 84H52V83H51ZM51 84H50V85H51ZM69 84H70V82H69ZM81 84H82V83H81ZM84 84H83V85H84ZM86 84H87V83H86ZM96 84H97V83H96ZM104 84H105V83H104ZM145 84H146V82H145ZM176 84H177V83H176ZM191 84H192V83H191ZM195 84H197V83H195ZM209 84H210V83H209ZM219 84H220V83H219ZM226 84H227V82L225 83V85H226ZM238 84H239V83H238ZM258 84H259V83H258ZM15 85H16V84H15ZM27 85H28V84H27ZM29 85H30V83H29ZM55 85H57V84H55ZM76 85H77V84H76ZM132 85H133V84H132ZM146 85H148V83H147ZM154 85H155V84H154ZM198 85H199V84H198ZM206 85H207V84H206ZM217 85H218V84H217ZM217 85H216V89L214 88L216 91L219 90V89L217 88ZM221 85H222V84H221ZM227 85H228V84H227ZM236 85H237V84H236ZM243 85H244V84H243ZM256 85H257V83H256ZM262 85H263V84H262ZM262 85L259 84V86H262ZM8 86H9V85H8ZM52 86H53L52 88H54V84H53ZM61 86H62V85H61ZM67 86H68V85H67ZM71 86H72V88H73V85H71ZM71 86H70V87H71ZM84 86H85V85H84ZM89 86H90V85H89ZM94 86H97V85H94ZM98 86H99V85H98ZM102 86H104V85H102ZM106 86H107V84H106ZM139 86H140V85H139ZM159 86H160V85H159ZM174 86L177 87V85H174ZM190 86H191V85H190ZM200 86H201V85H200ZM200 86H198V87H200ZM209 86H210V85H209ZM213 86L215 87V84H213ZM230 86H231V84H230ZM24 87H25V86H24ZM33 87H35V86H33ZM36 87H38V86L36 85ZM49 87H50V86H49ZM62 87H63V86H62ZM62 87H61V88H62ZM70 87H69V88H70ZM81 87H82V86H81ZM90 87H91V86H90ZM137 87H138V86H137ZM140 87H141V86H140ZM140 87H139V88H140ZM184 87H185V86H184ZM187 87H188V86H187ZM187 87H185V89H186ZM221 87H222V86H221ZM223 87L225 88V86H223ZM223 87H222V88H223ZM228 87H229V85H228ZM228 87H227V88H228ZM233 87H234V86H233ZM247 87H248V86H247ZM254 87H256V86H254ZM257 87H258V86H257ZM257 87H256V88H257ZM0 88H1V87H0ZM38 88H39V87H38ZM38 88H37V90H39ZM44 88H46V86H45ZM50 88H51V87H50ZM50 88L47 87V89H50ZM57 88H58V87H57ZM59 88H60V87H59ZM82 88H83V87H82ZM107 88H108V86H107ZM107 88H106V89H107ZM182 88H183V87H182ZM193 88H195V87L193 86ZM204 88H205V86H204ZM243 88H244V87H243ZM261 88H262V87H261ZM17 89H18V88H17ZM20 89H21V88H20ZM42 89H43V88H42ZM64 89H65V88H64ZM64 89H62V90H64ZM75 89H76V88H75ZM77 89H78V87H77ZM99 89H100V88H99ZM103 89H104V87H103ZM132 89H133V88H132ZM141 89H142V88H141ZM146 89H147V88H146ZM159 89H160V88H159ZM168 89H171V88H168ZM172 89H174V88L172 87ZM179 89H180V88H179ZM190 89H191V88H190ZM190 89H189V90H190ZM217 89H218V90H217ZM258 89H259V87H258L257 89H255L256 92H258ZM262 89H263V88H262ZM34 90H35V88H34ZM43 90H44V89H43ZM43 90H42V91H43ZM50 90H51V89H50ZM50 90H47V91L50 92ZM56 90H57V89H56ZM56 90H55V91H56ZM59 90H60V89H59ZM62 90H61V91H62ZM68 90H69V89H68ZM70 90H72V89H70ZM70 90H69V92H72V91H70ZM91 90H92V88H91ZM104 90H105V89H104ZM110 90H111V92H112V89H110ZM147 90H148V89H147ZM160 90H162V89H160ZM180 90H181V89H180ZM197 90H198V89H197ZM197 90H196V91H197ZM201 90H202V89H201ZM204 90H205V89H204ZM204 90H203L202 92H204ZM223 90H224V89H223ZM223 90H222V92H223ZM226 90H227V89H225V91H226ZM244 90L247 92L246 89H244ZM5 91H6V90H5ZM28 91H30V90H28ZM31 91H32V89H31ZM47 91H46V92H47ZM57 91H58V90H57ZM92 91H93V90H92ZM113 91H114V90H113ZM149 91H150V90H149ZM163 91H164V90H163ZM172 91L174 92V90H172ZM193 91H194V90H193ZM198 91L200 92V90H198ZM206 91H207V89L205 90V92H206ZM208 91H209V90H208ZM210 91H212V90H210ZM210 91H209V92H210ZM227 91H229V90H227ZM227 91H226V93H227ZM238 91H239V90H238ZM260 91H261V90H260ZM260 91H259V92H260ZM262 91H263V90H262ZM35 92L37 93V91H34V93H35ZM51 92L53 93V91H51ZM59 92H60V91H58V93H59ZM64 92H65V91H64ZM73 92H74V91H73ZM73 92H72V93H73ZM90 92H91V91H90ZM90 92H88V93H90ZM93 92L95 93V91H93ZM93 92H91V93L93 94ZM99 92H100V91H99ZM99 92H98V90H97V93H99ZM105 92H108V90L105 91ZM105 92H104V93H105ZM150 92H152V91H150ZM156 92H158V91L156 90ZM164 92H165V91H164ZM168 92H169V91H168ZM175 92H177V91L175 90ZM179 92L181 93V91H179ZM186 92H187V90H186ZM212 92H213V91H212ZM248 92H249V94H252V93H254L255 91L252 92V91H251V88H250V90H249ZM250 92H252V93H250ZM256 92H255V93H256ZM259 92H258V93H259ZM23 93H24V92H23ZM27 93H29V92H27ZM39 93H41V92H39ZM39 93H37V94L39 95ZM42 93H43V92H42ZM52 93H51V94H52ZM55 93H57V92H55ZM78 93H79V92H78ZM82 93H83V92H80V94H82ZM97 93H96V94H97ZM109 93H110V91H109ZM113 93H114V92H113ZM125 93H126V92H125ZM128 93H129V92H128ZM130 93H131V92H130ZM132 93H133V91H132ZM137 93H138V92H137ZM171 93H172V92H171ZM184 93H185V92H183V95H184ZM189 93H190V92H189ZM192 93H194V92H192ZM219 93H221V92H218V94H219ZM226 93H225V94H226ZM231 93H232V92H231ZM233 93H234V92H233ZM239 93H241V92H239ZM255 93H254V94H255ZM258 93H256V94H258ZM30 94H31V93H30ZM46 94L48 95L49 93L47 92ZM46 94H45V95H46ZM70 94H71V93H70ZM73 94H77V93L75 92V93H73ZM73 94H72V95H73ZM80 94H79V95H80ZM84 94H85V93H84ZM102 94H103V93H102V91H101V95H102ZM122 94H123V93H122ZM122 94L120 95L121 97H123ZM152 94H153V93H152ZM158 94H159V93H158ZM158 94H157V95H158ZM169 94H170V93H169ZM187 94H188V93H187ZM195 94L197 95V94H200V93H195ZM211 94H212V93H209V94H207V96H208V95H211ZM229 94H230V92H229ZM243 94H244V93H243ZM246 94H247L248 96H250L248 93H246ZM254 94H253V95H254ZM262 94H263V92H262ZM24 95H25V94H24ZM24 95L22 94L23 97H24ZM27 95H28V94H27ZM31 95L33 96V94H31ZM38 95H37V96H38ZM43 95H44V94H43ZM47 95H46V96H47ZM53 95H54V93L52 94V96H53ZM57 95H58V94H57ZM77 95H78V94H77ZM93 95H94V94H93ZM104 95H105L106 98H110V97H108V94H107V93H105ZM106 95H107V96H106ZM109 95L111 96V93H110ZM130 95H131V94H130ZM132 95H133V94H132ZM139 95H141V94L139 93ZM145 95H146V94H145ZM148 95H149V94H148ZM150 95H151V94H150ZM172 95H173V93H172ZM176 95H177V94H176ZM176 95H174V97H175ZM190 95H192V94H190ZM201 95H202V93H201ZM212 95H214V93H213ZM212 95H211L210 97H211L212 99H214L213 97H215V96L212 97ZM223 95H224V93H223ZM226 95H228V93H227ZM244 95H245V94H244ZM258 95H261V93L258 94ZM263 95H264V94H263ZM22 96H20V100H19V101H22ZM60 96H63V95H59L58 97H60ZM64 96H66V98H67V96H68V97H71V96H69V94H67V95L65 94ZM81 96H82V95H81ZM81 96H80V97H81ZM96 96L99 97V95H96ZM112 96H113V95H112ZM112 96H111V97H112ZM118 96H119V94H118ZM125 96H127V93L125 94ZM133 96H134V95H133ZM151 96H152V95H151ZM178 96H179V94H178ZM203 96H204V95H203ZM216 96H217V93H216ZM224 96H225V95H224ZM224 96H223V97H224ZM238 96H240V95H238ZM33 97H35V96H33ZM33 97H32V98H33ZM41 97H42V95H41ZM41 97H40V96L38 97V99L36 100V101H37L36 104H40V103H41V101H40V103L38 102V101H39V98H41ZM48 97H51V95H49ZM56 97H57V96H56ZM72 97H73V96H72ZM72 97H71V98H72ZM77 97H78V96H77ZM77 97H76V98H77ZM84 97H85V96H84ZM93 97H95V96H93ZM93 97H92V98H93ZM101 97H102V96H101ZM105 97L103 96V99H104ZM113 97H114V96H113ZM113 97H112V98H113ZM129 97H130V96H129ZM137 97H138V96H137ZM165 97H166V96H165ZM168 97H169V95H168ZM170 97H171V96H170ZM174 97H171V98H174ZM217 97H218V96H217ZM220 97H221V95H220ZM244 97H245V96H244ZM244 97H243L242 100H245V99H246V98L244 99ZM250 97H251V96H250ZM257 97H258V96H257ZM262 97H263V96H262ZM262 97H260V98L262 99ZM26 98H28V97L26 96ZM32 98H31V99H32ZM60 98H61V97H60ZM63 98H64V97H62V99H63ZM73 98H74V97H73ZM96 98H97V97H96ZM96 98H95V99H96ZM134 98H135V97H134ZM140 98H141V97H140ZM159 98H160V95H159ZM177 98H178V97H177ZM179 98H180V97H179ZM206 98H207V97H206ZM215 98H216V97H215ZM221 98H222V97H221ZM221 98H220V99H221ZM224 98L226 99V97H224ZM224 98H223V100H224ZM227 98H228V96H227ZM229 98H230V97H229ZM229 98H228V99H229ZM241 98H242V97H240V100H241ZM247 98H248V97H247ZM254 98H255V96H254ZM263 98H264V97H263ZM13 99H14V98H13ZM33 99H34V98H33ZM41 99H42V101H43V97H42ZM44 99H45V98H44ZM49 99H50V98H49ZM51 99H52V97H51ZM54 99H55V101H56L55 95H54V98H53L52 100H54ZM103 99H102L101 101L104 102ZM114 99L116 100V98H114ZM123 99H125V98H123ZM126 99H127V98H126ZM141 99H142V98H141ZM146 99H147V98H146ZM157 99H158V98H157ZM164 99H165V100H164ZM164 99H163V101L166 102V98H164ZM183 99H184V97H183ZM186 99H187V98H186ZM220 99H218V100H220ZM231 99H235V98L232 97ZM238 99H239V97H238ZM238 99H237V100H238ZM248 99H250V98H248ZM252 99H253V98H252ZM60 100H61V99H60ZM60 100H59V102H60ZM64 100H65V99H64ZM64 100H63V102H64V105L66 106ZM67 100H68V99H67ZM79 100H80V99H79ZM79 100H78V101H79ZM91 100H92V99H91ZM99 100H100V99H99ZM107 100H108V99H107ZM130 100H132V99H130ZM137 100H138V99H137ZM158 100H160V99H158ZM176 100H177V99H176ZM176 100H175V101H176ZM181 100H182V98H181ZM184 100H185V99H184ZM184 100H183V102H184ZM205 100H206V99H205ZM214 100H215V99H214ZM216 100H217V99H216ZM218 100H217V101H218ZM223 100H222V101H223ZM226 100H227V99H226ZM253 100L256 101V98L253 99ZM26 101H27V99H26ZM26 101H25V102H26ZM29 101H30V100H29ZM31 101H32V100H31ZM68 101H69V100H68ZM74 101H75V100H74ZM78 101H77V104H78ZM92 101H93V100H92ZM94 101H95V100H94ZM94 101H93V102H94ZM101 101H98L99 104H101ZM105 101H106V99H105ZM108 101H109V100H108ZM111 101H112V100H111ZM116 101L118 102V99H117ZM138 101H140V100H138ZM141 101H142V100H141ZM141 101H140V103H141ZM143 101H145V100H144V97H143ZM148 101H149V100H148ZM152 101H153V100H152ZM167 101H168V100H167ZM177 101H178V100H177ZM177 101H176V102H177ZM208 101H209V100H208ZM210 101H211V100H210ZM210 101H209V102H210ZM227 101H228V100H227ZM11 102H12V101H11ZM15 102H16V101H15ZM23 102H24V100H23ZM25 102H24V103H25ZM49 102L51 103V100H50ZM53 102H54V101H53ZM56 102H57V101H56ZM103 102H102V103H103ZM113 102H114V100H113ZM117 102H116V103H117ZM125 102H126V103H125ZM125 102L122 101V103H125V104H129V105H131V104H130V101H129V102H128V101H125ZM150 102H151V101H150ZM181 102H182V101H181ZM181 102H180V103H181ZM186 102H187V101H186ZM200 102H201V98H200ZM200 102H199V103H200ZM212 102H213V101L210 102V103H211V104H210L211 106H212ZM223 102H224V101H223ZM223 102H221V103L223 104ZM228 102H229V101H228ZM235 102H236V99H235ZM235 102H231V104H232V103H235ZM242 102H243V101H241V103H242ZM245 102H247V101H245ZM258 102H260V101H258ZM262 102L264 103V101H261L260 104H262L261 106L264 107ZM0 103H1V102H0ZM26 103H28V102H26ZM34 103H35V102H34ZM45 103H46V100H45ZM54 103H55V102H54ZM57 103H58V102H57ZM66 103L68 104L67 101H66ZM75 103H76V101H75ZM79 103H80V101H79ZM114 103H115V102H114ZM120 103H121V101H120ZM131 103H132V102H131ZM136 103H137V102H136ZM142 103L144 104V102H142ZM145 103H146V102H145ZM147 103H148V102H147ZM147 103H146V104H147ZM152 103H153V102H151V105H152ZM161 103H163V102L161 101ZM161 103H159L160 106H161ZM178 103H179V101H178ZM184 103H185V102H184ZM190 103H192V102H190ZM199 103H197V104H199ZM202 103H203V102H202ZM213 103H214V102H213ZM215 103H216V101H215ZM217 103H218V107H219L220 102H217ZM225 103H226V101H225ZM247 103H248V104H247L246 106L249 105L250 101L248 100ZM253 103H254V101H253ZM253 103H251V105H252ZM36 104H35V105H36ZM43 104H44V103H43ZM60 104L62 105V103H60ZM60 104H58V105H60ZM73 104H74V103H73ZM87 104H88V102H87ZM90 104H91V103H90ZM99 104H98V105H99ZM107 104H109V103H107ZM125 104H123V107L126 106ZM134 104H135V102H134ZM143 104H140V106L143 105ZM165 104H166V103H165ZM172 104H173V103H172ZM176 104H177V103H176ZM176 104H175V106H177ZM185 104H186V103H185ZM192 104H193V103H192ZM197 104H196V105H197ZM208 104H209V103H208ZM228 104H230V103H228ZM228 104H227V106H229ZM244 104H245V103H244ZM255 104H257V103H255ZM255 104H253V107H254ZM260 104H258L257 106L259 107ZM28 105H29V104H28ZM55 105H56V104H55ZM61 105H60V106H61ZM80 105H81V104H80ZM98 105H97V106H98ZM110 105H112V103H111ZM114 105H115V104H114ZM117 105H119V104H117ZM135 105H136V104H135ZM151 105H150V106L147 105L148 108L151 107ZM156 105H157V104H156ZM178 105H179V104H178ZM232 105H233V104H232ZM237 105H238V104H237ZM237 105H236V106H237ZM251 105H249V106H251ZM15 106H16V105H15ZM19 106H21V108H22V104L19 105ZM24 106H25V105H24ZM24 106H23V107H24ZM29 106H30V105H29ZM29 106H25V107H27V109L29 108V109H28V110H29V113H31V112H30V108H31V107H29ZM36 106H38V105H36ZM42 106H43V105H42ZM42 106L39 105L38 108H40V107H42ZM44 106H45V105H44ZM46 106H47V105H46ZM51 106H53V105H51ZM62 106H63V105H62ZM62 106H61V107H62ZM65 106H64V108H67V107H65ZM74 106H75V105H74ZM82 106H83V105H82ZM85 106H86V105H85ZM87 106H88V105H87ZM87 106H86V107H87ZM102 106H105V105H102ZM106 106H107V105H106ZM115 106H116V105H115ZM136 106H137V105H136ZM140 106H139V107H140ZM144 106H145V104H144ZM154 106H155V105H154ZM162 106H164V105H162ZM166 106H168V105L166 104ZM186 106H187V105H186ZM186 106H185V107H186ZM191 106H192V105H191ZM208 106H209V105H208ZM211 106H210V107H211ZM216 106H217V105H215V107H216ZM227 106H226V107H227ZM230 106H231V105H230ZM239 106H240V105H239ZM239 106H238V107H235V108H233V109L239 108ZM5 107H6V106H5ZM9 107H10V106H9ZM58 107H59V106H58ZM69 107H70V106H69ZM92 107L94 108L93 105H92ZM98 107H99V106H98ZM112 107H113V106H112ZM121 107H122V106H121ZM152 107H153V106H152ZM178 107L180 108V106H178ZM185 107H183V109H184ZM194 107H195V105H194ZM224 107H225V106H224ZM226 107H225V108H226ZM233 107H234V106H233ZM242 107H243V106H242ZM253 107H249V110H250V108H251V112H248V113H251L252 115H253L252 111L255 109L256 106H255L254 109L252 110ZM258 107H257V108H258ZM262 107H260V108H262ZM47 108H48V107H47ZM51 108H52V107H51ZM74 108H75V107H74ZM87 108H88V107H87ZM87 108H86V109H87ZM100 108H101V107H99V108H98L99 110H97V111H99V112L102 114ZM117 108H119V107H117ZM127 108H128V107H127ZM130 108H131V107H130ZM132 108H133V107H132ZM135 108H136V107H135ZM141 108H142V107H141ZM141 108H140V110H141ZM153 108H154V107H153ZM155 108H156V107H155ZM155 108H154V109H155ZM181 108H182V107H181ZM181 108H180V109H181ZM187 108H188V107H187ZM200 108H201V106H200ZM202 108H203V106H202ZM204 108H205V107H204ZM225 108H224V109L222 108V111L225 110ZM230 108H231V107H230ZM244 108H246V107H244ZM27 109H24V110L26 111ZM31 109L33 110V108H31ZM40 109H42V108H40ZM48 109H49V108H48ZM60 109H61V108H60ZM62 109H63V108H62ZM83 109H85L84 106H83ZM83 109H82V110H83ZM89 109H91V108H89ZM95 109H96V108H95ZM107 109H108V108H107ZM111 109H112V108H111ZM143 109H144V107L142 108L141 111H143ZM146 109H147V108H146ZM150 109H152V108H150ZM154 109H153V110H154ZM158 109H159V107H158ZM175 109H176V108H175ZM191 109H192V108H191ZM196 109H198V111L200 112V110H199V105H198V108H196ZM206 109H207V107L205 108V110H206ZM211 109H212V111H213V107H211ZM215 109H216V108H214V111H216ZM233 109H232L231 112L234 111ZM240 109H241V107H240ZM240 109H239V112H237V113H240V112H241ZM246 109H248V108H246ZM258 109H259V108H258ZM262 109H263V108H262ZM32 110H31V111H32ZM34 110H35V109H34ZM43 110H44V109H43ZM52 110H53V109H52ZM52 110H51L50 112H52ZM63 110H65V109H63ZM112 110H113V109H112ZM115 110H116V109H115ZM118 110H119V109H117L116 113H115V112H114V113L117 114V113H118ZM138 110H139V109H138ZM140 110H139V111H140ZM147 110H148V112H149V109H147ZM147 110H146V111H147ZM155 110H156V109H155ZM161 110H162V109H161ZM163 110H164V109H163ZM185 110H186V109H185ZM189 110H190V109L188 108V111H189ZM217 110H218V108H217ZM229 110H231V109H228V111H226V112H229ZM243 110H244V109H242V111H243ZM13 111H15V110H13ZM16 111H18V109H17ZM20 111H21V110H20ZM25 111L23 112V109H22V111H21L22 114L25 113ZM38 111H39V110L37 109V112H38ZM45 111H46V110H45ZM45 111H44V112H45ZM48 111H49V110H48ZM58 111H59V110H58ZM60 111H61V110H60ZM66 111H67V110H66ZM70 111H71V110H70ZM85 111H86V110H85ZM93 111H94V110H93ZM129 111H130V110H129ZM133 111H134V110H133ZM133 111H132V112H133ZM151 111H152V110H151ZM151 111H150V112H151ZM159 111H160V110H159ZM182 111H183V110H182ZM209 111H210V110H209ZM218 111H219V110H218ZM237 111H238V110H237ZM255 111H257V110L255 109ZM262 111H264V110H262ZM262 111H261V114H262ZM18 112H19V111H18ZM21 112H20V113H21ZM27 112H28V111H27ZM27 112H26V113H27ZM35 112H36V111H35ZM35 112L32 111V113H35ZM44 112H43V113H44ZM46 112H47V111H46ZM53 112H54V111H53ZM56 112H57V111H56ZM63 112H64V111H63ZM106 112H107V111H106ZM110 112H111V111H110ZM119 112H121V108H120V111H119ZM125 112H127V111L125 110ZM144 112H145V111H144ZM164 112H165V110H164ZM172 112H173V111H172ZM172 112H171V113H172ZM185 112H186V116H188V115H187V114H188L187 111H185ZM191 112H192V110H191ZM193 112H195V111H193ZM223 112H224V111H223ZM226 112H224V113H226ZM243 112H245V111H243ZM243 112H242V113H243ZM246 112H247V111H246ZM257 112H258V111H257ZM14 113H15V112H14ZM20 113H19V114H20ZM32 113H31V114H32ZM54 113H55V112H54ZM59 113H62V112H59ZM59 113H56V114H59ZM82 113H83V112H82ZM122 113H123V111H122ZM129 113H131V112H129ZM133 113H134V112H133ZM138 113H139V112H138ZM153 113H154V112H153ZM158 113H159V112H158ZM168 113L170 114V112H168ZM168 113H166V114L169 115ZM181 113H182V112H181ZM215 113H216V112H215ZM217 113H218V112H217ZM234 113H235V112H234ZM234 113H232V114L234 115ZM263 113H264V112H263ZM16 114H17V113H16ZM39 114H41V113L38 112L37 115L39 116ZM44 114H45V113H44ZM48 114H49V113H48ZM64 114H65V112H64ZM67 114H68V113H67ZM69 114H70V113H69ZM92 114H93V113H92ZM97 114H98V113H97ZM97 114H96V115H97ZM107 114H108V113H107ZM109 114H110V113H109ZM118 114H119V113H118ZM126 114H127V113H126ZM140 114H141V113H140ZM145 114H146V113H145ZM161 114H162V112H161ZM163 114H164V113H163ZM163 114H162V115H163ZM178 114H179V112H178ZM202 114H203V113H202ZM229 114H231V113H229ZM251 114H248V115H251ZM257 114H258V113H257ZM25 115H26V114H25ZM25 115H24V117H25ZM29 115H30V114H29ZM33 115H34V114H33ZM33 115H32V118H33ZM51 115L53 116V114H51ZM51 115H50V119H51ZM62 115H63V113H62ZM62 115H61V116H62ZM65 115H66V114H65ZM65 115H64V116H65ZM71 115H72V114H71ZM82 115H83V114H82ZM85 115H86V114H84L82 117L85 118V117H84ZM111 115H112V114H111ZM111 115H110V116H111ZM130 115H131V114H130ZM130 115H128V116H130ZM148 115H149V113H148ZM150 115H151V114H150ZM157 115H159V114H157ZM172 115H173V113H172ZM205 115H206V114H205ZM207 115H208V113H207ZM218 115H219V117H220V114H218ZM222 115H223V114H222ZM224 115H225V114H224ZM224 115H223V116H224ZM226 115H227V114H226ZM226 115H225V117H224L225 119L222 118V120H223V119H224V120H227V119L230 120L229 117H227V119H226ZM242 115H243V119H241L240 116H238V114H237V116L239 117L240 121L242 120V122H244L245 119L247 120V118H249V116H246L247 114H245V117H246L245 119H244V114H242ZM242 115H241V117H242ZM254 115H255V114H254ZM258 115H260V114H258ZM262 115H264V114H262ZM13 116H15V115H13ZM16 116H17V115H16ZM26 116L28 117V115H26ZM30 116H31V115H30ZM45 116H46V114H45ZM54 116H55V115H54ZM76 116H77V115H76ZM88 116H90V115H88ZM117 116H118V115H117ZM122 116H123V115H122ZM136 116H137V114H136ZM140 116H141V115H140ZM142 116L144 117V114H143ZM154 116H155V118L157 117L156 115H154ZM154 116H153V117H154ZM165 116H166V115H165ZM165 116H163V117H165ZM170 116H171V114H170ZM174 116H175V115H174ZM179 116H180V115H179ZM196 116H197V115H196ZM196 116H195V114H194V117H196ZM203 116H204V114H203ZM209 116H210V115H209ZM213 116L216 117L215 115H213ZM223 116H221V117H223ZM227 116H229V115H227ZM230 116H231V115H230ZM234 116H236V114H235ZM237 116H236V118H234V120H237ZM255 116H256V115H255ZM260 116H261V115H260ZM19 117L21 118V116H19ZM35 117H36V114H35ZM46 117H48V119H49V115L46 116ZM70 117H71V116H70ZM73 117H74V116H73ZM79 117H81L80 114H79ZM104 117H105V116H104ZM126 117H127V116H126ZM130 117H131V116H130ZM143 117H142V119H141L140 117H139V118L143 121V120H144ZM146 117H147V116H146ZM148 117H150V116H148ZM151 117H152V115H151ZM153 117H152V118H153ZM197 117H200V116H197ZM204 117H205V116H204ZM251 117H252V116H251ZM251 117L249 118V120H252L253 117H252V118H251ZM257 117L259 118V116H257ZM262 117H264V116H262ZM13 118H14V117H13ZM20 118H19V119H20ZM63 118H64V117H63ZM65 118H66V117H65ZM86 118H87V116H86ZM114 118H115V117H114ZM175 118H176V117H175ZM202 118H203V117H202ZM205 118H206V117H205ZM209 118H210V117H209ZM209 118H208V119H209ZM22 119H23V115H22ZM30 119H31V118H30ZM52 119H53V118H52ZM58 119H59V118H58ZM58 119H57L56 122L60 121V123H61V120H63L62 118H61V120H60V119L58 120ZM67 119H69V118H66V121H67ZM74 119H75V117H74ZM99 119H100V117H99ZM119 119L121 120L122 118L120 117ZM126 119H127V118H126ZM126 119H125V120H126ZM150 119H151V118H150ZM168 119H169V118H168ZM180 119H181V118H180ZM186 119H187V118H186ZM195 119H196V118H194V121H195ZM199 119H200V118H199ZM210 119H211V118H210ZM219 119H220V118H219ZM261 119H264V118H261ZM20 120H21V119H20ZM34 120H36V119L34 118ZM43 120H44V119H43ZM43 120H42V121H38V120H36V121L41 122V124H42ZM55 120H56V118H55ZM72 120H73V119L71 118V121H72ZM75 120H76V119H75ZM77 120H78V119H77ZM81 120L84 121V119H82V118H81ZM81 120H80V121H81ZM89 120H90V119H89ZM95 120H96V119H95ZM95 120H94V121H95ZM100 120H101V119H100ZM107 120H108V119H107ZM109 120H110V118H109ZM114 120H115V119H114ZM116 120H117V119H116ZM125 120H123V122H127V121H125ZM128 120H129V119H128ZM131 120H132V119H131ZM131 120H130V121H131ZM135 120H136V119H135ZM158 120H159V119H157V123H158ZM170 120H171V119H170ZM178 120H179V119H178ZM181 120H184V119H181ZM196 120H197V119H196ZM200 120H201V119H200ZM200 120H199V121H196V122H199V123L201 124L202 121H200ZM203 120H205V119H203ZM206 120H207V119H206ZM212 120L214 121L213 118H212ZM217 120H218V119H217ZM253 120H254V122H256V121H260V118H259V120H256V121H255V119H253ZM253 120H252V121H253ZM32 121H33V120H32ZM32 121H31V122H32ZM36 121H35V122H36ZM52 121H54V120H52ZM52 121H49V122H52ZM63 121H64V123H65V120H63ZM94 121H93V122H94ZM97 121H98V120H96V123H98ZM110 121H111V120H110ZM144 121H146V120H144ZM147 121H148V119H147ZM147 121H146L145 123H148ZM161 121H163V120H161ZM164 121H165V120H164ZM188 121H189V119H188ZM207 121H208V120H207ZM232 121H233V120H232ZM238 121H239V120H238ZM238 121H236L235 123H238ZM240 121H239V122H240ZM252 121H251V122H252ZM262 121H264V120H262ZM4 122H5V121H4ZM22 122H23V121H21V124H22ZM68 122H69V121H68ZM76 122H77V121H76ZM87 122H88V120H87ZM90 122H91V120H90ZM93 122H92V123H93ZM108 122H109V121H108ZM108 122H105V123H108ZM112 122H113V120H112ZM133 122H134V124H135V123L137 122V120H136V122H135V121H133ZM138 122H141V121L138 120ZM138 122H137V123H138ZM149 122H150V120H149ZM159 122H160V121H159ZM166 122H169V121L166 120L165 123H162V122H161V124H163L164 126H167L168 124L165 125ZM175 122H176V120H175ZM175 122H174V123H175ZM178 122H179V121H178ZM204 122H205V121H204ZM208 122H210V121H208ZM215 122H216V121H215ZM224 122H228V121H224ZM249 122H250V121H249ZM249 122H248V123H249ZM64 123H63V124H64ZM70 123H71V122H70ZM79 123L81 124V122H79ZM109 123H110V122H109ZM109 123H108V124H109ZM116 123H117V122H116ZM145 123H144V124H145ZM152 123H153V121H152ZM179 123H181V122H179ZM205 123H206V122H205ZM205 123H204V124H205ZM210 123H211V122H210ZM217 123H220V122L217 121ZM217 123H216V127L218 126ZM230 123H231V122H230ZM240 123H241V122H240ZM258 123H260V122H258ZM261 123L263 124V122H261ZM14 124H15V123H14ZM25 124H26V123H25ZM27 124H29V126H30V124L33 125V126H35L33 123H30V122L27 123ZM37 124H38V123H37ZM43 124H44V123H43ZM43 124H42V128H43ZM56 124H57V123H56ZM65 124H67V122H66ZM71 124H72V123H71ZM138 124H139V123H138ZM197 124H198V123H197ZM204 124H203V125H204ZM208 124H209V123H208ZM222 124L224 125L223 121H222ZM249 124H250V123H249ZM262 124H258V126H261ZM11 125H12V124H11ZM51 125H52V124H51ZM61 125H62V124H61ZM61 125L59 124V125H58V128H59V126H61ZM75 125H76V123H75ZM77 125H78V123H77ZM77 125H76V126H77ZM82 125H86V124H82ZM96 125H97V124H96ZM114 125H117V124H114ZM119 125H120V124H119ZM119 125H118V128L121 126V125H120V126H119ZM126 125H129V124H126ZM136 125H137V124H136ZM139 125L141 126V124H139ZM139 125H138V127H139ZM145 125H147V124H145ZM145 125H144V126H145ZM150 125H151V124H150ZM154 125H155V123L153 124V126H154ZM192 125H193V124H192ZM195 125H196V124H195ZM211 125H212V124H211ZM228 125H229V124H228ZM232 125H233V124H232ZM239 125H240V124H239ZM25 126H26V125H25ZM27 126H28V125H27ZM27 126H26V127H27ZM29 126H28V127H29ZM47 126H48V125H47ZM79 126H80V125H79ZM91 126H92V124H91ZM91 126H90V127H91ZM101 126H103V125H100V124H99V127H101ZM106 126H107V124H106ZM156 126H157V124H156ZM168 126H169V125H168ZM168 126H167V128H168V130H169L170 128H169ZM171 126H173V125H171ZM171 126H170V127H171ZM188 126H189V124H188ZM201 126H202V125H201ZM205 126H207V124H206ZM205 126H204V128H205ZM214 126H215V125H214ZM220 126H222V125L219 124V127H220ZM251 126H253V124H252ZM15 127H16V126H15ZM35 127H36V126H35ZM37 127H38V126H37ZM51 127H53V125H52ZM51 127H50V128H51ZM55 127H56V126L54 125V128H55ZM80 127H81V126H80ZM116 127H117V126H116ZM121 127H122V126H121ZM121 127H120V128H121ZM138 127H137V128H138ZM147 127H149V124L147 125ZM160 127H162V126L160 125ZM175 127H176V126H175ZM175 127H174V128H175ZM179 127H180V126H179ZM179 127H178V128H179ZM181 127L184 128L182 125H181ZM216 127H215V129H216ZM223 127H224V126H223ZM237 127H238V126H237ZM249 127H250V126H249ZM86 128H88V127H86ZM97 128H98V127H97ZM101 128L103 129V127H101ZM107 128H110V127H107ZM107 128H104V130L107 129ZM155 128H156V127H155ZM164 128L166 129V127H164ZM164 128H163V130H165ZM182 128H181V129H182ZM185 128H187V127H185ZM185 128H184V129H185ZM188 128H190V126H189ZM198 128H199V125H198ZM198 128H197V129H198ZM211 128H212V127H211ZM239 128H240V127H239ZM241 128H242V127H241ZM241 128H240V129H241ZM262 128H263V130H264V127H262ZM262 128L260 127V129H262ZM15 129H16V128H15ZM31 129L33 130V127H31ZM31 129H30V130H31ZM36 129H37V128H36ZM39 129H41V128L39 127ZM52 129H53V128H52ZM55 129H56V128H55ZM99 129H100V128H99ZM111 129H112V131H113V128H112V127H111ZM114 129H115V128H114ZM130 129H131V128H130ZM140 129H141V128H140ZM140 129H139V131L141 132ZM143 129H144V128H143ZM153 129H154V127H153ZM158 129H159V127H158ZM184 129H183V130H184ZM192 129H194V128L192 127ZM195 129H196V128H195ZM195 129H194V130H195ZM202 129H203V128H201V130H202ZM213 129H214V127H213ZM215 129H214V130H215ZM217 129H218V128H217ZM222 129H223V128H222ZM234 129H235V128H234ZM236 129H237V128H236ZM252 129H253V127H252ZM27 130H28V129H27ZM37 130H38V129H37ZM53 130H54V129H53ZM53 130H52V131H53ZM88 130H89V129H88ZM88 130H85V131H88ZM95 130H97V129H95ZM100 130H101V129H100ZM107 130H108V129H107ZM115 130H116V129H115ZM121 130H122V128H121ZM156 130H157V128H156ZM159 130H162V129H159ZM207 130H208V129H207ZM224 130L226 131L225 128H224ZM242 130H243V129H242ZM255 130H257V128H256ZM263 130H262V131H263ZM10 131H12V130H10ZM33 131H35V130H33ZM92 131H93V134L96 132V131L94 132V129H93ZM126 131H127V130H126ZM126 131H125V132H126ZM132 131H134V128H133L130 132H132ZM135 131H136V129H135ZM137 131H138V129H137ZM142 131H143V130H142ZM169 131H170V130H169ZM171 131H172V127H171ZM199 131H200V130H199ZM205 131H206V130H205ZM210 131H211V129H210ZM210 131H209V132H210ZM212 131H213V130H212ZM215 131H216V130H215ZM215 131H214V135H215V137H217V134L215 133ZM237 131H238V130H237ZM243 131H244V130H243ZM259 131H261V130H259ZM43 132H44V131H43ZM43 132H41V133L43 134ZM55 132H56V131H55ZM89 132L92 133L90 130H89ZM99 132H100V131H99ZM114 132H116V131H114ZM120 132H121V131H120ZM122 132H123V131H122ZM130 132H129V133H130ZM163 132H164V131H163ZM173 132H176V131H175V130L172 131V134H173ZM197 132H198V131H197ZM197 132H196V133H197ZM200 132H202V131H200ZM219 132H220V134H221L220 129H219ZM223 132H224V131H223ZM228 132H229V134H230V137H231L232 135H235V134H236V133H235V134H231V131H228ZM27 133H28V131H27ZM33 133H34V132H33ZM35 133H37V132H35ZM87 133H88V132H87ZM101 133H103L102 130H101L100 134H101ZM106 133H107V131H106ZM106 133H105V134H106ZM109 133H111V131H110ZM118 133H119V132H118ZM136 133H138V132H136ZM141 133H142V132H141ZM159 133H160V132H159ZM170 133H171V132H170ZM170 133H168V134H170ZM176 133H177V132H176ZM194 133H195V132H194ZM203 133H204V130H203ZM210 133H211V132H210ZM217 133H218V132H217ZM224 133H225V132H224ZM233 133H234V132H233ZM238 133H239V132H238ZM261 133H264V131L261 132ZM261 133H260V134H261ZM8 134H9V133H8ZM30 134H32V133H30ZM39 134H40V133H39ZM46 134H47V133H46ZM48 134H50V133H48ZM48 134H47V135H48ZM52 134H53V133H52ZM52 134H51V135H52ZM93 134L91 135V137L93 136ZM95 134H96V133H95ZM98 134H99V133H97L96 135H98ZM111 134H112V133H111ZM114 134H115V133H114ZM122 134H123V133H122ZM125 134H127V133H125ZM130 134H131V133H130ZM133 134H134V133H133ZM155 134H157V133L155 132ZM166 134H167V132H166ZM172 134H171V135H172ZM178 134H179V133H178ZM186 134H187V133H186ZM198 134H200V133L198 132ZM204 134H205V133H204ZM218 134H219V133H218ZM222 134H223V133H222ZM222 134H221V135H222ZM226 134H227V132H226ZM249 134L251 135L252 133L249 132ZM256 134H257V133H256ZM9 135H10V134H9ZM55 135H56V134H55ZM119 135H121V134H118V136H119ZM127 135H128V134H127ZM127 135H126V137L130 136V135H128V136H127ZM135 135L137 136V134H135ZM139 135H141V134H139ZM139 135H138V136H139ZM164 135H165V134H164ZM171 135H169V136H171ZM175 135H176V134H175ZM195 135H196V134H195ZM200 135H202V134H200ZM212 135H213V134H212ZM242 135H243V134H242ZM252 135H253V134H252ZM32 136H33V134H32ZM34 136H35L36 138H38L36 135H34ZM43 136H46V135H43ZM84 136L86 137V135H84ZM89 136H90V135H89ZM105 136H107V135H105ZM123 136H125V135H123ZM138 136H137V138H138ZM148 136H149V135H148ZM148 136H147V137H148ZM173 136H174V135H173ZM193 136H194V135H193ZM198 136H199V135H197L196 138H199V137H200V136H199V137H198ZM202 136H203V135H202ZM202 136H201V137H202ZM223 136H224V135H223ZM226 136L228 137V134H227ZM226 136H225V137H226ZM255 136H256V135H255ZM262 136H263V135H262ZM11 137H12V136H11ZM20 137H22V136H20ZM46 137H47V136H46ZM46 137H45V138H46ZM49 137H50V135H49ZM53 137L55 138L54 135H53ZM98 137L100 138V135H98ZM101 137H103L102 134H101ZM116 137H117V136H116ZM119 137H120V136H119ZM130 137H131V139L133 140L132 136H130ZM134 137H135V136H134ZM141 137L144 138V136H141ZM141 137H140V138H141ZM145 137H146V136H145ZM155 137H156V135H155ZM155 137H154V139H155ZM164 137H165V136H164ZM201 137H200V138H201ZM203 137H205V136H203ZM206 137H208V135H206ZM211 137H212V136H211ZM211 137H208V138H211ZM225 137H222V140H224L223 138H225ZM230 137H229V138H230ZM234 137H236V136H234ZM239 137H240V136H239ZM249 137H250V136H249ZM252 137H253V136H252ZM257 137L262 138L260 135L257 136ZM257 137H255V138H257ZM13 138H14V137H13ZM15 138H16V137H15ZM15 138H14V139H15ZM109 138H110V137H109ZM109 138H108V139H109ZM113 138H114V137H113ZM122 138H123V137H122ZM140 138H139V140L137 139L138 142H139V144H140V141L142 140V139L140 140ZM171 138H172V137H171ZM175 138H176V137H175ZM184 138H185V137H184ZM184 138H183V139H184ZM212 138H213V142H214L215 138H214V137H212ZM240 138H241V137H240ZM245 138H248V137H247V134H246V137H245ZM245 138H244V139H245ZM263 138H264V137H263ZM10 139H11V138H10ZM32 139H33V138H31V140H32ZM41 139H42V138L40 137V139L38 138L37 140L40 141ZM56 139L58 140V138H56ZM87 139H88V138H87ZM94 139H95V137H94ZM94 139H93L92 141L95 142L96 139H95V140H94ZM100 139H101V138H100ZM102 139H103V138H102ZM106 139H107V138H104V140H106ZM123 139H125V138H123ZM158 139H159V138H158ZM164 139H165V138H164ZM176 139H177V138H176ZM176 139H175V141H176ZM183 139H182V140H183ZM203 139H204V138H203ZM216 139H218V138H216ZM253 139H254V137H253L252 139H249V140H253ZM34 140H35L34 142H37L36 139H34ZM47 140H48V139H47ZM47 140H46V141H47ZM49 140H51V139H49ZM114 140H115V139H114ZM118 140H120V139H118ZM118 140H117V141H118ZM121 140H122V139H121ZM125 140H126V139H125ZM129 140H130V139H129ZM156 140H157V138H156ZM177 140H178V139H177ZM184 140H185V139H184ZM184 140H183V141H184ZM186 140H187V139H186ZM190 140H191V139H190ZM199 140L201 141V139H199ZM204 140H205V139H204ZM219 140H220V144H222V145L224 146L225 143H224V144H223V142L221 143V139H220V138H219ZM219 140H217V141H219ZM230 140H232V139H229V140H227V141H230ZM233 140H234V139H233ZM245 140H246V139H245ZM263 140H264V139H263ZM16 141H18V138H17ZM32 141H33V140H32ZM41 141H42V146H44V145H43V139H42ZM41 141H40V143H41ZM46 141H45V142H46ZM53 141H54V140H53ZM55 141H56V140H55ZM75 141H76V140H75ZM75 141H73V142L75 143ZM80 141H81V140H80ZM88 141H89V139H88ZM101 141H102V140H101ZM101 141H100V142H101ZM107 141H108V140H107ZM117 141H115V142H117ZM126 141H127V140H126ZM130 141H131V140H130ZM130 141H128V142H130ZM135 141H136V139H135ZM135 141H134V142H135ZM160 141H162V139L159 140V143H158V140H157V144H160ZM165 141H166V139H165ZM169 141H170V140H169ZM180 141H181V140H180ZM180 141H178V143H179ZM188 141H189V140H188ZM191 141H192V140H191ZM227 141H226V142H227ZM242 141H243V140H242ZM255 141L259 142L260 140H258V138H257ZM6 142H7V141H6ZM19 142H20V141H19ZM61 142H62V141H61ZM61 142H60V143H61ZM69 142L71 143L72 141H69ZM78 142H79V140H78ZM78 142H77V144H78ZM102 142H103V141H102ZM119 142H120V141H119ZM134 142H133V143H134ZM138 142L136 141L135 143L138 144ZM141 142H142V141H141ZM145 142H147V141H145ZM163 142H164V140H163ZM163 142H162V143H163ZM176 142H177V141H176ZM184 142H185V141H184ZM186 142H187V141H186ZM195 142H196V141H195ZM209 142H210V141H209ZM224 142H225V140H224ZM234 142H235V141H234ZM245 142H247V141H245ZM4 143H5V142H4ZM38 143H39V142H38ZM51 143H52V142H51ZM53 143L56 144V142H53ZM53 143H52V144H53ZM63 143H64V142H63ZM87 143H88V142H87ZM113 143H114V142H113ZM120 143H121V142H120ZM133 143L131 142V144H133ZM153 143H154V142H153ZM162 143H161V145L166 144V142H165L164 144H162ZM167 143H168V141H167ZM196 143H197V142H196ZM199 143H203V142H199ZM207 143H208V142H207ZM216 143H217V142H216ZM216 143H213V144H216ZM218 143H219V142H218ZM227 143H228V142H227ZM227 143H226V144H227ZM229 143H230V142H229ZM231 143H232V142H231ZM241 143H244V142H241ZM263 143H264V141H263V142L260 141V144H263ZM33 144H34V143H33ZM33 144H32V145H33ZM47 144H48V143H46V145H47ZM61 144H62V143H61ZM64 144H65V143H64ZM80 144H81V142H80ZM82 144H83V143H82ZM105 144H106V142H105ZM122 144H123V143H122ZM122 144H121V145H122ZM126 144H127V143H126ZM139 144H138V145H139ZM147 144H149V143L147 142ZM151 144H152V143H151ZM186 144L189 145V144H191V143L188 142V143H186ZM211 144H212V142H211ZM211 144H210V146L213 147V144H212V145H211ZM226 144H225V145H226ZM247 144H248V143H247ZM249 144L253 145L252 143H249ZM256 144H257V143H256ZM256 144H255V147L258 146V144H257V146H256ZM25 145H26V144H25ZM29 145H30V144H29ZM29 145H28V146H29ZM35 145H37V144H35ZM57 145H58V144H57ZM71 145H73V143H72ZM71 145H70V146H71ZM92 145L94 146V144H92ZM92 145H91V146H92ZM102 145H103V144H102ZM108 145H110V144H108V142H107V146H108ZM115 145H116V144H115ZM119 145H120V144H119ZM133 145H135V144H133ZM138 145H137V146H138ZM167 145H168V144H167ZM201 145H202V144H201ZM204 145H205V143H204ZM227 145H229V144H227ZM237 145H238V144L236 143V146H237ZM242 145H243V144H242ZM244 145H245V144H244ZM244 145H243V150H244V147L246 148V146H244ZM5 146L7 147V144H6ZM39 146H41V145H39ZM48 146H49V144H48ZM48 146H47V148H48ZM73 146H76V145H73ZM81 146H82V145H81ZM93 146H92V147H93ZM100 146H101V145H100ZM107 146H105V147H107ZM111 146H112V145H111ZM111 146H110V147H111ZM116 146H117V145H116ZM147 146H148V145H147ZM172 146H173V144H172ZM175 146H176V145H175ZM177 146H179V145H177ZM182 146H184V145H182ZM191 146H192V145H191ZM215 146L217 147V145H214V147H215ZM223 146H222V147H223ZM230 146H231V145H230ZM240 146H241V144H240ZM263 146H264V145H263ZM32 147H33V146H32ZM32 147L30 146L29 148H32ZM50 147H51V146H50ZM53 147L56 148V147H58V146H56V147H55V146H52V148H53ZM61 147H63V146H61ZM65 147H66V146H65ZM71 147H72V146H71ZM86 147H87V146H86ZM96 147H97V146H96ZM103 147H104V145H103ZM132 147H133V146H132ZM132 147H131V146L129 147V148H131L130 151L133 150ZM139 147H141V146H139ZM161 147H164V146H161ZM179 147H180V146H179ZM186 147H188V146H185V148H186ZM195 147H196V146H195ZM200 147H201V146H200ZM212 147H211V148H212ZM222 147H219V149L222 148ZM232 147H234V146H232ZM249 147H252V146L249 145ZM249 147H247V149H249ZM259 147H260V146H258L257 148H259ZM78 148H79V147H78ZM78 148H77V149H78ZM89 148H90V147H89ZM99 148H100V147H99ZM107 148H109V147H107ZM111 148H112V147H111ZM113 148H114V145H113ZM117 148H120V147L118 146ZM121 148H122V147H121ZM123 148H125V151H126V147H123ZM129 148H128V149H129ZM133 148H134V147H133ZM136 148H137V147H136ZM143 148H145V147H143ZM173 148H174V147H173ZM204 148H205V147H204ZM209 148H210V147H208V151L211 149V148H210V149H209ZM223 148H225V147H223ZM239 148L241 149L242 146L239 147ZM252 148H253V147H252ZM13 149H14V148H13ZM39 149H40V147H39ZM48 149H50V148H48ZM67 149H68L67 154H69V149H70V148L68 147ZM73 149H74V147H73ZM87 149H88V148H87ZM90 149H91V148H90ZM96 149H97V148H96ZM96 149H95V150H96ZM128 149H127V150H128ZM146 149H147V148H146ZM150 149H152V148H150ZM150 149H149V150H150ZM162 149H164V148H162ZM183 149H184V147H183ZM216 149H218V147H217ZM233 149H234V148H233ZM233 149H232V150H233ZM247 149H245V150H247ZM9 150H10V149H9ZM37 150H38V149H37ZM41 150H43V149H41ZM45 150H46V149H45ZM54 150H55V149H54ZM62 150H64V149H62ZM71 150H72V148H71ZM80 150H82V148H81ZM104 150H106V149H104ZM104 150H103V151H104ZM114 150H115V148H114ZM114 150H112V151H114ZM143 150H144V149H143ZM175 150H176V149H175ZM185 150H186V149H185ZM185 150H184V151H185ZM192 150H193V149H192ZM213 150H215V149H213ZM220 150H221V149H220ZM224 150H227V149H224ZM235 150H236V149H235ZM243 150H239V149H238V150H236V151H238V152H239V151L243 152ZM245 150H244V151H245ZM250 150H251V149H249V151H250ZM255 150H256V149H255ZM261 150H262V149H261ZM50 151H53V150H50ZM60 151H61V148H60ZM64 151H65V150H64ZM64 151H63V152H64ZM66 151H67V150H66ZM66 151H65V152H66ZM73 151H75V150H73ZM73 151H72V152H73ZM93 151H94V149H93ZM93 151H91V152H93ZM107 151H108V149H107ZM120 151H121V150H120ZM165 151H166V150H165ZM165 151H164V152H165ZM172 151H173V149H172ZM178 151H179V150H178ZM195 151H196V150H195ZM216 151H217V150H216ZM218 151H219V150H218ZM218 151H217V153H218ZM221 151H222V150H221ZM228 151H230V150H228ZM233 151H234V150H233ZM247 151H248V150H247ZM249 151H248V153L251 154L252 151H250V152H249ZM257 151H258V149H257ZM257 151H256V152H257ZM259 151H260V150H259ZM11 152H12V151H11ZM45 152H46V151L43 150V153H45ZM56 152H57V151H56ZM58 152H59V151H58ZM61 152H62V151H61ZM61 152H60V153H61ZM89 152H90V151H89ZM94 152H95V151H94ZM101 152H102V150H101ZM127 152H128V151H127ZM185 152L187 153V151H185ZM210 152H211V150H210ZM254 152H255V151H254ZM9 153H10V152H9ZM32 153H34V152H32ZM48 153H49V152H48ZM54 153H55V152H54ZM54 153H53V154H54ZM70 153H71V152H70ZM73 153H75V152H73ZM84 153H85V152H84ZM102 153H103V152H102ZM102 153H101V154H102ZM114 153H115V151H114ZM117 153H118V151H117ZM120 153H121V152H120ZM122 153H123V152H122ZM128 153H129V152H128ZM170 153H171V151H170ZM174 153H175V155L178 154V153L176 154V152H174ZM193 153H194V151H193ZM195 153H197V152H195ZM206 153H207V151H206ZM211 153H212V152H211ZM223 153H224V152H223ZM243 153H246V152H243ZM248 153H247V154H248ZM261 153H262V152H261ZM36 154H37V153H36ZM45 154H47V153H45ZM50 154H51V153H50ZM62 154H65V153H62ZM76 154H77V153H76ZM76 154H75V155H76ZM81 154H82V152H81ZM81 154H80V155H81ZM85 154H86V153H85ZM85 154H84V155H85ZM93 154H94V153H93ZM97 154H98V153H97ZM97 154H96V155H97ZM101 154H100V155H101ZM107 154H108V153H107ZM167 154H169V153H167ZM172 154H173V153H172ZM183 154H184V153H183ZM183 154H182V155H183ZM197 154H198V153H197ZM202 154H203V153H202ZM209 154H210V153H209ZM209 154H208V155H209ZM213 154H215V153H213ZM221 154H222V153H221ZM225 154H226V153H225ZM228 154H229V153H228ZM233 154H234V152H233ZM239 154H240V152H239ZM241 154H242V153H241ZM256 154H257V153H256ZM259 154H260V153H259ZM31 155H32V154H31ZM40 155H41V154H40ZM55 155H56V154H55ZM57 155H58V154H57ZM65 155H66V154H65ZM71 155H72V154H70V156H71ZM90 155H91V154H90ZM111 155H112V154H110V156L108 155V156L110 157V159H111ZM119 155H120V154H119ZM123 155H125V154H123ZM178 155H179V154H178ZM178 155H177V157H178ZM182 155H181V157H182ZM186 155H187V154H186ZM200 155H201V154H200ZM200 155H199V156H200ZM203 155H204V154H203ZM208 155H207V156H208ZM210 155H212V154H210ZM222 155H223V154H222ZM226 155H227V154H226ZM229 155H230V154H229ZM237 155H238V154H237ZM237 155H236V157H237ZM11 156H12V155H11ZM42 156H46V155L43 154ZM47 156H48V155H47ZM58 156H59V155H58ZM61 156H62V155H61ZM78 156H79V155H78ZM87 156H89V155H87ZM103 156H104V154H103ZM125 156H126V155H125ZM127 156H128V155H127ZM171 156H172V155H171ZM188 156H189V154H188ZM191 156H192V155H191ZM204 156H205V155H204ZM224 156H225V155H224ZM230 156H231V155H230ZM240 156H243V154L240 155ZM251 156H253V155H250V157H251ZM5 157H6V156H5ZM39 157L41 158V156H39ZM52 157H53V156H52ZM54 157H55V156H54ZM54 157H53V160L55 159ZM63 157H64V156H63ZM66 157H67V155H66ZM72 157H73V156H72ZM74 157H75V156H74ZM74 157H73V158H74ZM76 157H77V155H76ZM93 157L95 158L96 156H93ZM109 157H108V158H109ZM118 157H119V156H118ZM122 157H123V156H122ZM159 157H161V156H159ZM163 157H164V155H163ZM179 157H180V155H179ZM179 157H178V158H179ZM205 157H206V156H205ZM208 157H210V156H208ZM214 157H215V156H214ZM225 157H226V156H225ZM246 157H247V156H246ZM250 157H248L249 160H251ZM257 157H259V156H257ZM257 157H256V158H257ZM260 157H263V158H264L263 155H261ZM260 157H259V159H260ZM46 158H48V157H46ZM49 158H50V155H49ZM57 158H58V157H57ZM61 158H62V157H61ZM78 158H79V157H78ZM78 158H76V159L78 160ZM80 158H81V157H80ZM101 158H102V157H100L99 159L97 158V160H100ZM129 158H131V157H129ZM164 158H165V157H164ZM166 158H167V157H166ZM182 158H183V157H182ZM191 158H192V157H191ZM206 158H207V157H206ZM227 158H229V157L227 156ZM230 158H232V156H231ZM238 158H240V157L238 156ZM64 159H66V158H64ZM64 159H63V160H64ZM69 159H70V158H69ZM81 159H82V158H81ZM88 159H89V158H88ZM95 159H96V158H95ZM105 159H106V157H105ZM115 159H116V158H115ZM158 159H159V158L157 157V160H158ZM180 159H181V158H180ZM183 159H186V158H183ZM213 159H215V158H213ZM232 159H233V158H232ZM240 159H242V158H240ZM245 159H247V158H245ZM245 159H244V160H245ZM252 159H254V160L252 161L253 163H258V161H259V160H258V161H256V162H254V161H255V158H252ZM38 160H39V159H38ZM48 160H51V159H48ZM56 160H57V159H56ZM56 160H54L53 163H54ZM63 160H61V161H63ZM70 160H71V159H70ZM70 160H69V162H70ZM73 160L76 161L75 159H73ZM101 160H102V159H101ZM103 160H104V157H103ZM106 160H107V159H106ZM113 160H114V158H113ZM129 160H130V159H129ZM159 160H160V159H159ZM159 160H158V162L161 161V160H160V161H159ZM162 160H163V158H162ZM171 160H172V159H171ZM176 160H177V159H176ZM178 160H179V159H178ZM181 160H182V159H181ZM211 160H212V159H211ZM211 160H210V161H211ZM216 160H217V158H216ZM230 160H231V159H230ZM242 160H243V159H242ZM244 160H243V161H244ZM247 160H248V159H247ZM65 161H66V160H65ZM65 161H63V162L66 163ZM85 161H86V160H85ZM93 161H95V160H93ZM109 161H110V160H109ZM114 161H115V160H114ZM146 161H147V160H146ZM154 161H155V160H154ZM174 161H175V160H174ZM182 161H183V160H182ZM182 161H180V162H182ZM193 161H194V160H193ZM193 161H192V162H193ZM218 161H219V160H218ZM239 161H240V160H239ZM245 161H246V160H245ZM260 161H261V160H260ZM72 162H73V161H72ZM79 162H81L80 159H79ZM83 162H84V160H83ZM86 162H87V161H86ZM90 162H91V161H90ZM102 162L104 163L105 161H102ZM130 162H131V161H130ZM156 162H157V161H156ZM161 162H162V161H161ZM161 162H160V163H161ZM165 162H166V161H165ZM175 162H177V161H175ZM180 162H179V163H180ZM198 162H199V160H198ZM211 162H212V161H211ZM219 162H220V161H219ZM232 162H233V161H232ZM240 162H242V161H240ZM262 162H263V161H262ZM16 163H17V162H16ZM51 163H52V162H51ZM57 163H58V165L60 164L58 161H57ZM61 163H62V162H61ZM64 163H63V164H64ZM76 163H78V161H77ZM76 163H75V165H76ZM93 163H94V162H93ZM98 163H99V162H98ZM98 163H97V165H98ZM106 163H107V162H106ZM113 163H115V162H113ZM116 163H117V162H116ZM118 163H119V164H123V163H127V162H126V160H125V162H121V163H120V161H119ZM167 163H168V162H167ZM171 163H172V162H171ZM245 163H247V162H245ZM253 163H252V164H253ZM20 164H21V163H20ZM69 164H70V163H69ZM71 164H72V163H71ZM83 164H84V163H83ZM90 164H91V163H90ZM94 164H96V163H94ZM162 164H163V163H162ZM165 164H166V163H165ZM182 164H184V162H182ZM194 164H195V163H194ZM198 164H199V163H197V167H196V168H198ZM204 164H205V163H204ZM223 164H224V163L222 162L221 165H223ZM233 164H235V161H234ZM250 164H251V161H250ZM258 164H259V163H258ZM262 164H264V162H263ZM262 164H261V165H262ZM25 165H26V164H25ZM56 165H57V164H56ZM65 165H66V164H65ZM67 165H68V164H67ZM84 165L87 166L86 163H85ZM91 165H92V164H91ZM99 165H102V167H103V164H99ZM109 165H110V163H109ZM112 165H113V164H112ZM117 165H118V164H117ZM117 165H115V166H117ZM126 165H127V164H126ZM153 165H154V163H153ZM156 165H157V164H156ZM167 165H168V164H167ZM171 165H172V164H171ZM173 165H174V164H173ZM218 165H220V163H218ZM225 165H226V164H224V166H225ZM230 165H231V164H230ZM236 165H237V164H236ZM236 165H235V166H236ZM238 165H240V167H241V171H242V166H244L243 163H242V165H241V163H240V164L238 163ZM261 165H256L255 167L258 166L257 168L259 169V166L261 167ZM10 166H11V165H10ZM12 166H14V165L12 164ZM17 166H18V164H17ZM23 166H24V165H23ZM95 166H96V165H94V167H95ZM104 166H105V165H104ZM119 166H120V165H118V167H119ZM191 166H192V165H191ZM215 166H216V165H215ZM253 166H254V165H253ZM263 166H264V165H263ZM24 167H25V166H24ZM56 167H57V166H56ZM60 167H62V165H61ZM65 167H66V166H65ZM69 167H70V166H69ZM69 167H68V168H69ZM80 167H82V166H80ZM83 167H84V166H83ZM88 167H89V165H88ZM90 167H91V166H90ZM152 167H153V166H152ZM158 167H159V165H158ZM160 167H161V166H160ZM163 167H164V165H163ZM172 167H173V166H172ZM192 167H194V166H192ZM204 167H207V166H204ZM222 167H223V166H222ZM225 167H226V166H225ZM225 167H224V169L229 168L230 166H227L226 168H225ZM231 167H232V166H231ZM236 167H238V166H236ZM54 168H55V166L53 167V170H54ZM62 168H63V167H62ZM62 168H61V169H62ZM66 168H67V167H66ZM73 168H75V167H73ZM76 168H77V167H76ZM95 168H97V167H95ZM99 168H100V167H98L97 169H99ZM125 168H128V166L125 167ZM125 168H123V169H125ZM147 168H148V167H147ZM170 168H171V167H170ZM179 168H180V167H179ZM181 168H182V167H181ZM190 168H191V167H190ZM201 168H202V170H203V167H200V170H201ZM213 168H215V167H213ZM218 168H220V167H218ZM233 168H234V167H233ZM238 168H239V167H238ZM238 168H237V170H238ZM243 168H244V167H243ZM245 168H246V166H245ZM245 168H244V169H245ZM261 168H262V167H261ZM20 169H21V168H20ZM26 169H27V167H26ZM30 169H31V168H30ZM30 169H29V171H30ZM49 169L52 171L51 168H49ZM55 169H56V168H55ZM59 169H60V168L58 167L56 170L58 171ZM70 169H71V168H70ZM77 169H78V168H77ZM77 169H76V170H77ZM82 169H83V168H82ZM87 169H89V168H87ZM104 169H105V168H104ZM115 169H116V167H115ZM121 169H122V168H121ZM123 169H122V170H123ZM128 169H129V168H128ZM133 169H134V168H133ZM142 169H143V168H142ZM148 169H149V168H148ZM206 169H207V168H206ZM244 169H243V170H244ZM250 169H251V168H250ZM252 169H254V168H252ZM252 169H251V170H252ZM262 169H263V168H262ZM24 170H25V169H24ZM39 170H40V169H39ZM56 170H54V171H56ZM67 170H68V169H67ZM67 170H65V171H67ZM71 170H72V169H71ZM76 170H74L73 172H75ZM80 170H81V169H80ZM83 170H84V169H83ZM89 170L91 171V169H89ZM99 170H100V169H99ZM102 170H103V169L101 168L100 171H102ZM165 170H167V169H165ZM181 170H182V169H181ZM188 170H189V169H188ZM196 170H197V169H196ZM202 170H201V171H202ZM217 170H219V169H217ZM220 170H221V168H220ZM226 170H227V169H226ZM237 170H236V171H237ZM247 170L249 171L248 168H247ZM260 170H261V169H260ZM260 170H259V172H258L257 170L255 171V169H254V174H255V172H257L256 174H258V173L260 174L261 171H263V170H261V171H260ZM17 171H18V170H17ZM17 171H15V174H16V175H17ZM31 171H32V170H31ZM34 171H35V170H34ZM68 171L70 172V170H68ZM95 171H96V170H95ZM97 171H98V170H97ZM110 171H111V170H110ZM127 171H129V170H126V172H127ZM132 171H133V170H132ZM182 171H183V170H182ZM191 171H192V168H191ZM198 171H199V170H198ZM211 171H212V170H211ZM232 171H233V170H232ZM238 171H239V170H238ZM238 171H237V172H238ZM248 171L245 170L244 173L246 174V173H248ZM36 172H37V171H35L34 173H36ZM38 172L40 173V171H38ZM49 172H50V171H49ZM61 172H62V171H61ZM81 172H82V171H81ZM81 172H80V173H81ZM92 172H93V171H92ZM108 172H109V170H108ZM111 172H112V171H111ZM120 172L122 173V171H120ZM123 172H125V170H123ZM180 172H181V171H180ZM212 172H213V171H212ZM215 172H216V171H215ZM220 172H222V171H220ZM220 172L218 171L217 174H219ZM227 172H228V170H227ZM227 172H226V173H227ZM230 172H231V170H230ZM230 172H229V173H230ZM237 172H235V170H234V173H233V174H235V173H237ZM250 172H251V171H250ZM263 172H264V171H263ZM42 173H44V172H42ZM71 173H72V172H71ZM77 173H78V172H77ZM80 173H79V174H80ZM82 173H83V172H82ZM82 173H81V175H83ZM90 173H91V172H90ZM96 173H97V172H96ZM98 173H99V172H98ZM100 173H101V172H100ZM109 173H110V172H109ZM134 173H137V172H134ZM181 173H182V172H181ZM199 173H200V172H199ZM231 173H232V172H231ZM239 173H241V172H239ZM242 173H243V172H242ZM244 173H243V175H244ZM32 174H33V172H32ZM44 174H45V173H44ZM47 174H48V173H47ZM47 174H46V175H47ZM58 174H60V173L58 172ZM64 174H65V173H64ZM66 174H67V173H66ZM84 174H85V171H84ZM104 174H105V173H104ZM106 174H108V173H106ZM126 174H127V173H126ZM126 174H123V173H122V175H126ZM174 174H175V173H174ZM196 174H197V173H196ZM204 174H205V173H204ZM212 174H213V173H212ZM249 174H250V173H249ZM251 174H253V172H251ZM251 174H250V175H251ZM254 174H253V175H254ZM259 174H258V175H259ZM262 174H263V173H261L259 176H261ZM18 175H19V174H18ZM33 175L36 176L35 174H33ZM68 175H69V174H67V176H68ZM72 175H73V173H72ZM76 175H77V174H76ZM76 175H75V177H76ZM85 175H86V177H87L88 174H85ZM97 175H98V174H97ZM136 175H137V174H136ZM231 175H232V174H231ZM239 175H240V174H239ZM247 175H248V174H247ZM0 176H1V175H0ZM19 176H20V175H19ZM28 176H29V175H28ZM30 176H32V175H30ZM30 176H29V177H30ZM34 176H33V177H34ZM37 176H38V174H37ZM44 176H45V175H44ZM44 176H43V177H44ZM49 176H50V175H49ZM61 176H62V175H61ZM69 176H70V178H72L71 175H69ZM77 176H78V175H77ZM104 176H105V175H104ZM104 176H103V177H104ZM109 176L111 177V176H112V173H111V175H108V177H109ZM134 176H135V175H134ZM202 176H203V175H202ZM214 176H215V174H214ZM214 176H213V178H214ZM216 176H220V175H216ZM227 176H228V175H227ZM234 176H235V175H234ZM236 176H237V175H236ZM254 176H256V175H254ZM262 176H263V175H262ZM2 177H3V176H2ZM20 177H21V176H20ZM22 177H25V176L22 175ZM38 177H39V176H38ZM40 177H42V176L40 175ZM47 177H48V176H47ZM62 177H63V176H62ZM75 177L73 176V178H75ZM108 177H107V179H110V178H108ZM119 177H120V176H119ZM122 177H123V176H122ZM128 177H130V176L128 175ZM131 177H132V175H131ZM135 177H136V176H135ZM184 177H185V176H184ZM184 177H183V179H184ZM196 177H197V175H196ZM203 177H204V176H203ZM232 177H233V175H232ZM237 177L239 178V176H237ZM241 177H243V176H240L239 179H241ZM244 177H246V176L244 175ZM244 177H243V178H244ZM247 177L249 178V176H247ZM257 177H258V176H256V178H257ZM15 178H16V176H15ZM35 178H36V177H35ZM35 178H34V179H35ZM48 178H52V176H51V177H48ZM60 178H61V177H60ZM68 178H69V177H68ZM82 178H83V177H82ZM88 178H89V177L84 178V181H85V179H87V180L89 181ZM113 178H114V177H112V179H110V180H113ZM126 178H127V177H126ZM136 178H137V177H136ZM176 178H177V177H176ZM204 178H205V177H204ZM217 178H220V177H217ZM224 178H225V177L222 176V179H224ZM243 178H242V179H243ZM248 178H245V179H248ZM250 178H251V177H250ZM252 178L255 179L254 177H252ZM263 178H264V177H262V180H263ZM5 179H7V178H5ZM20 179L23 180V182H24V180L26 181L27 179H30V178L27 177V179H22V178H20ZM20 179H19V180H20ZM42 179H43V178H42ZM42 179H41V180H42ZM45 179H46V178H45ZM45 179H44V182H45ZM56 179H57V178H56ZM62 179H63V178H62ZM62 179H61V180H62ZM75 179H76V178H75ZM75 179H72V180L74 181ZM101 179H102V180H105V179H103V178H101ZM119 179H120V178H119ZM205 179H206V178H205ZM205 179H204V180H205ZM207 179H209V177H207ZM210 179H211V178H210ZM210 179H209V181H210ZM232 179H233V178H232ZM257 179H258V181H259V178H257ZM257 179H255V180H257ZM260 179H261V177H260ZM38 180H39V179H38ZM38 180H37V181H38ZM46 180H47V179H46ZM52 180H53V179H52ZM65 180H66V179H65ZM65 180H64V181H65ZM76 180H77V179H76ZM76 180H75V181H76ZM102 180H100V181H102ZM114 180H115V179H114ZM132 180H133V177H132ZM132 180H131V181H132ZM193 180H195V179L193 178ZM211 180H212V179H211ZM214 180H215V179H214ZM216 180H218V179H216ZM216 180H215L214 182H216V184H218ZM219 180H220V179H219ZM224 180H225V179H224ZM227 180H228V179H227ZM227 180H226V182H227ZM234 180H236V177H235ZM249 180H250V182L253 181L252 179H249ZM249 180H248V182H249ZM11 181H12V180H11ZM29 181H30V180H29ZM53 181H54V180H53ZM57 181H60V180H57ZM67 181H68V180H67ZM82 181H83V180H82ZM106 181H107V180H106ZM128 181H129V180H128ZM145 181H146V180H145ZM188 181H189V180H188ZM188 181H187V182H188ZM196 181H197V180H196ZM196 181H195V182H196ZM205 181H207V180H205ZM205 181H204V182H205ZM209 181H208V183H209ZM212 181H213V180H212ZM237 181H238V179H237ZM244 181H245V180H244ZM246 181H247V180H246ZM12 182H13V181H12ZM35 182H36V181H35ZM35 182H34V183H35ZM47 182H51V180H50V181L48 180ZM47 182H45V184H43V185H46ZM60 182H61V181H60ZM69 182H70V180L68 181V183H69ZM78 182H79V181H78ZM78 182L76 181V182H74V184L76 183L75 185H77ZM85 182H87V181H85ZM85 182H84V183H85ZM90 182H91V181H90ZM92 182H93V181H92ZM123 182H127V181H123ZM129 182H130V181H129ZM132 182H133V181H132ZM193 182H194V181H193ZM193 182H192V183H193ZM198 182H199V181H198ZM222 182L225 183V181H222ZM228 182H229V180H228ZM231 182H232V181H231ZM231 182H230V183H231ZM241 182H242V180H241ZM263 182H264V181H263ZM263 182L260 181V183H263ZM39 183H41V182H39ZM61 183H62V182H61ZM65 183H66V182H65ZM68 183H67V187H68V186H71V185H69ZM141 183H142V182H141ZM185 183H186V182H185ZM189 183H190V182H189ZM230 183H229V184H230ZM238 183H239V182H238ZM253 183H256V181L253 182ZM257 183H258V182H257ZM257 183H256V184H257ZM0 184H1V183H0ZM23 184H24V183H23ZM23 184H21V186H20L21 188L23 187ZM25 184H26V182H25ZM35 184H38V182L35 183ZM35 184H34V185H35ZM49 184H50V183H49ZM49 184H48V186H49ZM70 184H71V182H70ZM81 184H82V183H81ZM85 184H86V185H84V186L88 187L87 183H85ZM88 184H89V183H88ZM98 184H99V182H98ZM118 184H119V183H118ZM133 184H134V183H133ZM144 184H146V183L144 182ZM198 184H199V183H198ZM206 184H207V182H206ZM227 184H228V183H227ZM236 184H237V183H236ZM248 184H249V183H248ZM29 185H30V182H29ZM32 185H33V184H32ZM34 185H33L34 189L40 188V186H37V185H35V186H37V188H35ZM51 185H52V184H51ZM51 185H50V186H51ZM57 185H58V184H57ZM61 185H62V184H61ZM100 185H101V183H100ZM186 185H187V183H186ZM192 185H193V184H192ZM209 185H210V183H209ZM213 185H214V183H213ZM230 185H231V184H230ZM253 185H254V184H252V187H254ZM258 185H259V183H258ZM258 185H256V187H257ZM46 186H47V185H46ZM46 186H45L44 188H46ZM48 186H47V187H48ZM59 186H60V184H59ZM59 186H58V187H59ZM62 186H63V188L65 187L64 185H62ZM90 186H93V185H91V183H90ZM90 186H89V187H90ZM112 186H114V185H112ZM119 186H120V185H119ZM123 186H125V185H123ZM123 186H122V187H123ZM139 186H140V185H139ZM182 186H183V185H182ZM188 186H189V185H188ZM190 186H191V184H190ZM197 186H198V185H197ZM202 186H203V185H202ZM217 186H219V185H217ZM217 186H216V187H217ZM221 186H222V185H221V183H220V187H221ZM234 186L237 187V185H234ZM239 186H241V187H239ZM243 186H245V185H243ZM246 186H247V185H246ZM249 186H250V184H249ZM249 186H248V187H249ZM259 186H260V185H259ZM0 187H1V186H0ZM3 187H4V186H3ZM13 187H14V186H13ZM13 187H12V188H13ZM15 187H16V186H15ZM27 187H28V186H27ZM53 187H54V186H53ZM53 187L51 186V188H53ZM58 187L56 186V187L53 188L52 190L57 189ZM75 187L77 188V186H75ZM86 187H84V188H86ZM94 187H95V186H94ZM98 187H99V186H98ZM110 187H111V186H110ZM126 187H127V186H126ZM140 187H141V186H140ZM140 187H139V190H140ZM153 187H154V186H153ZM184 187H185V186H184ZM198 187H199V186H198ZM204 187H206V186H204ZM213 187H214V186H213ZM238 187H239V188H242L241 190H245V188H246V187L243 188V187H242V184H241V185H238ZM248 187L246 188V190L248 189ZM256 187H255V188H256ZM261 187H263V185H262ZM30 188L32 189V186H31ZM76 188H74V190H75ZM78 188H79V187H78ZM82 188H83V186H82ZM114 188H116V186H115ZM132 188H134L133 185H132ZM146 188H147V187H146ZM224 188H226V186H225ZM224 188H223V189H224ZM231 188H233V187H231ZM231 188H230V189H231ZM239 188H238V189H239ZM249 188H250V187H249ZM258 188H259V187H258ZM14 189H16V188H14ZM47 189H48V188H47ZM64 189H65V188H64ZM67 189H68V188H67ZM92 189H93V187H92ZM94 189H95V188H94ZM94 189H93V190H94ZM97 189H98V188H97ZM97 189H96L95 191H98V193H99V189H98V190H97ZM100 189L102 190V188H100ZM119 189H121V188H119ZM127 189H128V188H127ZM148 189H149V188H148ZM148 189H147V190H148ZM193 189H194V187H192L191 190L193 191ZM195 189H197V187H196ZM200 189H201V187H200ZM234 189H235V188H234ZM253 189H254V188H253ZM256 189H257V188H256ZM256 189H254V190H256ZM17 190H18V189H17ZM23 190H24V187H23ZM23 190H22V191H23ZM25 190H27V189H25ZM32 190H33V189H32ZM42 190H44L43 187H42ZM48 190H50V189H48ZM52 190H51V191H52ZM68 190H71V189L69 188ZM79 190H81V189H79ZM85 190H86V191H89V188H88V189H85ZM90 190H91V189H90ZM108 190H109V189H108ZM108 190H107V191H108ZM130 190H131V189H130ZM132 190H133V189H132ZM132 190H131V191H132ZM154 190H155V189H154ZM191 190H190V193L192 192ZM203 190H204V192H205V189H203ZM203 190H202V191H203ZM218 190H219V189H218ZM226 190H227V188H226ZM241 190L237 191V194H234L235 192H234L233 194H234V195H238V194H239L238 192H240ZM246 190H245V193H246V194L249 193V192L246 191ZM250 190H251V189H250ZM261 190H262V189H261ZM261 190H259V191L261 192ZM12 191H13V190H12ZM12 191H11V192H12ZM15 191H16V190H15ZM18 191H19V190H18ZM20 191H21V190H20ZM45 191H46V190H45ZM51 191H50V192H51ZM59 191L62 192L63 190H60V187H59ZM59 191H58V192H59ZM66 191H67V190H66ZM115 191H116V190H115ZM121 191H123V190H121ZM133 191H134V190H133ZM137 191H138V190H137ZM140 191H141V190H140ZM187 191H188V190H187ZM200 191H201V190H200ZM207 191H209V186H208V190H207ZM213 191H214V190H213ZM213 191H212V192H213ZM216 191H217V190H216ZM233 191H234V190H233ZM233 191H230V193L233 192ZM252 191H253V190H252ZM263 191H264V190H263ZM11 192H9V193H11ZM13 192H14V191H13ZM16 192H17V191H16ZM16 192H14V193H16ZM39 192H40V189H39ZM42 192H43V191H41V193H42ZM46 192H47V191H46ZM50 192H49V193H50ZM52 192H53V191H52ZM55 192H56V194L58 195L57 191H55ZM55 192H54V193H55ZM76 192H78V191H76ZM108 192H109V191H108ZM113 192H114V190H113ZM165 192H166V191H165ZM169 192H170V191H169ZM217 192H218V191H217ZM227 192H228V191H227ZM256 192H258V191H256ZM18 193H21V192H18ZM26 193H27V191H26ZM26 193H25V194H26ZM29 193H30V192L28 191L27 195H28ZM33 193H35V192L33 191ZM49 193H48V194H49ZM62 193H63V192H62ZM68 193H69V192H67V194H68ZM70 193L73 194L72 190L70 191ZM84 193H86V192H84ZM90 193H91V192H90ZM98 193H97V194H98ZM100 193H101V192H100ZM104 193H105V192L103 191L102 195H103ZM141 193H142V192H141ZM152 193H153V192H152ZM183 193H184V192H183ZM187 193H188V192H187ZM194 193H195V191H194ZM208 193H209V192H208ZM251 193H252V192H250V194H251ZM253 193H254V191H253ZM21 194H22V193H21ZM21 194H20V195H21ZM43 194H44V193H43ZM43 194H42V195H43ZM117 194H120V193H117ZM122 194H123V192H122ZM122 194H121V195H122ZM143 194H144V193H143ZM145 194H146V191H145ZM163 194H164V193H163ZM167 194H168V192H167ZM199 194H200V193H199ZM199 194H198V197H199ZM206 194H207V193H206ZM209 194H210V193H209ZM209 194H207V195H209ZM211 194H212V193H211ZM214 194H215V193H214ZM223 194H224V193H223ZM228 194H229V193H228ZM255 194H256V193H255ZM260 194H261V193H260ZM32 195H33V194H32V192H31L30 197H31ZM39 195H40V194H39ZM44 195H45V194H44ZM54 195H55V194H54ZM59 195H60V197H61V194H60V193H59ZM62 195H63V194H62ZM64 195L66 196V194H64ZM68 195H70V194H68ZM68 195H67V196H68ZM73 195H75V194H73ZM79 195H81V193H80ZM92 195L94 196L93 198H96V197H95L96 195H94V194H92ZM99 195H100V194H99ZM105 195H107V194H105ZM130 195H132V194H130ZM150 195H151V194H150ZM150 195H149V197H150ZM188 195L191 196L190 194H188ZM217 195H218V194H217ZM220 195H221V193H220ZM220 195H219V200H222V199H220V197H221ZM241 195H243V194H241ZM241 195H240V196H241ZM253 195H254V194H253ZM256 195H258V194H256ZM256 195H254V197H255ZM21 196H22V195H21ZM25 196H26V195H25ZM33 196H34V195H33ZM40 196H41V195H40ZM52 196H53V195H52ZM65 196H64V197H65ZM70 196L72 197V195H70ZM70 196H68V198H69ZM76 196H77V195H75V197H76ZM83 196H84V195H83ZM108 196H109V195H108ZM116 196H117V195H116ZM126 196H127V195H126ZM132 196H133V195H132ZM141 196H142V195H141ZM153 196H154V195H153ZM159 196H160V195H159ZM162 196H164V195H162ZM168 196H169V195H168ZM194 196H195V195H194ZM209 196H210V195H209ZM209 196H208V197H209ZM226 196L228 197L227 194H226ZM230 196H231V195H230ZM238 196H239V195H238ZM238 196H237V198H236V197H235V198L238 199ZM243 196H244V195H243ZM247 196H248V195H247ZM258 196H259V195H258ZM27 197H29V195H28ZM35 197L37 198V196H35ZM43 197H44V196H43ZM46 197H48V195H47ZM57 197H58V196H57ZM62 197H63V196H62ZM75 197H74V198H75ZM120 197H121V196H120ZM130 197H131V196H130ZM136 197H138V196H136ZM144 197H145V196H144ZM147 197H148V196H146V198H144V200L147 199ZM149 197H148V199L151 200V198H149ZM172 197H173V196H172ZM191 197H192V196H191ZM196 197H197V196H196ZM200 197H201V196H200ZM204 197H205V196H204ZM210 197H211V196H210ZM215 197H216V196H215ZM223 197H225V196H223ZM231 197H232V196H231ZM233 197H234V196H233ZM256 197H257V196H256ZM262 197H263V195H262ZM38 198H39V196H38ZM49 198H50V197H49ZM77 198H78V197H77ZM83 198H85V196H84ZM86 198H87V197H86ZM99 198H100V197H99ZM105 198H106V197H105ZM107 198H108V197H107ZM113 198H114V196H113ZM115 198H116V197H115ZM123 198H125V195H123ZM158 198H159V197H158ZM175 198H176V197H175ZM193 198H194V197H193ZM216 198H218V197H216ZM221 198H222V197H221ZM225 198H226V197H225ZM225 198H224L223 201H225V200L227 199V198H226V199H225ZM241 198H243V197H241ZM258 198H259V197H258ZM57 199H58V198H57ZM61 199H62V198H61ZM63 199H65V198H63ZM63 199H62V200H63ZM66 199H67V198H66ZM88 199H90V198H88ZM109 199H111V198L109 197ZM139 199H140V198H139ZM142 199H143V198H142ZM164 199H165V198H164ZM167 199H168V197H167ZM167 199H166V200H167ZM173 199H174V197H173ZM185 199H186V198H185ZM198 199H199V198H198ZM201 199H202V197H201ZM228 199H229V198H228ZM231 199H232V198H230V199L227 200V201H229V203H230ZM263 199H264V197H263ZM263 199H262V200L260 199V201H263ZM45 200H46V199H45ZM45 200H44V201H45ZM62 200H61V201H62ZM67 200H68V199H67ZM70 200H72V199H70ZM100 200H101V199H100ZM104 200L106 201L107 199H103V201H104ZM113 200H114V199H113ZM131 200H132V199H131ZM150 200H149V201H150ZM161 200H162V199H161ZM192 200H193V199H192ZM195 200H196V198H195ZM204 200H205V198H204ZM210 200L212 201V199H210ZM210 200H208V202H210ZM219 200H218V201H219ZM245 200L247 201V203H250L251 200L253 201L254 199L251 198L250 202H248L249 200H248L247 198L244 199V200H242V201H244V203H243L242 201H241V203H243L244 205H246V204H245V203H246ZM257 200H258V199H257ZM39 201H40V200H39ZM57 201H58V200H57ZM65 201H66V200H65ZM89 201H90V200H89ZM91 201H92V200H91ZM91 201H90V202H91ZM93 201H94V200H93ZM145 201H146V200H145ZM145 201H144V202H145ZM147 201H148V200H147ZM156 201H157V200H156ZM164 201H165V200H164ZM167 201H168V200H167ZM187 201H188V200H187ZM190 201H191V200H190ZM193 201H194V200H193ZM223 201H222V202H223ZM234 201H235V199H234ZM238 201H240V200H238ZM62 202L64 203V201H62ZM84 202H85V201H84ZM100 202H101V201H100ZM114 202H115V201H114ZM136 202L138 203V201H136ZM136 202H135V203H136ZM140 202H142V201H140ZM157 202H158V201H157ZM157 202H156V203H157ZM168 202H169V201H168ZM182 202H183V201H182ZM188 202H189V201H188ZM200 202H202V201H200ZM203 202L206 203V201H203ZM208 202H207V203H208ZM216 202H217V200H216ZM222 202H221V203H222ZM225 202H226V201H225ZM254 202H255V201H254ZM254 202H253V203H254ZM258 202H259V201H258ZM258 202H255V204H256V203L259 204V205H257V204H256V205L260 207L261 204H260V202H259V203H258ZM39 203H41V202H39ZM42 203L44 204V202H42ZM46 203H47V201H46ZM51 203H52V202H51ZM72 203H74V202H72ZM87 203H88V202H87ZM93 203H94V202H93ZM93 203H92V204H93ZM112 203H113V202H112ZM112 203H111V204H112ZM131 203H132V202H131ZM147 203H149V202H147ZM147 203H146V204H147ZM151 203H152V202H151ZM162 203H163V201H162ZM178 203H179V202H178ZM178 203H177V204H178ZM192 203H193V202L191 201L190 204H192ZM196 203H197V201H196ZM221 203H220V202H219V203L217 202V204H219V205H220ZM261 203H263V202H261ZM67 204H68V203H67ZM69 204H70V203H69ZM80 204H82V203H80ZM84 204H85V203H84ZM94 204H95V203H94ZM100 204H101V203H100ZM102 204H103V203H102ZM102 204H101V205H102ZM107 204H109V203L107 202ZM157 204H158V203H157ZM164 204H165V203H164ZM177 204H176V205H177ZM190 204H188V205H190ZM226 204H228V203H226ZM226 204H225V207H229V204H228V206H226ZM231 204H232V203H231ZM237 204H238V203H237ZM237 204H236V206H234V207L237 208ZM250 204H251V203H250ZM255 204H254V205H255ZM38 205H39V204H38ZM48 205H49V204H48ZM60 205H61V203H60ZM72 205H74V204H72ZM72 205H71V208H72ZM75 205H77V204H75ZM75 205H74V206H75ZM78 205H79V204H78ZM88 205H89V204H88ZM88 205H87V206H88ZM98 205H99V204H98ZM144 205H145V203H144ZM149 205H150V204H149ZM149 205H148V206H149ZM158 205H159V204H158ZM167 205H168V204H167ZM197 205L199 206L200 203L197 204ZM197 205H196V208H197ZM213 205H215V202H214V204H212L211 206H213ZM223 205H224V204H222V207H224ZM232 205H234V204H232ZM240 205H241V204H240ZM240 205H239V206H240ZM256 205H255V207H256ZM262 205H263V204H262ZM31 206L33 207V205H31ZM39 206H40V205H39ZM65 206H66V205H65ZM84 206H85V205H84ZM96 206H97V204H96ZM113 206H114V205H113ZM137 206H138V204H137ZM159 206H160V205H159ZM169 206H170V205H169ZM171 206H172V205H171ZM201 206H202V204H201ZM203 206L205 207V205H203ZM248 206H250V205L248 204ZM248 206H247V207H248ZM43 207H44V206H43ZM58 207L60 208V206H58ZM58 207H57V208H58ZM69 207H70V206H69ZM69 207H68V210H69ZM75 207H76V206H75ZM93 207H94V206H93ZM98 207H99V206H98ZM101 207H104V206H100V208H101ZM109 207H110V206H109ZM116 207H117V206H116ZM118 207H119V206H118ZM118 207H117V208H118ZM165 207H166V206H165ZM192 207H193V206H192ZM204 207H202V208H204ZM206 207H209V204L206 205ZM206 207H205V208H206ZM225 207H224V208H225ZM230 207H231V206H230ZM242 207H244V206H242ZM242 207H241V208H242ZM251 207H252V206H251ZM33 208H34V207H33ZM41 208H42V206H41ZM46 208H47V207H46ZM57 208H56V209H57ZM59 208H58V209H59ZM76 208H79V207H76ZM80 208H81V209H84L85 207L82 208V207L80 206ZM86 208H87V207H86ZM88 208H89V207H88ZM100 208H99V209H100ZM110 208H111V207H110ZM119 208H120V207H119ZM139 208H140V207H139ZM152 208H153V206H152ZM189 208H190V207H189ZM189 208H186V209H189ZM198 208H199V207H198ZM200 208H201V207H200ZM202 208H201V209H202ZM244 208H246V207H244ZM244 208H242V210H243ZM248 208H249V207H248ZM256 208H257V207H256ZM38 209H39V208H38ZM51 209H52V208H51ZM60 209H61V208H60ZM72 209H73V208H72ZM81 209H80V210H81ZM90 209H91V208H90ZM153 209H154V208H153ZM163 209H164V208H163ZM181 209H182V208H181ZM191 209H193V208H191ZM191 209H190V210H191ZM213 209H215V208H213ZM213 209H212V210H213ZM217 209H219V206H218ZM217 209H216V210H217ZM221 209H222V208H221ZM231 209H232V208H231ZM239 209H240V208H239ZM263 209H264V208H263ZM35 210H36V209H35ZM65 210H66V209H65ZM70 210H71V209H70ZM70 210H69V211H70ZM73 210H74V209H73ZM94 210H95V208H94ZM101 210H103V209H100V211H101ZM104 210H105V209H104ZM106 210H107V209H106ZM119 210H120V209H119ZM135 210L137 211V209H135ZM143 210H145V209H143ZM157 210H158V209H157ZM165 210H166V209H165ZM195 210H197V209H195ZM209 210H210V208H209ZM229 210H230V209H229ZM246 210H247V209H246ZM248 210H250V209H248ZM251 210H252V208H251ZM251 210H250V211H251ZM253 210H254V209H253ZM256 210H257V214L260 215L259 213H261V212H260V211H261V208H260V211H259L258 209H256ZM41 211H42V210H41ZM41 211H40V212H41ZM60 211H61V210H60ZM69 211H68V213H70ZM76 211H77V210H76ZM92 211H93V210H92ZM146 211H148V210H146ZM154 211H155V210H154ZM163 211H164V210H163ZM166 211H167V210H166ZM170 211H171V210H170ZM199 211H200V209H199ZM204 211H205V210L203 209V212H204ZM207 211H208V210H207ZM207 211H206V212H207ZM213 211H215V210H213ZM213 211H212V212H213ZM218 211H219V210H218ZM222 211H224L225 213H226V211L229 212L228 210H226V208H225V210H222ZM222 211H221V212H222ZM231 211H232V210H231ZM233 211H234V209H233ZM240 211H241V209H240ZM244 211H245V210H244ZM258 211H259V212H258ZM71 212H73V211H71ZM77 212H78V211H77ZM108 212H109V211H108ZM141 212H142V211H141ZM148 212H149V211H148ZM155 212H156V211H155ZM155 212H154V213H155ZM182 212H183V211H182ZM190 212H191V211H190ZM196 212H197V211H196ZM200 212H201V211H200ZM234 212H235V211H234ZM234 212H233V213H234ZM237 212H238V211H236V213H237ZM241 212H242V211H241ZM241 212H239V213H241ZM248 212H249V211H248ZM262 212H264V211H262ZM53 213H54V217H55L56 212L53 211ZM75 213H76V212H75ZM101 213H103V212H101ZM139 213H140V212H139ZM139 213L136 212V214H139ZM160 213H161V211H160ZM165 213H167V212H165ZM186 213H187V212H186ZM188 213H189V212H188ZM193 213H194V211H193ZM209 213H210V212H209ZM213 213L215 214V212H213ZM213 213H211V214H209V215H212ZM222 213H223V212H222ZM253 213H254V212H253ZM253 213H251V215H252ZM77 214H78V213H77ZM79 214H80V213H79ZM83 214H85V212H84ZM98 214H100V213H98ZM105 214H106V213H105ZM109 214H110V213H109ZM118 214H119V213H118ZM143 214H144V213H143ZM145 214H146V213H145ZM155 214H156V213H155ZM162 214H164V213H162ZM178 214H179V213H178ZM189 214H190V213H189ZM203 214H204V213H203ZM203 214H201V215L205 217L206 215H203ZM207 214H208V213H207ZM216 214H217V213H216ZM229 214H231V213H228V214H226V215L229 216ZM234 214H235V213H234ZM248 214H249V213H248ZM52 215H53V214H52ZM58 215H59V214H58ZM71 215H74V213H72ZM159 215H161V214H159ZM168 215H169V214H168ZM179 215H180V214H179ZM193 215H194V214H193ZM209 215H208V216H209ZM226 215H224V218H225ZM242 215H243L242 217H244L245 214H242ZM249 215H250V214H249ZM251 215H250V216H251ZM255 215H256V214H255ZM255 215L253 214L254 217H255ZM66 216H67V215H66ZM75 216H77V215H75ZM105 216H106V215H105ZM118 216H120V215H118ZM149 216H151V215H149ZM180 216H181V215H180ZM184 216H185V215H184ZM196 216H197V215H196ZM216 216H217V218H218V215H216ZM219 216H220V214H219ZM221 216H222V215H221ZM227 216H226V217H227ZM253 216H252V217H253ZM260 216H262V215H260ZM260 216H259V217H260ZM59 217H60V215H59ZM69 217H72V216H69ZM102 217H103V216H102ZM108 217H109V216H108ZM108 217H106V218H108ZM176 217H177V215H176ZM197 217H198V216H197ZM197 217H196V218H197ZM206 217H207V216H206ZM213 217H214L213 219L215 220V216H213ZM237 217H238V216H237ZM237 217H236V218H237ZM242 217H241V218H242ZM245 217H246V216H245ZM247 217H249V216H247ZM259 217H258V218H259ZM60 218H61V217H60ZM65 218H67V217H65ZM73 218H74V217H72L71 219H73ZM77 218H78L79 220L83 219L82 217L80 218V216H77ZM77 218H76V219H77ZM180 218H181V217H180ZM199 218H200V217H199ZM228 218H229V217H227V219H228ZM231 218H233V216L230 217V219H231ZM236 218H235V216H234V219H236ZM256 218H257V217H256ZM256 218H255V219H256ZM55 219H56V217H55ZM78 219H77V220H78ZM112 219H114V218H112ZM112 219H111V220H112ZM172 219L175 221V224H176V222H177L176 219H174V218H172ZM178 219H179V218H178ZM185 219H187V216H186ZM185 219H184V220H185ZM209 219H211V216H210V218H208V220H209ZM225 219H226V218H225ZM243 219H244V218H243ZM248 219H250V218H248ZM260 219L262 220L261 217H260ZM263 219H264V218H263ZM59 220H60V219H59ZM73 220H74V219H73ZM85 220H86V219H85ZM115 220H116V219H115ZM167 220H168V219H167ZM211 220H212V219H211ZM214 220H213V221H214ZM232 220H233V219H232ZM238 220H240V219H238ZM246 220H247V219H245V221H246ZM250 220H251V219H250ZM107 221H108V220H107ZM113 221H114V220H113ZM116 221H117V220H116ZM178 221H179V220H178ZM191 221H192V219H191ZM194 221H195V220H194ZM196 221H197V220H196ZM196 221H195V222H196ZM201 221H202V220H201ZM209 221H210V220H209ZM213 221H211V224H212ZM222 221L225 222L224 220H222ZM235 221H236V220H235ZM241 221H242V219H241ZM245 221H244V222H245ZM252 221H253V220H251V222H252ZM66 222H67V221H66ZM69 222H70V221H69ZM73 222H74V221H73ZM82 222H86V221H82ZM132 222H133V221H132ZM189 222H190V221H189ZM205 222H206V224L209 223V222H207V221H204V223H205ZM219 222H220V220H219ZM226 222H229V220H228V221L226 220ZM230 222H233V221L230 220ZM236 222H237V221H236ZM246 222H249V221L247 220ZM261 222H262V221H261ZM58 223H59V222H58ZM58 223L56 222V224H58ZM77 223H78V225H79V222H77ZM80 223H81V222H80ZM88 223H89V222H88ZM99 223H100V222H99ZM118 223H119V222H118ZM140 223H141V222H140ZM178 223L182 224V222H178ZM191 223H193V222H191ZM197 223H198V222H197ZM233 223H234V222H233ZM238 223H239V222H238ZM238 223H237V224H238ZM253 223H255V221H254ZM253 223H252V224H253ZM257 223H258V222H257ZM259 223H260V222H259ZM59 224H60L61 227H62V224H61V223H59ZM71 224H73V223H71ZM85 224H87V223H85ZM89 224H91V223H89ZM102 224H104V223H102ZM108 224H109V222H108ZM113 224H115V223H113ZM154 224H155V223H154ZM180 224H178V225L180 226ZM187 224H188V222H187ZM198 224H199V223H198ZM220 224H221V222H220ZM225 224H227V223H225ZM225 224H224V225H225ZM230 224H231V223H230ZM241 224H242V226L245 225V227H246V224H247V223H246V224H243V222H242ZM241 224H240V225H241ZM248 224H249V223H248ZM250 224H251V223H250ZM60 225H59V226H60ZM66 225H67V223H66ZM69 225H70V224H69ZM93 225H94V224H93ZM95 225H96V223H95ZM115 225H116V224H115ZM132 225H134V223H133ZM155 225H156V224H155ZM157 225H158V224H157ZM182 225H183V224H182ZM208 225H210V223H209ZM212 225H213V224H212ZM215 225H217L216 222H215ZM233 225H236V223L233 224ZM233 225H232V226H233ZM256 225H257V224H256ZM258 225H259V224H258ZM258 225H257V226H258ZM262 225H263V222H262ZM59 226H57V227H59ZM88 226H89V225H88ZM88 226H87V227H88ZM109 226H110V224H109ZM111 226L113 227V225H111ZM134 226H135V225H134ZM139 226H140V225H139ZM145 226H147V225H145ZM204 226H205V225H204ZM220 226H222V225H220ZM220 226H219V224H218V227H220ZM236 226L240 227L239 225H236ZM242 226H241V228H242ZM247 226H249V225H247ZM257 226H255V227H257ZM67 227H71V226H67ZM82 227H83V225H82ZM84 227H86V226L84 225ZM84 227H83V228H84ZM89 227H90V226H89ZM89 227H88V228H89ZM97 227H98V226H97ZM112 227H111V228H112ZM141 227H142V226H140V228H141ZM202 227H203V226H202ZM205 227H206V226H205ZM205 227H204V228H205ZM209 227H210V226H209ZM212 227H213V226H212ZM212 227H211V229H212ZM218 227H217V228H218ZM225 227H228V224H227V226H225ZM233 227H235V226H233ZM243 227H244V226H243ZM249 227H250V226H249ZM72 228H73V227H72ZM75 228H77V226H76ZM79 228H80V227H79ZM88 228H85V229H88ZM91 228H92V227H91ZM102 228L104 229V227H102ZM118 228H119V227H118ZM162 228H164V227H162ZM167 228H168V227H167ZM180 228H182V226H180ZM221 228H222V227H221ZM221 228H218V229H216V230L218 231V230L221 229ZM235 228H236V227H235ZM241 228H240L239 230H241ZM247 228H248V227H247ZM259 228H260V227H259ZM262 228H263V227H262ZM58 229H59V228H58ZM58 229H57V230H58ZM61 229H62V228H61ZM61 229H60V230H61ZM64 229H65V228H64ZM68 229H69V228H68ZM68 229H67V231L69 232ZM95 229H96V226H95ZM105 229H107V228H105ZM136 229H137V228H136ZM176 229H177V228H176ZM176 229H174V230H176ZM183 229H184V227H183ZM183 229H182V230H183ZM208 229H209V228H208ZM211 229H210L209 231H210V232H211V231L214 232V229H213V230H211ZM222 229H223V228H222ZM222 229H221V230H222ZM242 229H243V228H242ZM248 229H250V228H248ZM253 229H254V227L252 228V230H253ZM255 229H256V228H255ZM81 230H82V229H81ZM81 230H80V231H81ZM98 230H101L100 227H98ZM108 230H109V227H108ZM110 230H111V229H110ZM110 230H109V231H110ZM113 230H115V229H113ZM113 230H111L112 233H113ZM121 230H122V229H121ZM121 230H120V231H121ZM129 230H130V229H129ZM133 230H134V229H133ZM133 230H132V232H133ZM137 230L139 231V229H137ZM150 230H151V229H150ZM167 230H168V229H167ZM225 230H227V229H224V231H225ZM239 230H238V231H239ZM250 230H251V229H250ZM263 230H264V229H263ZM58 231H59V230H58ZM58 231H57V232H58ZM67 231H66V232H67ZM72 231H73V230H72ZM75 231H77V229H76ZM78 231H79V230H78ZM78 231H77V232H78ZM80 231H79V232H80ZM95 231H96V230H95ZM109 231H106V232H109ZM126 231H128V230H126ZM144 231H145V229H144ZM146 231H147V229H146ZM180 231H181V229H180ZM183 231H184V230H183ZM197 231H198V230H197ZM217 231H216V232H217ZM234 231H235V234H236V229H234ZM85 232H86V230H85ZM89 232H90V231H89ZM89 232L87 231V232L85 233V235H87V236H89V235H91V234L94 235V234H93V231H92V233L90 232V234L88 235ZM96 232H97V231H96ZM130 232H131V231H130ZM171 232H172V231H171ZM174 232H175V231H174ZM184 232H185V231H184ZM198 232H199V231H198ZM218 232H219V231H218ZM227 232H229V230H228ZM240 232H241V231H240ZM248 232H249V231H248ZM251 232H252V231H251ZM58 233H60V232H58ZM97 233H98V232H97ZM99 233H102V231H100ZM104 233H105V231H104ZM120 233H121V232H120ZM138 233H140V231H139ZM138 233H135V235H133V236L135 237L136 235H138ZM168 233H169V232H168ZM185 233H186V232H185ZM199 233H200V232H199ZM203 233H204V231H203ZM214 233H215V232H214ZM221 233H222V232H221ZM224 233H226V232H224ZM243 233H244V232H243ZM243 233H242V234H243ZM252 233H253V232H252ZM63 234H64V232H62V235H63ZM69 234H70V233H69ZM69 234H67V235H69ZM74 234H75V233H74ZM76 234H77V233H76ZM95 234H96V233H95ZM105 234H106V233H105ZM108 234H109V233H108ZM108 234H106V235L108 236ZM132 234H133V233H132ZM169 234H171V233H169ZM178 234H179V233H178ZM183 234H184V233H183ZM188 234H189V233H188ZM194 234H195V233H194ZM194 234H193V235H194ZM204 234H205V233H204ZM210 234H211V233H210ZM222 234H223V233H222ZM226 234H227V233H226ZM228 234H229V233H228ZM235 234L232 233V235H235ZM240 234H241V233H240ZM242 234H241V235H242ZM246 234H249V233H246ZM253 234H254V233H253ZM255 234L257 235L258 232L255 233ZM259 234H260V232H259ZM60 235H61V234H60ZM65 235H66V234H65ZM67 235H66V236H67ZM71 235H72V234H71ZM83 235H84V234H82V236H83ZM92 235H91L90 237H95V236H92ZM100 235H102V234H100ZM110 235L112 236V234H110ZM115 235H117V234H115ZM156 235H157V234H156ZM159 235H160V234H159ZM174 235H175V233H174ZM190 235H192V234H190ZM199 235L201 236V234H199ZM199 235H197V236H199ZM206 235H207V237H209L208 234H206ZM212 235H213V234H212ZM229 235H230L229 237H231V234H229ZM237 235H238V234H236V236H237ZM241 235H240V236H241ZM73 236H75V235H73ZM87 236H86V237H87ZM102 236H103V235H102ZM111 236H110V237H111ZM120 236H121V235H120ZM169 236H171V235H169ZM175 236H176V235H175ZM184 236H185V235H184ZM194 236H195V235H194ZM197 236H196V237H197ZM215 236H216V235H215ZM215 236H213L214 239H217V237L215 238ZM218 236H221V235L219 234ZM244 236H245V235H244ZM246 236H247V235H246ZM246 236H245V237H246ZM250 236H251V235H250ZM252 236H254V235H252ZM252 236H251V237H252ZM260 236H261V235H260ZM260 236H259V238H261ZM262 236H263V235H262ZM59 237H60V236H59ZM63 237L65 238V236H63ZM83 237H85V236H83ZM86 237H85V238H86ZM112 237H114V235H113ZM130 237H132V236H130ZM137 237H138V236H137ZM164 237H165V235H164ZM181 237H183V236H181ZM192 237H193V236H192ZM207 237H206V239H207ZM213 237H212V238H213ZM237 237H239V236H237ZM237 237H236V238H237ZM245 237H244V238H245ZM255 237H256V236H255ZM257 237H258V236H257ZM263 237H264V236H263ZM61 238H62V237H60V239H61ZM67 238H70L69 241H70V240H73V239L70 237V235L67 236ZM79 238H80V239H79ZM79 238H78V241L81 240V237H79ZM88 238H89V237H88ZM99 238H101V237H99ZM114 238H116V237H114ZM138 238H139V237H138ZM142 238H143V237H142ZM142 238L140 237L141 240H142ZM153 238H154V237H153ZM153 238H152V239H153ZM160 238H161V236H160ZM160 238H159V239H160ZM165 238L167 239V236H166ZM174 238H175V237H174ZM187 238H188V236H187ZM197 238H198V237H197ZM204 238H205V237H204ZM209 238H210V237H209ZM209 238H208V239H209ZM218 238H219V237H218ZM222 238L225 239V237H222ZM241 238H243V237L241 236ZM249 238H250V237H249ZM65 239H66V238H65ZM95 239H98V238H95ZM95 239L93 238V240H95ZM116 239H117V238H116ZM116 239H115V241H116ZM126 239H127V238H126ZM130 239H131V238H130ZM132 239H133V238H132ZM143 239H144V238H143ZM157 239H158V237H157ZM168 239H170V238H168ZM184 239H185L186 241H188V239H186V238H184ZM189 239H190V241H191V239H192L191 236H190ZM198 239L200 240V238H198ZM224 239L221 240V238H220L221 242L224 241ZM229 239H230V238H229ZM233 239H234V240H233ZM233 239H231V240L236 241V240H235V237H234ZM251 239H253V237L250 238L249 240H251ZM261 239H262V238H261ZM91 240H92V239H90V241H91ZM100 240H101V239H100ZM135 240L137 241V238H134V241H135ZM144 240L146 241V239H144ZM163 240H164V239H163ZM180 240H181V239H180ZM185 240L182 241V242H185ZM220 240H216L215 243L218 242L217 244H221V243H219ZM241 240H242V239H241ZM254 240H255V238H254ZM254 240H253V241H254ZM66 241H67V240H66ZM69 241H67V242H69ZM86 241H88V240H86ZM95 241H96V240H95ZM134 241H133V242H134ZM136 241H135V242H136ZM142 241H143V240H142ZM152 241H154V239H153ZM155 241H156V240H155ZM160 241H162V240H160ZM166 241H167V240H166ZM168 241H169V243H170V240H168ZM195 241H197V240L194 239L193 242H195ZM202 241H203V240H202ZM210 241L213 242L214 240L211 239ZM255 241H257V240H255ZM258 241L261 242V241H263V240H260V239H259ZM80 242H81V241H80ZM92 242H93V241H92ZM97 242H98V241H97ZM139 242H140V241H139ZM139 242H137V243H139ZM143 242H144V241H143ZM158 242H159V241H158ZM158 242H156V243H158ZM171 242H172V241H171ZM175 242H176V240H175ZM193 242H191V243H193ZM198 242H199V241H198ZM198 242H197V243H198ZM200 242H201V241H200ZM225 242H226V241H225ZM229 242H231V241L229 240ZM236 242H237V241H236ZM244 242H245V240H244ZM251 242H252V240H251ZM93 243H95V242H93ZM98 243H99V242H98ZM98 243H97L96 245H98ZM140 243H142V242H140ZM140 243H139V244H140ZM145 243H146V242H145ZM163 243H164V242H163ZM165 243H166V242H165ZM179 243H180V242H179ZM191 243H190V244L188 243V244H189V245H192ZM207 243H209V242H207ZM213 243H214V242H213ZM213 243H209V244H212V246H213V245L215 244V243H214V244H213ZM238 243H239V242H237V244H238ZM252 243H254V242H252ZM257 243H258V242H257ZM257 243H256V244H257ZM81 244H82V243H81ZM111 244H114V243H111ZM123 244H126L125 241H123ZM129 244H130V243H129ZM134 244H135V243H134ZM143 244H144V243H143ZM153 244H154V243H153ZM158 244L160 245V242H159ZM166 244H167V243H166ZM170 244H171V243H170ZM182 244H184V243H182ZM185 244H186V243H185ZM194 244H196V243H194ZM217 244H216V245H217ZM222 244H224V242H223ZM222 244H221V245H222ZM225 244H226V243H225ZM228 244H229V243H228ZM239 244H240V243H239ZM242 244H243V243H242ZM242 244H241V245H242ZM250 244H251V243H250ZM256 244H255V245H256ZM260 244H261V243H260ZM260 244H259V245H260ZM94 245H95V244H94ZM96 245H95V246H96ZM145 245H146V244H145ZM145 245H144V246H145ZM161 245H163V244H161ZM171 245H172V244H171ZM173 245H174V243H173ZM177 245H178V244H177ZM177 245H176V246H177ZM198 245H200V243H199ZM201 245H202V244H201ZM205 245H206V244H205ZM216 245H214V247H215ZM221 245H219L220 248H219V246H218V249L215 250V251H218L219 249H221V247L223 248V246H224V248H225V245H223V246H221ZM230 245H231V243H230ZM230 245H229V246L227 245V246L230 248V247H232V245H235V246H236V243L234 244V243L232 242V245H231V246H230ZM257 245H258V244H257ZM263 245H264V243H263ZM138 246H139V245H138ZM140 246H142V245L140 244ZM156 246H157V245H156ZM182 246H183V245H182ZM195 246H196V245H195ZM209 246H210V245H209ZM248 246H249V241H248V245H247V247H248ZM251 246H252V244H251ZM96 247L98 248V246H96ZM112 247H113V246H112ZM116 247H117V246H116ZM154 247H155V244H154ZM154 247H152V249H154ZM165 247H166V246H165ZM179 247H180V245H179L177 248H179ZM185 247H186V245H185ZM185 247H184V248H185ZM187 247H190V246L187 245ZM205 247H206V246H204V248H205ZM238 247H241V246H237V248H238ZM253 247H254V246H252L251 248H253ZM258 247H259V246H258ZM97 248H96V251H97V250H100V251H97V252H96V253H97V256H98V252H99V254H100V252H101L102 249H99V248L97 249ZM108 248H109V247H108ZM141 248H143V246H142ZM141 248H140V249H141ZM155 248H156V247H155ZM171 248H173V247L171 246ZM201 248H203V247H199V249H201ZM204 248H203V249H204ZM237 248H236V249H237ZM242 248H244V247H242ZM260 248H261V247H260ZM135 249H136V248H135ZM145 249H146V248H145ZM145 249H144V250H145ZM147 249H148V247H147ZM165 249H166V248H165ZM179 249H181V248H179ZM179 249H178V251H179ZM186 249L190 250L189 248H186ZM193 249H195V247H194ZM215 249H216V247H215ZM227 249H228V248L223 249V250H224V251L226 250L227 253H229V250H227ZM256 249H258V248H256ZM256 249H254V251H252V252H249V254L251 255V254H253V252L257 253V252H256V251H257ZM263 249H264V248H263ZM111 250H113V249H111ZM137 250H139V249H137ZM205 250H206V249H205ZM205 250H204V251H205ZM104 251H105V250H104ZM140 251H141V250H140ZM142 251H143V250H142ZM156 251H157V250H156ZM162 251H163V250H162ZM162 251H161V252H162ZM174 251H175V250H174ZM181 251H182V250H181ZM181 251H179V252H181ZM186 251H187V250H186ZM198 251H200V250L197 249V251H196L197 254L202 253V255H204V256L206 255V256H207V253H206L207 251L205 252L206 254H203V252H201L202 249H201L200 253H198ZM210 251H212L211 248H210ZM213 251H214V250H213ZM213 251H212V253H213ZM224 251H222V249H221V250H220V255H221L222 252L224 253ZM230 251H232V250H230ZM238 251H240V248H239V250H236V252H238ZM241 251H242V249H241ZM259 251H260V249H259ZM79 252H80V251H79ZM105 252H106V251H105ZM105 252H104V254H105ZM108 252H109V251L107 250V254L109 255ZM110 252H111V251H110ZM113 252H114V251H113ZM116 252H117V251H116ZM118 252H119V251H118ZM144 252H146V251H143V253H144ZM157 252H158V251H157ZM157 252H156V253H157ZM161 252H160V253H161ZM163 252H164V251H163ZM163 252H162V253H163ZM169 252H170V251H169ZM175 252H177V251H175ZM184 252H185V251H184ZM193 252H194V251H193ZM232 252H234V253L236 254L235 251H232ZM242 252H243V251H242ZM247 252H248V250H247ZM133 253H134V252H133ZM153 253H155V252H153ZM164 253H165V252H164ZM164 253H163V254H164ZM210 253H211V252H209V254H210ZM212 253H211V254H212ZM216 253H218V252H216ZM223 253H222V255H223ZM227 253H224V254H227ZM243 253H244V252H243ZM243 253H240V254H243ZM255 253H254V254H255ZM46 254H47V253H46ZM64 254H65V253H64ZM102 254H103V251H102L101 255H102ZM104 254H103V255H104ZM113 254H114V253H113ZM115 254H116V253H115ZM119 254H120V253H118V255H119ZM146 254H147V253H146ZM148 254H149V253H148ZM151 254H152V253H151ZM173 254H174V252H173ZM175 254H176V253H175ZM179 254H180V253H179ZM185 254H186V252H185ZM193 254L195 255V252H194ZM211 254H210V255H211ZM229 254H231V252H230ZM238 254H239V252H238ZM245 254H246V253H244L243 255L245 256ZM247 254H248V253H247ZM249 254H248V255H249ZM258 254H259V252L257 253V255H258ZM263 254H264V253H262V257L260 256L261 259L264 258V257H263ZM67 255H68V253L66 254V256H67ZM101 255H100V256H101ZM105 255H106V254H105ZM131 255H132V254H131ZM161 255H162V254H161ZM171 255H172V254H171ZM191 255H192V254H191ZM213 255H214V256H217V254L215 255V252H214ZM220 255H219V256H220ZM232 255H233V253H232ZM248 255H247V256H248ZM250 255H249V256H250ZM255 255H256V254H255ZM255 255H254V256H255ZM260 255H261V254H260ZM47 256H48V255H47ZM64 256H65V255H64ZM69 256H71V255H69ZM111 256H112V255H110V257H111ZM150 256H151V255H150ZM153 256H154V254H153ZM167 256H169V254H168ZM176 256H177V255H176ZM183 256H184V255H183V253H182V257H183ZM211 256H212V255H211ZM211 256H210V257H211ZM214 256H212V257H214ZM219 256H217L216 259H217V258L222 259V257H221V256L219 257ZM227 256H228V254L226 255V257H227ZM229 256H230V255H229ZM239 256L242 258V255H239ZM239 256L237 255V258H238ZM254 256L252 255L251 258H254ZM98 257H99V256H98ZM104 257H105V256H104ZM118 257L120 258V256H118ZM133 257H134V256H133ZM154 257H156V256H154ZM158 257H159V256H158ZM158 257H157V258H158ZM180 257H181V256L179 255L178 259H179ZM196 257H197V256H196ZM200 257H202V256L200 255ZM212 257H211V258H212ZM232 257H233V258H236V256H235V257L232 256ZM232 257H229V258L232 259ZM258 257H259V256H258ZM99 258H103V257L101 256V257H99ZM108 258H109V257H108ZM111 258H113V256H112ZM167 258H168V257H167ZM171 258L174 259L175 257L172 255ZM188 258H189V257H188ZM192 258H193V256H192ZM203 258H204V257H203ZM207 258H209V256H208ZM237 258H236V259H237ZM248 258H250V257H248ZM97 259H98V258H97ZM106 259H107V256H106ZM113 259H114V258H113ZM113 259H112V260H113ZM115 259H117V261H118V258H117V257H116ZM120 259H121V258H120ZM133 259H134V258H133ZM160 259H161V257H160ZM178 259H177V260H178ZM193 259H194V258H193ZM193 259H192L191 261L189 260V261H190L189 264H190V263H194L196 259L198 260V259H199V256H198V258L194 259V262H192ZM200 259H202V258H200ZM200 259L198 260L200 264L205 263L204 260H201V261H203V263H201V262H200ZM209 259H210V258H209ZM209 259H208V260H209ZM219 259H217V261H215V262H218V261L220 262ZM223 259H224V257H223ZM226 259H227V258H226ZM255 259H256V258H255ZM78 260L80 261V259H78ZM102 260L106 261L104 258L101 259V262H102ZM151 260H152V258H151ZM156 260H157V259H156ZM158 260H159V258H158ZM175 260H176V259H175ZM175 260H174V261H175ZM177 260H176V261H177ZM183 260L185 261L184 258H183ZM183 260H182V261H183ZM186 260H187V258H186ZM213 260H214V259H212V261H213ZM233 260H235V259H233ZM242 260H243V259H242ZM247 260H248V259H246V261H247ZM257 260H258V259H257ZM259 260H260V258H259ZM99 261H100V259H99ZM104 261H103V262H104ZM109 261H111V260H109ZM109 261H108V263H109ZM115 261H116V260H115ZM115 261H114V262H115ZM154 261H155V260H154ZM160 261H161V260H160ZM166 261H168V260H166ZM174 261H173V262H174ZM179 261H180V260H179ZM184 261H183V262H184ZM210 261H211V259H210ZM210 261H209V262H210ZM223 261H225V259H224V260H221V262H223ZM228 261H229V260H228ZM238 261H239V262L241 261L240 258H239ZM250 261H251V260H250ZM250 261H249V262H250ZM260 261L263 262V260H260ZM260 261H259V262H260ZM106 262H107V261H106ZM114 262H113V263H114ZM143 262H144V261H143ZM157 262H159V261H157ZM162 262L165 263L164 261H162ZM180 262H181V261H180ZM187 262H188V260H187ZM215 262H214V263H215ZM225 262H227V261H225ZM225 262H224V263H225ZM244 262H245V259H244ZM251 262H252V264H253V260H252ZM262 262H261V263H262ZM78 263H79V262H78ZM98 263H99V262H98ZM169 263L172 264V260H171V262L169 261ZM184 263H186V262H184ZM184 263H181V264H184ZM214 263H213V264H214ZM232 263H234V262H232ZM247 263H248V262H247ZM254 263H255V262H254ZM101 264H103V263H101ZM154 264H155V262H154ZM165 264H166V263H165ZM173 264H177V263H173ZM186 264H187V263H186ZM194 264H197V263H194ZM205 264H207V263H205ZM208 264H209V263H208ZM210 264H212V262H211ZM216 264H218V263H216ZM221 264H222V263H221ZM226 264H227V263H226ZM229 264H231V263H229ZM238 264H240V263H238ZM248 264H249V263H248ZM255 264H258V263H255ZM263 264H264V263H263Z\"/></svg>",
    "mask_w": 264,
    "mask_h": 264
},
{
    "label": "crops",
    "instance_id": "crops-1",
    "mask_svg": "<svg viewBox=\"0 0 264 264\" xmlns=\"http://www.w3.org/2000/svg\"><path fill=\"white\" fill-rule=\"evenodd\" d=\"M16 241H17V242L19 241V240H18V238H17V240H16Z\"/></svg>",
    "mask_w": 264,
    "mask_h": 264
}]
</instances>
